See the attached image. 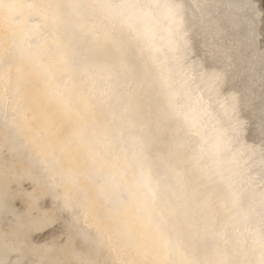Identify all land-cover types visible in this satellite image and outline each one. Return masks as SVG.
I'll return each mask as SVG.
<instances>
[{"label": "rangeland", "instance_id": "1", "mask_svg": "<svg viewBox=\"0 0 264 264\" xmlns=\"http://www.w3.org/2000/svg\"><path fill=\"white\" fill-rule=\"evenodd\" d=\"M37 1V4L38 5H41L42 7H44V9H45V11L47 12V17H48V20L50 21V22H52L51 24H55L57 27H58V29H59V32H60V34H61V37H62V39L64 38V40H66V41H68V42H71V43H69V45H70V47L71 48H73L72 50L74 51V53L76 54V52H77V54L75 55L76 57H74V59H75V61H76V59L77 58H79L80 60H78V61H76V64L79 66V74H78V76H80V77H78V79H79V81H80V92L81 93H83V95L85 96V99L87 100V102H89V103H87L88 105H90L89 107H90V110H91V115L93 114V118H95V120L98 118L99 120L100 119H103V117L105 118L106 117V119H107V116H111L112 115V117H108L109 118V120H110V122H112L113 121V123H111V124H114L113 126H111V124H110V122H109V120H107V122L105 121V119H104V121H105V125H106V129H105V131L107 132L106 134H108V135H110V133H111V131L112 132H114L115 133V131H114V126H116V128L118 127V128H120V130L117 128V130L119 131V132H117V130H116V132L117 133H120L119 135L117 134H114V133H111V134H114V141L115 142H117V143H115L114 141H113V145H114V147H117L116 149H117V151L118 152H121L122 151V149L124 148V149H126V153H125V150L123 149V151L121 152V154L123 153L124 154V156L126 157V158H128V157H130V161H129V159L127 160V159H124V162H125V164H129L128 166L129 167H131L132 168V170H134V169H136V171L138 170H142L143 169V171H141L139 174L136 172V171H132L131 169L129 170V167L128 166H126V167H128V169L126 168V170L127 171H132V172H129L131 175H135V180H136V178H138V177H136V175L138 174V175H140L141 173H142V175H140L139 176V178L137 179L138 180V182H136L137 184H136V186H139V185H141L142 184V182H146L147 181V184H144L145 185V187L143 186V184L140 186V187H143V188H145L146 189V186H147V188H150L151 190L150 191H152V192H154L156 189H157V191H158V193H157V191H155L156 193H157V195H155V197L156 196H158V194L160 193L161 195H163L162 197H161V195H160V197L158 196V197H156V199L155 200H152L151 198H150V196L148 195V193L146 192V190H145V194H146V198L148 197V199H149V202H148V200L146 201L145 199V202L144 203H147L146 204V206L150 209V211H154V209H151V208H153L154 207V205L156 204V207H155V210L158 208V211L159 212H161V210H164V209H166V212L167 213H169V215L166 213L165 215H162L161 217H165V216H170V217H167L166 218V220H165V223H163V219L160 217V215L159 214H164L165 213V210H164V212L162 211L161 213H159L158 211H156V212H153V214H152V212H151V215H153V216H156V220H155V223L156 222H160L161 224H163V225H161L160 223L159 224H157L158 226H163L162 228H163V230H165V235L167 236V238H166V236H164V235H162V236H164L166 239H171L172 238V241L169 239V240H167L168 242H172V246H175L174 247V249L175 250H177V252L176 253H178V254H180V251L183 253H181L179 256L180 257H182L183 256V259H184V257H186L185 256V254H187L188 255V253H189V251L190 250H192L191 251V253H189V255H188V257H187V259L190 261L191 260V258H192V260L190 261V262H188V260H187V262L189 263V264H191V263H194V264H204V262H205V264L206 263H209V261H210V264H216L218 261H219V259H221L222 260V263H224V264H232L233 262L235 263L236 261H237V259L239 260V261H237V264H242V263H244V261H245V264H246V262L248 261L249 262V260L251 261V262H249V264L251 263V264H253L255 261V263L254 264H264V158H262L263 156H264V150L262 151V150H259L258 149V147L259 148H261V149H263L264 148V132L262 131V130H264V117H263V115H264V111H262V110H264V105H263V103H264V99L262 98L263 96H264V78L262 79V77H264V74H263V72H264V59H263V57H264V47H263V45H264V35L263 36H261L263 33H261V37L258 35V33H260V32H254L255 34H253V33H251L250 34V32H252L253 31V25H252V16H254V15H256V13L258 12V10H262V11H264V9H263V7H262V5H264V0H252V2H251V0H249V1H247V0H234L235 2L234 3H231V1L233 2V0H226V2L225 1H223L222 2V0H211V2H210V0H209V4H208V0H205V2H207V3H205V2H203V0H199V1H201L200 3H198L199 1L198 0H191L192 1V5L190 4L191 3V1L190 0H187L188 1V3H187V1L186 0H180V1H182V2H180V1H177V0H146L147 2H148V4H146L145 3V0H143V1H141L140 2V0H133L134 2H131L130 0H127L128 2H131V3H134V4H136V5H133V4H131V3H129L130 5L129 6H127L128 5V2L125 0V1H123V0H116L117 1V5H122V6H117L116 7V1L115 0H79V1H77V0H48V1H44V0H36ZM72 1H74V3H72ZM77 1V2H76ZM83 1V2H82ZM86 1H88V3L86 2ZM97 1V2H96ZM109 1V2H108ZM120 1H122V3H120ZM139 1V3H137ZM161 1V2H160ZM168 1H170V2H168ZM175 1H176V3H175ZM185 1H186V3H185ZM221 1V2H220ZM237 1V2H236ZM238 1H240V3L238 2ZM244 1H246L247 3H244ZM259 1V2H258ZM61 2V3H60ZM90 2V3H89ZM93 2V3H92ZM97 4H96V3ZM106 2V3H105ZM108 2V3H107ZM123 2H124V4H123ZM142 2H144L146 5H144ZM150 2V3H149ZM177 2H179V3H181V4H179V3H177ZM184 2V3H183ZM205 3V5L207 6V8H205L206 6H204V5H202L203 3ZM215 2H217L216 4H215ZM220 2V4H218ZM229 4H228V3ZM242 2H243V5H244V7H246L247 8V10H246V8H244L243 7V5H242ZM254 2H255V4H254ZM261 2V3H260ZM49 3V4H48ZM57 3V4H56ZM87 3V4H86ZM114 3V4H113ZM152 3V4H151ZM162 3V4H161ZM169 3V4H168ZM213 3V4H212ZM61 4H64V5H61ZM79 4V5H78ZM81 4V5H80ZM85 4V6H83ZM90 4V5H89ZM108 4V5H107ZM109 4H111L112 6H113V8H111L110 6H109ZM127 4V5H126ZM141 4H143L144 5V11H140V10H142V7H143V5H142V7L140 8L139 7V5H141ZM150 4V5H149ZM158 4V5H157ZM163 4H164V6H163ZM172 4V5H171ZM182 4L185 6L186 4H188V5H191V6H188V5H186L185 7L184 6H182ZM199 4V5H198ZM202 6H201V5ZM211 4V7L209 6ZM214 4H215V8H216V6L217 7H219L220 9H217V11H216V9L214 8ZM218 4V5H217ZM224 4V6H222V5ZM227 4V5H226ZM235 4H238L239 6H237V5H235ZM250 4V5H249ZM253 4L255 5V6H257V5H259V6H257V7H255V6H253ZM261 4V5H260ZM59 5H61L62 7H63V9L61 8V6H59ZM69 5H71V6H69ZM73 5V6H72ZM78 5V6H77ZM90 6V8L88 7V6ZM96 5H97V8H96ZM99 5V6H98ZM103 5H105V6H103ZM115 5V6H114ZM138 6L137 8L135 7H132V8H130L131 6ZM162 6V8H161V6ZM174 5V6H173ZM195 5V6H194ZM212 5H213V7H212ZM229 5V6H228ZM65 6L67 7V8H65ZM68 6H69V8H68ZM75 6V7H74ZM77 6V7H76ZM83 6V7H82ZM92 6V7H91ZM95 6V7H94ZM103 6V7H102ZM153 6H157L158 8L160 7L161 9H163V10H158V8L157 7H155V8H157V10H155L154 8H153ZM167 6V7H166ZM228 6V7H227ZM230 6H233V7H230ZM241 6V7H240ZM249 6V7H248ZM260 6H261V8H260ZM56 7V8H55ZM73 9H71V8ZM119 7V8H118ZM122 7H124L125 9H127V8H130V10L129 9H127V10H129L128 12H127V10H125L124 9V11H126L125 12V15H123V13L122 12H120V10H123V8ZM127 7V8H126ZM145 7H147L146 9H145ZM152 7V8H151ZM179 7H182V8H179ZM200 9H203V10H200ZM210 7V8H209ZM222 7H223V9H222ZM238 7L241 9L242 8V10L239 12V10L240 9H238ZM259 7V8H258ZM77 8V9H76ZM98 8H100V9H98ZM114 8H118V9H120L119 11H118V9H114ZM149 8L150 9H153V10H149ZM178 8H179V12L182 14V11L184 12V13H186L185 14V17H184V13L182 14L183 15V33H187L186 35L184 34L183 35V41L185 42H183V45L181 46L180 44H178L177 42L175 43V41H177L178 40V36H177V31H176V26L174 25V24H172L170 21H171V14H172V12H175V11H178ZM193 8V9H192ZM214 10H213V9ZM228 8V9H227ZM233 8H234V10H235V12H237V13H239L238 15H237V13H235L234 11H233ZM236 8V9H235ZM244 8V9H243ZM250 8V9H249ZM253 8H254V11H253ZM71 9V10H70ZM113 9V10H112ZM136 10L135 12L136 13H134V11H131V10ZM172 10V12H171V10ZM177 9V10H176ZM183 9V10H182ZM188 9V10H187ZM190 9V10H189ZM195 9V11H192V10H194ZM196 9H199V10H196ZM207 9V10H206ZM209 9H212V10H209ZM227 10V13H226V10ZM230 9V12H228V10ZM232 9V10H231ZM252 9V10H251ZM257 9V10H256ZM56 12H55V11ZM76 10V11H75ZM90 10V11H89ZM104 10V11H103ZM114 10L116 11V13L114 12ZM149 10V16H147L148 14H145V11L147 12ZM185 10H186V12H185ZM205 10V11H204ZM225 10V12H223ZM244 10H245V12H244ZM255 10H256V12H255ZM62 11V12H61ZM69 11V12H68ZM71 11V12H70ZM80 11H83V12H80ZM84 11H86L88 14L90 13H92L93 11V15H86L87 13L85 12L84 13ZM98 11V12H97ZM109 11V12H108ZM111 11V12H110ZM123 11V12H124ZM131 11V12H130ZM155 13H154V12ZM158 11H160V12H158ZM189 11V12H188ZM212 13H211V12ZM232 11H233V13H232ZM248 11V12H247ZM251 11V12H250ZM53 12V13H52ZM76 14H75V13ZM79 14H78V13ZM102 13L101 15H100V13ZM133 12V13H132ZM138 12H140L139 13V15H138ZM151 12V13H150ZM167 12V13H166ZM196 12V13H195ZM203 15V16H201V14ZM204 12H206V13H204ZM215 12V13H214ZM253 12H254V14H253ZM52 13V14H51ZM83 13V14H82ZM107 13L109 14V15H107ZM113 13V14H112ZM115 13V14H114ZM117 13H118V15H117ZM122 13V15H119V14H121ZM126 13H129V18H128V15L126 14ZM143 13V14H142ZM156 14L157 16H159V18L156 16V15H154V14ZM163 13V14H162ZM192 13H195L194 15L192 14ZM199 13V14H198ZM208 13V14H207ZM214 13V14H213ZM217 13H219V14H217ZM230 13V14H229ZM235 13V14H234ZM245 13V15H243L242 16V14H244ZM249 13H252L253 15L251 16ZM72 15V17H71V15ZM84 14H85V16H84ZM132 14V15H131ZM150 14H153V15H150ZM159 14H161V15H159ZM192 14V15H191ZM197 14H198V16H200V17H198L197 16ZM213 14V15H212ZM217 14V15H216ZM220 14H221V17L220 18H222V19H218V17L217 16H220ZM228 14V15H227ZM232 14L234 15V16H242V18H244V19H242L241 17H238V19L236 18V22L238 21V23H236L237 24V29H246L245 30V34L247 35H245V37H243V35H244V33L243 34H241V35H239V38L241 39V37H242V39H241V41H242V43L243 44H245V45H242V43H241V41H240V39H238V35L237 34H235L236 32H234V30H231V27L230 28H228L229 26H231V23H232V20L231 19H229V18H233L234 16H232ZM51 15V16H50ZM69 17H68V16ZM83 17H82V16ZM116 17H119V18H121V19H117V17L115 18L114 16ZM127 15V16H126ZM141 15V16H140ZM144 15H146V16H144ZM188 15V16H187ZM206 15V16H205ZM208 15V16H207ZM209 15H211V16H209ZM216 15V16H215ZM226 15V16H225ZM250 15V16H249ZM58 16V17H57ZM61 16V17H60ZM87 16V17H86ZM104 16H105V18H104ZM112 16V17H111ZM133 16H135V18L134 19H131V18H133ZM137 16V17H136ZM143 16V17H142ZM150 16H153V17H150ZM197 18H196V17ZM206 18H205V17ZM212 16H213V18H214V16H215V18H214V21H213V18H212ZM223 16V17H222ZM247 16H249V17H247ZM52 17H53V19H52ZM71 17V18H70ZM109 17V18H108ZM123 17H125V18H123ZM139 17H140V19L141 18H143V19H145L144 21H143V19H139ZM151 18L152 20L154 19V23L156 24V23H159L160 24V22H162L163 23V21H164V25L162 24H160L161 26H159V24H154L153 25V22H151L150 21V19L147 21V19L148 18ZM170 17V18H169ZM187 17H194L192 20H191V18L189 19V18H187ZM207 17L209 18V19H207ZM216 17H217V19H216ZM225 17H226V19L228 20H226L225 19ZM229 17V18H228ZM248 19H247V18ZM59 18V19H58ZM89 19V22H88V19ZM128 19V21H127V19ZM137 18V19H136ZM158 18V20H156ZM165 18H166V22H165ZM196 18V19H195ZM201 18H202V20L203 21H201ZM211 18H212V21H211ZM223 18L225 19V22H224V20H223ZM240 18V19H239ZM74 19V20H73ZM78 19V20H77ZM81 19H83L82 21H81ZM86 21H85V20ZM91 19V20H90ZM163 19V20H162ZM170 20L169 22H168V20ZM187 19H189V21L187 22ZM198 19L200 20L199 22H198ZM206 19V20H205ZM242 19V20H241ZM251 19V20H250ZM58 20V21H57ZM76 20V21H75ZM80 20V21H79ZM93 20V21H92ZM103 20H105V21H103ZM106 20H107V22H109L108 24H107V22H106ZM110 20V21H109ZM120 20V21H119ZM131 20V21H130ZM137 20H138V22H137ZM156 20V21H155ZM161 20V21H160ZM184 20H186V21H184ZM194 20H196V21H194ZM219 20V21H218ZM223 20V21H222ZM240 20V21H239ZM246 20V21H245ZM249 20V21H248ZM55 21V22H54ZM84 21V22H83ZM118 21V22H117ZM123 21H125V22H123ZM140 21H143L144 23H145V21H147L145 24L143 23V22H141V24L140 25H138L137 23H139ZM158 21V22H157ZM195 22V24H194V22ZM208 21H210V23H208V25L206 24ZM218 23H217V22ZM243 21V22H242ZM79 22V23H78ZM86 22V23H85ZM92 22V23H91ZM95 22V23H94ZM114 22V23H113ZM117 22V23H116ZM123 22V23H122ZM127 22V23H126ZM131 22V23H130ZM134 22V23H133ZM136 22V23H135ZM149 22H150V24H149ZM185 22L186 23H188L187 25H185ZM189 22H190V25L192 24V25H194V27L195 28H193V26L191 25V27H189L190 25H189ZM198 22V23H197ZM205 24V26L202 24ZM206 22V23H205ZM212 22H215V23H212ZM220 22V23H219ZM245 22H246V24H245ZM67 23V24H66ZM85 23V24H84ZM105 23V24H104ZM119 23V24H118ZM130 25H129V24ZM149 25H148V24ZM166 23H167V25H166ZM220 24L219 25V28H220V30H219V28H218V26H217V24ZM243 23V24H242ZM63 24V25H62ZM74 24V25H73ZM79 24V25H78ZM87 24H89V25H87ZM98 24V25H97ZM107 24V25H106ZM111 24V25H110ZM122 24V25H121ZM145 26H144V25ZM168 24H170V26H172V27H174V28H171ZM210 24V25H209ZM216 25L215 27H217V29L215 28V27H213V25ZM224 24V25H223ZM238 24H241V25H239L238 26ZM62 25V26H61ZM113 25H114V27H113ZM118 25V26H117ZM128 25V26H127ZM132 25V26H131ZM136 25H138V26H136ZM153 25V26H152ZM212 26L213 27V29H216V31H215V33H216V36L219 34V33H221V34H219V36H215V33H214V35H213V32H214V30H212V27L211 28H208L207 26ZM223 25V26H222ZM244 25L246 26V27H244ZM249 25V26H248ZM76 26V27H75ZM78 26V27H77ZM89 26H92L91 28L89 27ZM98 28H97V27ZM101 26V27H100ZM110 26H111V28H110ZM115 26H116V29H115ZM125 28H124V27ZM127 26V27H126ZM132 27L131 29L133 30H131V29H129L128 27ZM135 26V27H134ZM141 26V27H140ZM147 26H151V28H149V27H147ZM157 26V27H156ZM166 26V27H165ZM188 26V27H187ZM199 26L201 27V30L199 31L198 29H199ZM220 26H222L223 27V30H221L222 28L220 27ZM228 26V27H227ZM68 27H69V29H68ZM74 27H75V29H74ZM96 27V28H95ZM106 27H108V28H106ZM143 27H144V30H143ZM153 27V28H152ZM155 27H156V29H155ZM185 27V28H184ZM205 27H207V28H205ZM224 27H226V29L224 28ZM243 27V28H242ZM247 27H248V29H247ZM249 27H251V28H249ZM71 28H72V30H71ZM78 28H80V30L78 29ZM84 28H88L87 30H88V32H87V30L85 29V30H83L82 31V29H84ZM90 28V29H89ZM96 30H95V29ZM102 28H104L103 30H102ZM121 28H123V31H122V29ZM139 28V29H138ZM145 28H149V29H147V30H145ZM168 28H170L166 33L163 31V30H165V29H168ZM191 28V29H190ZM193 28V29H192ZM196 28H198V29H196ZM227 28H228V30H227ZM92 29H94V30H92ZM110 29V30H109ZM114 30V32H115V34H116V36H115V34H113L112 35V33H113V31L112 30ZM129 29V30H128ZM142 30L143 31V34L145 35V33H146V37L148 38H146L145 36H143L144 37V40L143 39H141V38H143L142 37V31H140V33H141V37L139 36V38H138V35H140V33H138L139 31H136V30ZM203 29H205V30H203ZM224 29L225 30H227V32L226 31H224ZM76 30H77V32H76ZM90 30H92V31H96V32H92V31H90ZM101 30V31H100ZM124 30H126V31H128V34H127V32H125ZM161 30H162V32H161ZM191 32H198L197 34L199 35V36H197V34L195 33H191ZM192 30H194V31H192ZM196 30H198V31H196ZM229 30H230V32H229ZM71 32L70 34H69V32ZM78 31H80V32H78ZM124 35H121V33ZM134 32V35L132 34V32ZM136 31V32H135ZM160 31V34L158 33ZM171 31H173V32H171ZM204 31V32H203ZM223 31L225 32V33H223ZM231 31H233V32H231ZM65 32H66V34H65ZM76 34H75V33ZM89 32H91L90 34H88ZM104 33L103 35H105V37L102 35V33ZM109 32V33H108ZM131 32V33H130ZM145 32V33H144ZM189 32V33H188ZM200 32H203V34L202 33H200ZM205 32L206 33H208V32H210V33H208V34H205ZM217 32H219L218 34H217ZM72 33H73V36H72ZM80 33V34H79ZM82 33H83V35H82ZM85 33L86 34H88V36L90 37H88L87 35H85ZM98 33V35H96V34ZM120 34V35H118V34ZM131 35H130V34ZM138 33V34H137ZM148 33H150V35H148ZM158 33V34H157ZM223 33V34H222ZM232 33V34H231ZM234 33V34H233ZM247 33H249V34H247ZM92 34H94V35H92ZM108 36H107V35ZM127 34V35H126ZM153 34V35H152ZM158 35V36H155V35ZM167 34V35H166ZM168 34H171V35H168ZM175 35V39H174V36L173 35ZM190 34V35H189ZM193 34V35H192ZM201 34L202 35H204V36H201ZM224 34H225V36H224ZM112 35V37L114 38V36L117 38H112V37H110ZM119 36V38H118V36ZM133 35V36H132ZM160 35V36H159ZM163 36V38H162V36ZM191 35L193 36V37H195V35H196V37L195 38H193L192 39V37H191ZM206 35L209 37V38H207L206 37ZM210 35V36H209ZM250 35V36H249ZM257 35H258V38H261V40H263V41H261L260 39L258 40V38H257ZM67 36V37H66ZM84 39V41H83V39L81 38V37ZM93 36V37H92ZM106 36H107V39H106ZM126 36H128L127 38H126ZM130 36H131V38H130ZM136 36V37H135ZM149 36V37H148ZM155 36V37H154ZM166 36H168V38H166V39H164ZM191 38H190V37ZM214 36H215V41L213 40L214 39ZM228 36V38H226ZM230 36H232V37H230ZM235 36V37H234ZM249 36V37H248ZM256 36V37H255ZM71 37H72V39H71ZM73 37H75V38H73ZM76 37H77V39H76ZM101 37H102V39H101ZM121 37V38H120ZM124 37V38H123ZM134 37V39H132ZM150 37H152V39L150 38ZM154 37V38H153ZM156 37H158V38H156ZM171 37V38H170ZM198 37H199V39H198ZM202 37H204V39L202 38ZM206 37V38H205ZM211 37H212V39H211ZM253 37V38H252ZM255 37V38H254ZM88 38V39H87ZM92 38V39H91ZM94 38V39H93ZM97 38V39H96ZM105 38V39H104ZM113 39V41H112V39ZM138 38V39H137ZM157 39V41H156V39ZM159 38H161V39H159ZM176 38H177V40H176ZM217 38H219L220 40H222L221 38H223V41H218V39ZM230 38H233L234 39V41L232 42V39H230ZM244 38V39H243ZM248 38V40H246ZM68 39V40H67ZM70 39V40H69ZM96 39V40H95ZM101 39V40H100ZM118 39H119V41H118ZM121 39V40H120ZM132 40V43L130 42L131 40ZM145 39L147 40V41H145ZM152 40V41H149V40ZM162 39H164L165 40V42H163L164 40H162ZM168 39V40H167ZM190 39H192L191 41H190ZM194 39H196V41L194 40ZM200 39H201V41H200ZM206 39H208V40H206ZM211 39V40H210ZM216 39H217V41H216ZM235 39L238 41V42H240V44L237 42V41H235ZM250 39H252V40H250ZM76 40V41H75ZM93 40H95V41H93ZM98 40V41H97ZM105 40V41H104ZM128 40V41H127ZM134 40V41H133ZM140 40H142V42L140 43V42H138V41H140ZM160 40H162V41H160ZM170 40H171V42H170ZM173 40V41H172ZM190 42H189V41ZM202 40H204L205 41V43L204 42H202ZM211 42H210V41ZM212 40H213V42H212ZM229 40H231V42H228ZM246 41V42H244V41ZM255 41V43H254V41ZM65 41V42H66ZM85 41H87L86 42V44H85ZM100 41V42H99ZM122 41V42H121ZM145 41V42H144ZM169 42V43H166V42ZM188 43H187V42ZM198 41H200L199 43H198ZM251 41V42H250ZM252 41H253V43H252ZM260 41V43H258L257 44V42H259ZM67 42V43H68ZM89 42H92V43H90V44H87V43H89ZM94 42H96V44L97 45H95V43ZM102 42V44H99V43H101ZM106 42H108V43H106ZM109 42H110V44H109ZM129 42L132 44V46H130L129 45ZM152 42H157L158 44H155V43H152ZM163 42V43H162ZM195 44H199L198 46L197 45H195ZM197 42V43H196ZM210 42V43H209ZM222 43L223 44V47H225V46H227L228 47V45H227V43L229 44L230 43V45H231V43H232V45L230 46L231 48H233V49H235L236 50V48L237 47H239V50H240V52H242V50L244 51V50H249L250 51V49L252 48L251 47V45L252 44H257V45H255V47H257L258 48V51H257V49L254 47V45H252L254 48H252L253 50L255 49L257 52H259L260 50H262V51H260L259 53H257L255 50L253 51L252 49H251V51H253V53H255L256 55V57H255V60H254V63L255 64H257V65H255L254 64V69H255V79L257 80H255L254 79V86L252 87L253 89H254V92L257 94V95H263V96H257L256 95V97L257 98H255L254 99V97H255V95H254V93H252L253 92V90L252 91H249L248 92V94H250L251 95V97H249L250 95H247V91H245V92H242L243 90H241V89H239L238 91L240 92L239 93V95L241 96V97H239V98H241V99H239V101L240 102H238L239 104L240 103H242V104H234L233 103V101H232V97H230L231 95L230 94H228V96H227V93L224 91V92H222V89L219 87V86H216L214 83H212L211 81L212 80H209L210 79V72H204V71H201V72H199L198 73V76H194L195 74H193V72H192V70H191V67H190V65L192 64L191 62L193 61V62H197L196 64L197 65H201V64H203V63H207V61H208V64L209 63H211V64H209V65H213V66H218V65H221L222 64V61H221V58H220V56H214V55H217L218 53H217V50L216 49H218V47H220L221 48V44H218L217 45V43ZM237 42V44H234V43H236ZM250 42V44H248V43ZM263 42V43H262ZM78 43V44H77ZM114 43V45H112ZM126 43H128V44H126ZM136 43H138V44H136ZM145 43H147V45L149 44V46H147L146 44L144 45ZM150 43H152L151 45H150ZM171 43V44H170ZM173 43H174V45H173ZM190 43L192 44L191 46H189L190 45ZM202 43H204V45H202ZM207 43H209L210 45H212V46H210L209 44H207ZM214 43H216V44H214ZM83 45V44H85V45H83L84 46V48H83V46H80V45ZM93 44V45H92ZM98 44H99V46H98ZM106 44H108V46H106ZM116 44H120V45H116ZM124 44V45H123ZM136 44V45H135ZM156 46V45H158V46H156V47H158V48H156L155 49V47H154V45ZM166 44V45H165ZM167 44H169L168 46H167ZM224 44H226V45H224ZM239 44V45H238ZM260 44V45H259ZM89 45H91V46H89ZM122 45L124 46V47H122ZM142 45H144V46H142ZM176 45H178V46H176ZM179 45H180V47H181V49H179ZM238 45V46H237ZM241 45V46H240ZM262 45V46H261ZM86 46V47H85ZM88 46V47H87ZM95 46V47H94ZM102 46V47H101ZM103 46H105V47H103ZM111 46H114V47H111ZM116 46L118 47V49L116 48ZM122 48H121V47ZM127 46V47H126ZM138 46L139 47H145L144 49H148V50H146L145 52L144 51H141V50H143V48H139L138 49ZM150 46H151V48H150ZM159 46H161V47H163V48H160ZM166 46H167V48H166ZM175 46V47H174ZM185 48H184V47ZM196 47V48H199V52L200 53H202V51L204 50V52L205 51H207V50H209V51H207V53L206 54H204L203 53V55H201V54H199V52L196 50V48L195 49H193V48H191V47ZM200 46V47H199ZM209 46H210V48L212 49H214V50H211L213 53H211V51H210V49H208L209 48ZM248 46V47H247ZM76 47V48H75ZM80 47H82L81 49H80ZM90 47V48H89ZM130 47V48H129ZM133 47V48H132ZM166 48V50L164 51L163 49H165ZM169 47V48H168ZM171 47V48H170ZM178 47V48H177ZM183 47V48H182ZM216 47V48H215ZM242 47H244V48H242ZM251 47V48H250ZM261 47V48H260ZM90 50H89V49ZM105 48V49H104ZM107 48V49H106ZM111 48H115L114 50H110ZM135 48V49H134ZM141 52H139L137 49ZM153 48V49H152ZM160 48V49H159ZM189 50H188V49ZM263 48V49H262ZM86 51H84V50ZM93 49V50H92ZM97 49V50H96ZM104 49V50H103ZM123 50V52L124 53H127L126 54V56H125V54L123 55V52L122 51H120L119 52V50ZM127 50L128 49V51H124V50ZM152 49V50H151ZM157 49H158V52H156L157 51ZM171 49H174V50H171ZM184 49V50H183ZM193 49V50H192ZM203 49V50H202ZM75 50H78V51H75ZM102 50V51H101ZM106 50H108V52L106 51ZM131 50H133V52H135V53H133L132 51H131V53H130V51ZM160 50H163V51H160ZM168 50V51H167ZM172 51V52H170V51ZM179 50V51H178ZM191 50V51H190ZM237 50H238V48H237ZM236 50V51H237ZM239 50H238V52H239ZM89 51V52H88ZM93 51V52H92ZM99 51V52H98ZM105 53H104V52ZM152 55L153 54V56L152 57H150L149 56V53ZM154 51V52H153ZM168 53H167V52ZM185 52V51H188V53H182V52ZM192 51H193V53H192ZM194 51H196L195 53H194ZM216 53H215V52ZM97 52V53H96ZM108 53V55L107 56H105V54H107ZM118 52V53H117ZM129 52V53H128ZM139 52V53H138ZM143 52V53H142ZM165 52H166V54H165ZM177 52V53H176ZM183 54V57H181L182 55H181V53ZM82 53H83V55H82ZM89 53H92V54H89ZM103 53V54H102ZM110 53H111V55H112V57H111V55H110ZM116 53V54H115ZM120 53H121V55H123L124 56V58H126V59H123V56H121L120 55ZM133 53V56H131V54ZM136 53H138V54H136ZM161 53V54H160ZM169 53H170V55H169ZM180 53V54H179ZM190 53V54H189ZM192 53V54H191ZM198 53V54H197ZM209 53H210V56H208V59H207V56L206 55H209ZM261 53V55L260 56H258L259 54ZM94 54V55H93ZM102 54V55H101ZM114 54V55H113ZM119 54V55H118ZM141 54V55H140ZM142 54H143V56H142ZM145 54H147V56L145 55ZM163 54V55H162ZM173 54L175 55L174 57H173ZM187 54V55H186ZM189 54V55H188ZM197 54V56H195V55ZM263 54V55H262ZM88 55V56H87ZM96 55V56H95ZM100 55V56H99ZM104 55V56H103ZM110 55V56H109ZM115 55H116V57H115ZM134 55H136L137 57H135ZM164 55H166V58H165V56ZM168 55L170 56V58L168 57ZM211 55L213 56L212 57V61H211ZM84 56V57H83ZM99 56V57H98ZM111 58H109V57ZM118 56V57H117ZM127 56L129 57V58H127ZM142 58H141V57ZM149 56V57H148ZM190 56L192 57H200V59H201V61H200V59H199V61H198V59L197 58H190ZM263 56V57H262ZM97 57V58H96ZM121 57V58H120ZM131 57H133L131 60H130V58ZM153 58L154 57V59L155 60H153V59H151V60H153L152 62H150V61H147V60H150V59H148V58ZM157 59H156V58ZM171 57H173L172 59H171ZM177 57V58H176ZM179 57H181L182 59H180ZM187 57V58H186ZM210 57V58H209ZM214 57H215V59H214ZM217 57V58H216ZM82 58V59H81ZM84 58H86V59H88L87 61L84 59ZM91 58H92V60H91ZM99 58V59H98ZM102 58V59H101ZM106 58V59H105ZM112 58H114L113 60H112ZM135 58V60H133ZM165 60H163V59ZM167 58H168V60H167ZM177 60H176V59ZM183 58H184V61H182L183 60ZM206 58V59H205ZM138 59L140 60V61H138ZM147 59V60H146ZM163 61H162V60ZM185 59H188V61H186ZM196 59H197V61H196ZM203 59V60H202ZM217 62V61H221L220 63L218 62V64H216V62L214 61V60ZM217 59V60H216ZM218 59H220V60H218ZM82 60V61H81ZM98 62H97V61ZM106 62H105V61ZM108 60V61H107ZM112 60V61H111ZM125 60H127V61H125ZM136 60L138 61V63L139 64H137V62H136ZM145 60V61H144ZM159 62H158V61ZM178 61L179 63H180V61L179 60H181V63L180 64H183L184 66H182V65H180V66H178V62H174V61ZM191 60V61H190ZM195 60V61H194ZM96 62V64H95V62ZM104 61V62H103ZM132 62V64H135V65H132V64H130L131 62ZM144 61V62H143ZM146 61H147V63H146ZM157 63V64H155V62ZM165 64H163V65H159V64H161L162 62ZM189 61H190V63H189ZM210 61V62H209ZM77 62H81L82 63V65L81 64H79V63H77ZM88 62H90V63H88ZM101 62V64L99 65V63ZM112 62H116V64H114V65H117V63H118V66H114L113 65V63ZM123 62V63H122ZM171 64V66H172V64H173V66L171 67L170 65H166V64ZM189 63L188 65H186L187 63ZM84 63V64H83ZM92 63H94V64H92ZM105 63H107V64H109L108 66H111V68H108V66H107V64H105ZM130 65H129V64ZM149 63V65L150 66H152V67H150V66H148L147 64ZM152 63V64H151ZM186 63V64H185ZM88 64V65H87ZM105 64V65H104ZM123 66H122V65ZM127 64V65H126ZM143 64H144V66H143ZM156 65L155 67H154V69L156 70V69H160V68H162V69H165V70H162L161 69V71L159 70V71H155L154 69H153V66L154 65ZM101 65H102V67H101ZM139 65H141L140 67H139ZM160 67H159V66ZM187 66V68H188V71L189 72H187V68L185 69V67ZM93 66V67H92ZM96 66H97V68H96ZM103 66H105L104 67V69H103ZM106 66H107V68H106ZM112 66L114 67V68H112ZM119 66L122 68L121 69V73H120V70H118V69H120L119 68ZM131 66H132V68H131ZM138 66V67H137ZM143 66V67H142ZM147 66H148V68H147ZM158 66V67H157ZM175 66V68L177 69L178 68V71H182L183 69L184 70H186V71H182V73H181V71H180V73L175 69V68H173ZM177 66V67H176ZM182 66V67H181ZM82 67V68H81ZM85 67V68H84ZM88 67V68H87ZM102 69H101V68ZM118 67V68H117ZM133 67H135V68H133ZM145 67L147 68V69H145ZM151 69H153L155 72H153L152 70H150L151 72H148L149 71V69L150 68ZM168 67V68H167ZM81 68V69H80ZM96 68V69H95ZM124 68H125V71H126V75L124 74L125 73V71H123L124 70ZM130 68H131V70H130ZM138 68H140L139 70H137ZM172 68V69H171ZM183 68V69H182ZM83 69V70H82ZM87 69V70H86ZM90 71H89V70ZM96 70V71H94V70ZM100 69V70H99ZM110 69V70H109ZM115 70V71H113V70ZM116 69H117V72H116ZM136 69V70H135ZM145 69V70H144ZM173 69H175V70H173ZM190 69V70H189ZM263 69V70H262ZM82 70V71H81ZM100 71V73H99V71ZM105 70V71H104ZM133 70H135L134 71V73H132V71ZM142 70H144V72L142 71ZM171 70V71H170ZM172 70L174 71V73L172 72ZM258 70H262V71H257ZM87 71H89V73L90 72H92L93 73V75H92V73L91 74H89ZM107 71V72H106ZM119 71V72H118ZM123 71V72H122ZM137 71V72H136ZM141 71L143 72L142 74H141ZM148 72L149 74H147L146 72ZM168 71V72H167ZM171 73H170V72ZM191 71V72H190ZM86 72V73H85ZM102 72H104V73H102ZM129 72V73H128ZM184 72V73H183ZM187 72V73H186ZM260 72V73H259ZM101 73L102 74H106L105 76L104 75H101ZM108 73H111V74H108ZM117 73L120 75V77L118 78V76L119 75H117ZM153 73V75H152V78H150L151 77V74ZM155 73V74H154ZM176 73H179V74H177V76L175 75ZM189 73H190V75H189ZM208 74V76L206 75L205 76V74ZM96 74H98V75H96ZM100 74V75H99ZM115 75L116 77H114V76H112L111 78L109 77V78H107V76H111V75ZM182 74V75H181ZM185 74V75H184ZM193 76H192V75ZM260 74H261V78L259 77L260 76ZM89 75V76H88ZM123 77H125V78H123ZM125 75V76H124ZM134 75V76H133ZM136 75V76H135ZM138 75V76H137ZM145 75V76H144ZM149 75H150V77H149ZM179 75H180V78L179 79H177V77H179ZM188 75H189V77L190 78H195L194 80H193V78L191 79V82H190V79H188ZM197 75V74H196ZM201 75V76H200ZM94 77V79H92L93 77ZM100 76L102 77V78H100ZM128 76V77H127ZM129 76H130V78H129ZM139 76H140V78H139ZM150 78H148V77ZM156 76V77H155ZM172 76H173V81L171 82V80H172ZM185 78H184V77ZM187 76V77H186ZM89 77V78H88ZM122 77V78H121ZM137 77H138V79H137ZM143 77H144V79H143ZM182 77V78H181ZM207 77V78H206ZM260 79H259V78ZM134 78V79H133ZM146 78V79H145ZM155 78H157V79H155ZM160 78V79H159ZM177 80H176V79ZM197 78H199L198 80L199 81H197ZM99 79H101L100 81H99ZM106 80V81H104V80ZM111 80L110 82H108V80ZM115 79V81H113ZM118 79H120V83H119V85L121 86V87H118L119 85H117L118 84V82H119V80ZM122 79H124V80H122ZM128 79V81L126 82L125 80H127ZM129 79H130V81H131V83L129 82ZM132 79L133 80H135V81H132ZM154 82H156V83H154L153 84V81ZM203 79V80H202ZM208 79V81L206 82V81H204V80H207ZM259 79V80H258ZM88 80V81H87ZM92 82H91V81ZM122 80V81H121ZM140 80V81H139ZM156 80H158V82L160 81V80H162L161 81V84H162V86H160V82H159V84H157L158 82L156 81ZM186 80V81H185ZM188 80H189V82H188ZM196 80V81H195ZM262 82H261V81ZM81 81H82V83H83V85L81 84ZM118 81V82H117ZM138 81H139V83H138ZM145 83V85H144V83ZM147 83H146V82ZM149 81V82H148ZM151 81H152V83H151ZM169 82V83H167V82ZM194 82V84H193V82ZM201 81V82H200ZM203 81L205 82V84H203ZM255 81H256V84H255ZM85 82V83H84ZM93 82H95V83H93ZM97 82V83H96ZM102 82V83H101ZM104 82V83H103ZM114 84H113V83ZM134 82H136V83H134ZM173 82H175V83H173ZM178 83V85H177V83ZM184 82H187V83H184ZM199 82V83H198ZM209 82V83H208ZM210 82H211V85H212V87L210 86ZM262 84H261V83ZM90 83H92V84H90ZM127 83H130V84H132V85H129V84H127ZM134 83V84H133ZM151 83V84H150ZM166 83V84H165ZM180 83H184V85L182 84H180ZM192 83V84H191ZM196 83V84H195ZM257 83H259V84H257ZM97 84H99V85H97ZM107 84V85H106ZM109 84H111V85H109ZM140 84V85H139ZM143 84V85H142ZM153 84V85H152ZM156 84H157V86H156ZM174 84H176V85H174ZM200 85L199 87H198V85ZM202 84V85H201ZM261 84V85H260ZM95 85V86H94ZM114 85V86H113ZM116 85H117V88H115L116 87ZM165 85H168V86H165ZM171 85H174V87L173 86H171ZM179 85H180V87H179ZM186 85V86H185ZM187 85H189V86H187ZM204 85H205V87H204ZM92 86V87H91ZM99 86V87H98ZM104 86V87H103ZM106 86V87H105ZM129 86H131L130 88H128L129 90H127V88L126 87H129ZM132 86H134V87H132ZM138 86V87H137ZM150 86H155V87H157V89H155V87H154V89H153V87H151V89L153 90V92H152V90L149 88ZM160 86V87H159ZM163 86H165L167 89H168V87L169 86H171V87H173V91H172V93H171V91L170 90H172V88H170L169 87V90H167V91H169V92H167L166 91V88H164ZM184 86V87H183ZM191 86H194V88H191ZM196 86L198 87V88H196ZM210 86V87H209ZM214 86V87H213ZM88 87H91L90 89H87ZM102 87H103V89H102ZM136 87V88H135ZM158 87L160 88V89H158ZM187 87V88H186ZM188 87L190 88L189 90H186V89H188ZM201 87V88H200ZM203 87H204V89H203ZM93 88V89H92ZM100 88V89H99ZM106 88V89H105ZM135 88V89H134ZM177 88V89H176ZM179 88V89H178ZM199 88H200V90L201 89H203V90H205L207 93H208V96H207V93L205 92V91H201L200 92V90H199ZM213 88H214V91H213ZM256 88V89H255ZM86 89V90H85ZM95 89V90H94ZM119 91H117V90ZM120 89V90H119ZM122 89V90H121ZM125 89H126V92H125ZM134 89V90H133ZM138 89V90H137ZM149 89V90H148ZM195 90L194 92L195 93H193V90ZM218 89V90H217ZM94 90V91H93ZM102 90H104V92L102 91ZM114 90V92H112ZM131 90H132V92H131ZM135 90H137L138 92H141L142 91V95L140 94V93H136L135 92ZM157 90L159 91V92H161V93H159V92H157ZM176 90V91H175ZM181 90V91H180ZM183 90V91H182ZM191 90H192V92H191ZM260 91V92H258L257 93V91ZM83 91V92H82ZM121 91H123V92H121ZM128 91V92H127ZM130 91V92H129ZM180 91V92H179ZM187 93L188 92V94H186L185 95V92ZM212 91L213 92H216V91H218V92H221V97H219L220 95H219V93L218 92H216V93H212ZM89 94H88V93ZM96 93V95H95V93ZM97 92H99V94L97 95ZM117 92V93H116ZM124 92L126 93V96H125V94H124ZM149 92V95H151V96H149L147 93ZM182 93L183 92V94H181L182 95V97H181V95L180 94H177V93ZM203 92H205V93H203ZM262 92V93H261ZM108 95H107V94ZM111 93H113V94H111ZM121 93H123V94H121ZM130 95H132V94H134L135 93V95H132V96H130ZM132 93V94H131ZM143 93L144 94H146V95H144V96H146V97H144L143 96ZM171 95H169V94ZM173 93H174V95H173ZM191 93H193V94H191ZM197 93V94H196ZM244 93H246V94H244ZM252 93V94H251ZM116 96H115V95ZM120 96H119V95ZM158 94H160V96L158 95ZM179 95V100H178V98H177V100H175V98H176V95ZM201 94H204V96L202 95V97H203V99H202V101H201V103H199V101H197L199 98H202L201 97ZM206 94V95H205ZM212 94V95H211ZM216 94V95H215ZM243 94L244 95H246V97L247 98H245V96H243ZM104 95V96H103ZM118 95V96H117ZM137 95V96H136ZM174 97H173V96ZM190 95H193V96H198L199 95V98L198 97H196L195 96V98L194 97H192V96H190ZM213 95H214V97H213ZM217 95H219L218 97H216ZM225 97H224V96ZM254 97H253V96ZM87 96H88V98H87ZM107 96V98L104 100V98ZM110 97V99H109V97ZM122 96H123V98L124 97H126V98H122ZM129 96V97H128ZM135 96L137 97V98H135ZM143 98H142V97ZM163 96V97H162ZM184 96L187 98H184ZM189 96H190V98H189ZM242 96L244 97V98H242ZM94 97V98H93ZM117 99H116V98ZM130 98V100H129V102H131V104L129 103V102H127L128 101V98ZM134 97V98H133ZM141 97V98H140ZM150 98L149 100H148V98ZM161 97V98H160ZM166 98V101H165V98ZM174 98V102L175 103H173V105H170V104H172V102H173V99H171V98ZM178 97V96H177ZM193 99H192V98ZM207 97H208V99H207ZM216 97V98H215ZM228 97V99L229 100H227L226 98ZM231 99H230V98ZM250 98V100H249V98ZM258 97H259V100H258ZM96 98V99H95ZM112 98V99H111ZM120 98V99H119ZM133 98V99H132ZM138 98H140V99H138ZM152 98H153V101H151L152 100ZM155 98V99H154ZM160 98V99H159ZM170 99V100H172V101H170V100H167V99ZM184 98V99H183ZM198 98V99H197ZM207 99V101H210V100H212V104L210 103V102H207V101H203L204 99ZM218 98H222L220 101H218ZM224 98V99H223ZM94 99V100H93ZM104 101H103V100ZM113 99H115L116 101L114 102V100ZM132 99V100H131ZM143 99V100H142ZM189 99V100H188ZM194 99H196V100H194ZM216 99V100H215ZM243 99V100H242ZM263 99V100H262ZM102 100V101H101ZM106 100H107V103H106ZM121 101V102H118V101ZM135 100H136V103H133V102H135ZM140 100V101H139ZM146 100H148V101H146ZM183 100V101H182ZM185 100V101H184ZM192 100H194V101H192ZM200 100V99H199ZM246 100L248 101L247 103H246ZM252 100H256L255 102L258 104V106L256 105V103L253 101L252 103H250ZM263 101V103H262V101ZM93 101V102H92ZM95 101V102H94ZM99 102L101 105H99V103H97V102ZM111 103H110V102ZM137 101H139L140 102V104H145L146 102H148V103H146L145 105H143L144 107H142V105L141 106H139L138 105V103L139 102H137ZM143 101V103H141ZM159 102L158 104L157 103H155V102ZM177 101H178V104H177ZM182 101V104L185 106H187V107H184V106H182V107H184V108H187L186 110H189V109H191L192 110V107H193V110L194 109H196V110H194L195 111V113L194 112H191V110H189V112H191V114L192 115H196V113H197V115L196 116H193V117H195L196 118V120L193 118L192 119V122H191V119H189V117H190V113H188V111H187V113H186V110L184 109V108H182V107H180V102ZM188 101V102H187ZM226 101V102H225ZM245 101V102H244ZM90 102H92V103H90ZM103 102H105V103H103ZM126 102V103H125ZM151 102V103H150ZM184 102V103H183ZM203 102V103H202ZM204 102H206L207 104H205ZM222 102V103H221ZM228 102V103H227ZM233 104V106L234 107H232V106H230V104L231 103ZM102 103H103V105H102ZM118 105H117V104ZM122 103H123V105L125 106H123L122 105ZM129 103V104H128ZM150 103V104H149ZM153 103H155V104H153ZM162 103V104H161ZM163 103H165V104H167V105H164ZM186 103V104H185ZM208 103L210 104V105H208ZM225 105H224V104ZM253 103H254V105H253ZM261 103V104H260ZM113 104H116V105H113ZM126 104L128 105L127 107H126ZM136 104V105H135ZM147 104H149V105H147ZM175 104H176V106H178V107H176L175 106ZM188 104V105H187ZM190 104V105H189ZM196 104V105H195ZM201 104V105H200ZM221 104V105H220ZM228 104V105H227ZM231 104V105H232ZM246 104H248V106L246 105ZM260 104V105H259ZM93 105V106H92ZM105 105H108V106H105ZM109 105L110 106H112V109L113 110H110V108L111 107H109ZM130 105H132V107L134 108H132V107H130ZM137 105H138V107H137ZM152 105H153V107H152ZM164 106L165 108H163L162 106ZM197 105H199V106H197ZM202 105H204V108H209V107H212V108H209L210 110L211 109H213V111L211 110V111H209L208 109V111L210 112H208L207 110H205L203 107H202ZM212 105V106H211ZM215 105H217L218 107H215ZM238 105V106H237ZM246 105V106H245ZM250 105H251V107H250ZM256 105V106H255ZM263 107H262V106ZM92 106V107H91ZM99 106V107H98ZM101 106V107H100ZM105 106V107H104ZM117 106V107H116ZM120 106V107H119ZM135 106V107H134ZM157 106H158V108H157ZM189 106V107H188ZM199 107V108H201L200 110H198V108L197 107ZM201 106V107H200ZM206 106V107H205ZM223 107V106H225V107H231V108H229L230 109V111L229 112H226L227 111V109H228V107L227 108H225V107H223V108H225V109H222V108H220V107ZM240 106V107H239ZM245 106V107H244ZM254 106H255V108H254ZM107 107V108H106ZM141 107V108H140ZM151 107V108H150ZM169 107V108H168ZM235 107H239V108H236V109H234ZM241 107H244V108H248V107H250V109L248 108V112L250 111V113L251 114H255V113H257V114H255V115H251L250 113H248L247 112V110L246 109H244V108H241ZM260 109V111H259V109ZM261 107V108H260ZM106 109V111L104 110V109ZM124 110H123V109ZM135 108H140V109H136L137 111H135ZM142 108H143V110H142ZM154 108V109H153ZM155 108H157V111H158V113H157V111L155 110ZM163 108V109H162ZM172 108H174V109H172ZM179 108H181L180 110L182 111V113H181V111L179 110ZM217 109V112L215 111V109ZM253 108V109H252ZM116 109H118V111L119 110H121L122 109V111H119V112H117V113H115V115H114V112L115 111H117ZM146 109V110H145ZM159 109V110H158ZM162 109V111H160ZM165 109V110H164ZM184 109V110H183ZM202 109H204V110H202ZM220 111H219V110ZM232 109H234V110H236L235 112H234V110L231 112V110ZM237 109H239L238 111H237ZM240 109H242L243 111H241ZM262 109V110H261ZM101 110H102V113H101ZM129 110H131V116H129L130 115V112H129V114L127 113V111ZM139 110H141L140 112H139ZM148 110V111H147ZM149 110H151V111H153V113L154 114H152V112H150V113H148L149 112ZM155 110V111H154ZM174 110V112H175V114L173 115V113L174 112H172ZM192 110V111H193ZM198 110V111H197ZM246 110V111H245ZM255 110H258L259 111V113H258V111H255ZM100 111V112H99ZM111 113H110V112ZM145 111H146V113H145ZM168 111V112H167ZM169 111H171V112H169ZM180 111V112H179ZM204 111V114H202V112ZM207 111V112H206ZM223 111V112H222ZM225 111V112H224ZM248 113L247 115H245L246 113ZM252 111V112H251ZM255 111V112H254ZM99 112V113H98ZM106 112H107V114H109V115H105L106 114ZM109 112V113H108ZM125 112V113H124ZM141 112H143V113H141ZM163 112H166V113H164V114H162ZM201 114H200V113ZM220 112H222V113H220V115H219V113ZM238 112V113H237ZM242 112V113H244L243 115V117L241 116L242 114H240V113ZM254 112V113H253ZM95 113H96V115H95ZM105 113V114H104ZM113 113V114H112ZM138 114V115H136V117L134 116L135 114ZM141 113V114H140ZM156 113V114H155ZM172 113V114H171ZM184 113H186V114H184ZM205 113H206V116H205ZM209 113V114H208ZM212 113H213V115H214V113H215V115H216V118H211V119H209V117H208V115L210 116V117H212ZM228 113V114H227ZM230 113V114H229ZM232 113H234V115L237 113L238 114V117H237V114L234 116ZM263 113V115L261 116V114ZM100 114H103V115H100ZM120 114H123V115H120ZM128 115L129 117H130V119H129V117L128 116H125V115ZM134 114V115H133ZM158 114V115H157ZM161 114L163 115V116H161ZM180 114V115H179ZM183 114V115H182ZM188 114H190V115H188ZM200 116H199V115ZM208 114V115H207ZM221 116V119H220V117L218 116ZM222 114H224V117H226V115H227V117L226 118H224L223 117V115ZM239 114H240V116L242 117V118H240V116H239ZM260 114V115H259ZM99 115V116H98ZM113 115H114V117H113ZM141 117H140V116ZM146 115H147V117H146ZM150 116V118H148L149 116ZM154 115H155V117H154ZM156 115H157V117H156ZM160 115V116H159ZM165 115H167V116H169V118H172L171 119V121H170V125L167 123V120H168V117L166 116L165 117ZM171 115V116H170ZM228 115H229V121L230 120H232V118L234 117L235 118V124H232V123H234L233 122V120H232V122H229L228 121ZM233 116V117H231V116ZM249 115V117L248 118H254L253 120H251L252 122H251V124H250V128H249V130H247L246 128L244 129L245 131H243L242 129L244 128V126L243 125H245V127H249V120H247L248 118L247 117H245V116H248ZM250 115H251V117H250ZM101 116V117H100ZM138 116V117H137ZM144 116L149 120L148 122H147V120L144 118ZM153 118H152V117ZM173 116V117H172ZM176 116V117H175ZM178 116H181L180 118L178 117ZM182 116H183V119H181L182 118ZM189 116V117H188ZM202 116H203V118H202ZM252 116H254V117H252ZM256 116V117H255ZM258 116V117H257ZM261 116V117H260ZM123 117V118H122ZM133 117H135V120H134V118ZM161 117V118H160ZM186 117V118H185ZM188 117V118H187ZM207 117V118H206ZM215 117V116H214ZM219 117V118H218ZM231 117V118H230ZM260 117V118H259ZM140 120H139V119ZM156 118V119H155ZM163 118V119H162ZM167 120H166V119ZM175 118H179L180 120H178V119H175ZM191 118H192V116H191ZM198 118V119H197ZM233 118V119H234ZM243 118L244 119H246L247 121H249V122H247L246 120V122H245V124H244V121H242L243 120ZM256 118H257V120H256ZM96 120L97 122L99 121V120ZM116 121H115V120ZM122 119V120H121ZM127 119H128V121H127ZM132 119L134 120V124H132ZM143 119V120H142ZM150 119H152V120H150ZM159 121H158V120ZM175 119V120H174ZM184 119H185V121H184ZM205 119V120H204ZM258 119H259V121H258ZM262 119H263V121H262ZM120 122H119V121ZM124 120H126V121H124ZM142 120V121H141ZM145 120V121H144ZM154 120V121H153ZM156 120H157V123L158 124H156ZM172 120H174V122L172 121ZM176 120H178V121H176ZM185 122V125H186V123H188V125H186L187 127H183L184 128V130H182L183 128L181 127V125H183V121ZM186 120H188V122L186 121ZM195 120V121H194ZM211 120V121H210ZM227 120V123L225 122ZM237 120H241L240 122H238L237 123ZM101 121V120H100ZM99 121V122H100ZM137 121V122H136ZM151 121H152V124H151ZM160 121H163V122H160ZM198 122V124H194L195 122ZM201 121H203L202 123H201ZM209 121V122H208ZM114 122H116V123H114ZM123 122V123H122ZM126 122V123H125ZM137 124H136V123ZM144 122V123H143ZM168 122H169V120H168ZM171 122H172V124H171ZM176 122V123H175ZM179 122V125H180V127H179V125L177 124ZM180 122H181V124H180ZM194 122V123H193ZM196 122V123H197ZM200 122V123H199ZM213 122H215L214 124H213ZM259 124H258V123ZM119 123V124H118ZM149 123H150V125H149ZM165 123H166V127L164 128V125H165ZM173 123H175L176 125H178V126H175V124H174V126H173ZM190 123H193L192 125L194 126V128L196 129V128H198V129H196V130H199V131H201L202 130V132H197L196 130H194V128H192L193 126H191V124ZM211 123V124H210ZM217 123V124H216ZM257 123V124H256ZM110 124V128L108 127V125ZM116 124V125H115ZM120 124H122V126L120 125ZM146 124V125H145ZM154 124H156V125H154ZM162 124V127H160V125ZM202 126H201V125ZM215 126V125H219L220 126V124H223V126L221 125V127L223 128L224 127V125H225V127H226V129L225 128H221V127H219V126H217V127H214L213 125ZM238 124V125H237ZM241 124V125H240ZM260 124H262V125H260ZM119 125V126H118ZM127 126V130H126V126ZM130 125V126H129ZM172 125V126H171ZM195 125H197V127H195ZM228 125V126H227ZM253 125H258L257 127L256 126H254V128L252 129L251 127L253 126ZM121 126V127H120ZM135 126V127H134ZM136 126H139L138 128L136 127ZM143 126V127H142ZM146 126H148V127H146ZM152 126L153 127H155V128H152ZM190 126H191V128H192V130H194L193 131V133H192V130H191V128H190ZM200 126V127H199ZM231 126V127H230ZM234 126V127H233ZM152 128V130H150V129H148L147 130V128ZM158 127V128H157ZM189 127V128H188ZM212 127V128H211ZM227 127H228V131H227ZM240 127L242 128V129H240ZM111 128H114V129H111ZM126 131V132H124L123 131V129ZM132 128V129H131ZM135 128V129H134ZM141 128H143V129H141ZM144 128H146V129H144ZM162 128V129H161ZM166 128H168V131H167V129ZM188 128V129H187ZM203 128V129H202ZM233 129V131H232V129ZM236 128H238V129H236ZM258 130H257V129ZM260 128V129H259ZM109 129V131H107ZM111 129V130H110ZM121 129H122V132H121ZM137 129H140L138 132H136L137 131ZM155 129H156V131H157V133H158V135H157V133L155 132ZM159 129V130H158ZM165 129V130H164ZM169 129H170V131H171V133H170V131H169ZM189 130L190 132H184L185 130ZM209 129V130H208ZM216 129H217V132H215L216 131ZM221 129V132L219 131ZM231 129V130H230ZM262 129V130H261ZM134 130V131H133ZM136 130V131H135ZM143 130H144V133H143ZM166 132V134H165V132ZM180 130H182V131H180ZM224 130V131H223ZM241 130V131H240ZM246 130H247V132L248 131H252V132H254L253 130H255V132L254 133H256V130H257V132L259 133V134H257L256 133V135L257 136H260V137H257V136H255L254 138L255 139H253V136H250V135H253V133H251V131L248 133V134H246ZM260 130V131H259ZM130 131V132H129ZM145 131H150L149 133H147V132H145ZM180 131V132H179ZM197 133H196V132ZM211 131H213V132H211ZM223 131V132H222ZM239 131V132H238ZM262 131V132H261ZM110 132V133H109ZM124 132V133H123ZM131 132H133V133H131ZM153 132H155L156 134H155V136L157 137H155L154 135H151V134H154ZM161 132V133H160ZM163 132H164V134H163ZM167 132H169V133H167ZM182 132V133H181ZM219 132V133H218ZM232 132H235L234 134V136H233V133ZM236 132H238V135L240 136V138H239V136L237 135V137H236ZM242 132V133H241ZM126 133H128V135L126 134ZM183 133H185L184 135H183ZM205 133V134H204ZM218 133V134H217ZM222 133V134H221ZM224 133L225 134H227V138L229 137V135H230V137H231V139H233L234 137H236V138H234L232 141H230L231 139H230V137L228 138V139H226V137H225V135H224ZM126 134V135H125ZM137 134H138V137H136V138H138V139H136V138H134L135 136H137ZM145 134H147V135H145ZM169 134V135H168ZM171 134H177L176 135V138H174L175 137V135L173 136V135H171ZM213 134V135H212ZM215 134V135H214ZM219 134H221V135H219ZM232 134V135H231ZM263 134V135H262ZM131 135V136H130ZM134 137H133V136ZM149 135H151V136H149ZM159 135H160V137H159ZM166 135H168L169 137H172L173 136V138H171V139H169V137L168 136H166ZM187 135L188 136H190V139H191V136H192V139L194 140H192L194 143H195V145H191V144H193L192 143V141L190 142V139H189V137L188 138H185V137H187ZM193 135H194V138H193ZM197 135H198V138H196L195 139V137H197ZM200 135H201V137L203 138V139H200L201 137H200ZM209 135V136H208ZM222 136V135H224V136H222L221 138H223V139H217L215 136H217V137H219V136ZM243 135H245V136H243ZM249 135V138H250V142H252V143H250L249 141H248V139L249 138H247V136ZM145 136H147V137H145ZM164 136V137H163ZM185 136V137H184ZM210 136H211V138H210ZM262 136V137H261ZM117 137V138H116ZM131 137V138H130ZM132 137H133V139L135 140V141H133V139H132ZM140 137V138H139ZM153 137V138H152ZM159 137V138H158ZM168 137V138H167ZM120 138V139H119ZM148 140H146V139ZM149 138V139H148ZM177 138H181V140H183V142L181 143L180 142V139H178L179 140V142H177V146H176V143H172L171 141H176L177 140ZM242 138V139H241ZM252 138V139H251ZM123 139V140H122ZM140 139L142 140L140 143H141V145L143 144H145L144 146H145V148H144V146H142L141 147V145H140V143H139V141H140ZM146 140L148 143V145L146 144V143H143V141L144 140ZM151 139H154L155 141H156V143L155 144H153V146H152V143H154V140H153V142L151 141ZM158 139H159V141H160V139L164 142H162V141H158ZM169 141H168V140ZM185 139H188L187 141H184ZM198 139V140H197ZM225 139V140H224ZM230 139V140H229ZM257 139V140H256ZM261 139V140H260ZM263 139V140H262ZM118 140V141H117ZM120 140L122 141V142H120ZM139 140V141H138ZM149 140H150V143H149ZM165 140V141H164ZM177 140V141H178ZM199 140H203V141H199ZM217 140H218V142H217ZM225 141V142H223V141ZM229 140V141H228ZM234 140H237L236 142H238V144L236 143V142H234ZM239 140H241L240 141V144H239ZM216 141V142H215ZM258 141V142H257ZM124 142H126L125 144H124ZM145 142V141H144ZM152 142V143H151ZM168 142V143H167ZM190 142V143H189ZM199 142H203V143H200L199 144ZM205 142H207L206 143V145H205ZM234 144H232V143ZM244 142V143H243ZM258 144H262V145H257L256 143ZM262 142V143H261ZM121 143H122V149H121ZM129 145H128V144ZM158 143L159 144H161V147H158V146H160V145H158ZM162 143H163V145H162ZM168 144V145H170V147H171V149H173V150H171L170 152H169V148L170 147H168V149H166V144ZM178 143H180L181 144V146H183L182 148H180V151L182 150V152L181 153H179L180 151H177V150H179L178 149V147H181L180 146V144H178ZM213 143V144H212ZM218 143V144H217ZM237 145H236V144ZM244 145H243V144ZM118 144V146H116V145ZM124 144V145H123ZM126 144H127V146H126ZM197 144V145H196ZM202 144H204L205 145V147H204V145H202ZM209 144V145H208ZM231 144H232V146H231ZM252 145V147H250L251 145ZM258 146L257 147V149L255 148L256 147V145ZM136 145V146H135ZM146 145L148 146L147 148H146ZM152 146L151 147V149L152 150H150L149 148H150V146ZM158 145V146H157ZM165 145V146H164ZM171 145H175V147L173 148V146H171ZM203 146V147H201V146ZM211 145V146H210ZM214 145H216V147L214 146ZM219 145V146H218ZM221 145V146H220ZM225 145V146H224ZM238 145H240V146H238ZM125 146V147H124ZM156 146V147H155ZM195 146H196V148H197V150H196V148H195ZM210 146V147H209ZM213 146V147H212ZM235 146V148H233ZM238 146V147H237ZM134 147H136V148H134ZM154 147H155V149H156V151L155 152H157L156 154L154 153V155L155 156H153L152 154H153V152H154ZM177 147V148H176ZM200 147H201V149H200ZM206 147H208L209 148V150H208V148H206ZM222 149H221V148ZM230 147V148H229ZM238 148V151L237 152H235L236 151V149ZM244 149V150H242V148ZM250 147V148H249ZM118 148H119V150H118ZM133 148V149H132ZM140 149V153H142V150H143V148H144V150H148V153H146V151L145 152H143L142 154L144 155V157H146L145 159L147 160V158H149V160H147V162L148 163H146V161L143 159V155L141 154V158H140V153H137L136 154V152H138V151H135V150H139ZM142 148V149H141ZM157 148L158 149H160L161 148V150H157ZM175 148L177 149V150H175ZM187 148V150L191 153L192 152V154H194V153H198L197 155L196 154H194V155H196L197 157H194L192 154L190 155V153L188 152V151H186L185 149ZM214 148V149H213ZM218 148V149H217ZM220 148V149H219ZM224 148H226V150L224 149ZM229 148V149H228ZM255 148V149H254ZM163 149V150H162ZM206 149H207V151H206ZM213 150V152H211V150ZM223 149L228 153V157H227V153L225 152V151H223ZM231 149V150H230ZM247 149H248V151H247ZM129 150V151H128ZM134 150V151H133ZM168 150V151H167ZM183 150L185 151V152H188L189 154L187 155V156H189L188 158L190 159V160H188V158H187V156H186V154L183 152ZM193 150H195V151H193ZM198 150H199V152H198ZM242 150V151H241ZM130 153V152H133V155H135V156H139L138 158H139V160H140V164H139V166L141 165V168L140 169H137V168H139L137 165H138V161L139 160H137L138 158L136 157H132L133 155H132V153H130L131 154V156H130V154L128 153V152ZM162 151H164L163 153H164V155H163V153H162ZM202 151V155H201V152ZM208 151H210L211 152V154H209L210 152H208ZM223 151V152H222ZM252 151V152H251ZM261 153L262 152V154H260L259 152ZM134 152H135V154H134ZM151 152H152V154H151ZM165 152H167V153H165ZM173 152V153H172ZM206 152V153H205ZM232 152H234V153H232ZM242 152V153H241ZM247 152V153H246ZM254 152V153H253ZM150 153V154H149ZM160 153V154H159ZM174 153H177V154H174ZM217 153H219V154H217ZM224 153V154H223ZM240 153V154H239ZM243 153H245V154H243ZM256 153H258L259 155H262V157L261 156H259V155H257ZM127 156H126V155ZM161 156V155H163L162 157H160L159 155ZM167 154V155H166ZM170 154H173V155H171L172 156V158H173V161H175L176 162V160H178L179 159V163H178V161H177V163H178V165H180V163H181V166L182 167H180L179 166V168H178V166H176V163L174 162V167H177V168H174L173 167V169H170V168H172V166L171 165H173V162H172V158H169V157H171L170 156ZM178 154L181 156H183V154H184V156L182 157H178V159L176 158L177 156H178ZM205 154H208V155H205ZM213 154H215V159H216V162H215V159H214V155ZM231 154V155H230ZM236 154V155H235ZM249 154V155H248ZM253 154H255V155H253ZM149 155V156H148ZM165 155H166V158H165ZM176 155V156H175ZM201 155V156H200ZM203 155H204V157H203ZM209 155H213L212 157L211 156H209ZM224 155H226V157L224 156ZM234 155V156H233ZM238 155V156H237ZM242 155V156H241ZM247 155V156H246ZM250 155H252V156H250ZM123 156V155H122ZM123 156V157H124ZM169 156V157H168ZM219 156V157H218ZM220 156H221V158H220ZM239 156L241 157V158H239ZM153 157H155V158H153ZM158 157V158H157ZM165 159H164V158ZM175 157V158H174ZM193 157V158H192ZM198 157H200L201 159H198ZM218 157V158H217ZM226 158V159H223V158ZM231 157H232V161H231ZM233 157H235V158H233ZM249 157H251L250 158V160L251 161H249L248 159H249ZM254 157V158H253ZM257 157H260V158H257ZM132 158H134V159H132ZM150 158H152V159H150ZM158 160H157V159ZM169 158V159H168ZM181 158V159H180ZM183 158H184V160H183ZM187 158V159H186ZM194 158H196V159H194ZM237 158H239L238 160H237ZM242 158H244V160L242 159ZM132 159V160H131ZM144 160V163H143V161L142 160ZM156 160V162H155V160ZM160 159V160H159ZM168 159V160H167ZM175 159V160H174ZM192 159H194L195 160V162H196V164H197V167H196V164H195V162L192 160ZM197 159H198V163H201L202 164V166H201V164L199 165L198 163H197ZM208 159V160H207ZM218 159V160H217ZM222 159V160H221ZM228 159H229V162H228V165H229V167H228V165H227V161H228ZM234 159V160H233ZM246 159L249 161V164H248V161H246ZM127 160V161H126ZM135 161V164H134V166L132 167V165H133V162ZM152 160H153V162H152ZM165 160H166V162H165ZM171 160V163L170 162H167V161H170ZM207 160V161H206ZM219 160H220V162H219ZM225 160H226V162H225ZM239 161V163L237 162V161ZM243 160V161H242ZM132 161V164L131 163H129V162H131ZM191 161H193V163H194V167H196V169L198 168V170H195L194 168V172L196 173V176H197V171H199L200 172V174H202L201 176L199 175V172H198V175L199 176H197L199 179H194L196 176H195V174H194V172L192 171H190L189 172V170L187 171L186 170V168L188 167V163L190 164V162ZM201 161V162H200ZM203 161V162H202ZM218 161V162H217ZM221 161H223L224 162V164L225 165H223V162H221ZM231 161V162H230ZM263 161V162H262ZM153 163V165L156 163V164H160V162H161V165H159V167L161 166L162 167V169L164 168L165 169V167H163V166H165V164L167 163V165L169 164L171 167H168V166H166V169L164 170H162L163 172H167L168 171V169L169 170H171V172H167L168 174H169V177L170 178H168V174L166 175L165 173H163L162 171H161V173H160V171H158V169H161V167L159 168L158 167V165H154L155 166V170L153 169V168H151V167H154L152 164L150 165V163ZM155 162V163H154ZM163 162V163H162ZM184 162V163H183ZM188 162V163H187ZM210 163L211 162V165H213L214 164V167L216 166V168H213L212 166H210V164H209V166L207 167V165L208 164H204L203 165V163ZM245 162V163H244ZM258 162V163H257ZM260 162V163H259ZM262 162V163H261ZM192 162H191V164H193ZM217 163V164H216ZM219 163V164H218ZM241 163L243 164V166L241 165ZM185 164H187V166L185 165ZM235 164V165H234ZM261 164V165H260ZM184 165L186 166V168L184 167ZM219 167H225L226 166V169L224 168V170H223V168L221 169V168H219ZM220 165H223V166H220ZM233 165V166H232ZM236 165L239 167H236ZM258 165V166H257ZM136 166H137V168H136ZM151 166V167H150ZM252 166V167H251ZM260 166V167H259ZM158 167V168H157ZM183 167L185 168V170L184 171H186V172H184L183 171ZM192 165H191V168H190V165H189V169L190 170H192ZM228 167V168H227ZM187 168V169H188ZM207 168H211V169H209V170H206ZM229 168H231V169H229ZM241 168V169H240ZM250 168H251V170H250ZM145 169L146 170H151L152 171V169H153V171L155 172H153V173H151V171H148V175L146 174L147 172L145 171ZM175 169H176V171H175ZM181 169H182V171H181ZM229 169V170H228ZM240 169V171H238ZM259 169V170H258ZM261 169V170H260ZM167 170V171H166ZM173 170L176 172H173ZM202 170H205V171H211L212 173H209V172H205V171H202ZM221 170V171H220ZM236 170V171H235ZM247 170H248V172H247ZM157 171H158V173L159 174H161L160 176H158V173H157ZM202 171V172H201ZM213 171H214V173H213ZM228 174V175H226L225 174V172ZM228 171H229V173H228ZM143 172H145L144 174H143ZM206 173V174H204V173ZM222 172V173H221ZM244 172H246V175H245V173ZM135 173H137V174H135ZM174 173V174H173ZM189 173H190V175H189ZM192 173H193V176H191L192 175ZM221 173V174H220ZM223 173L225 174L224 176H225V180L223 181L222 180V178L221 177H219V176H223ZM232 173V174H231ZM238 173V174H237ZM241 173V174H240ZM242 173H244V174H242ZM130 174H128L129 176H130ZM155 174H156V176H155ZM165 174V176H163ZM173 174V179L172 180H174V179H176V181L174 182V184H172V185H174V186H171L170 184H171V182H172V180H171V176L170 175H172ZM179 174V175H178ZM213 174H215V176L213 175ZM137 175V176H138ZM178 175V176H177ZM186 175V176H185ZM187 175H189V176H187ZM204 175V176H203ZM210 175H211V177H210ZM230 175H231V179L233 180V179H236V180H234V182H233V185H231L232 183V180L231 179H228V178H230ZM233 175V176H232ZM246 176V178H245V176L244 177H241V176ZM249 175V176H248ZM128 176V177H129ZM155 176V177H154ZM161 176H163V178L161 177ZM176 176H177V178H176ZM224 176H223V178H224ZM228 178H227V177ZM127 177V178H128ZM131 178L130 177V179L132 180H134V178ZM157 177V178H156ZM159 177H161V179L163 180V181H161L160 179H159ZM164 177H166V181L168 180H170L171 182H169V184L167 185L168 187H170V189L167 187V186H165L164 185V183L166 182L165 181V178ZM186 177V178H185ZM187 177H188V179L189 178H192V179H194L193 181H191L192 179H190V181L187 179ZM194 177V178H193ZM215 177V178H214ZM220 179V180H218V178ZM236 177V178H235ZM239 177V178H238ZM249 177H250V179H249ZM146 178V179H145ZM155 178V179H154ZM180 178H182V180H183V182H181L182 180L180 179ZM187 179V181H189L190 183H188L186 180H185V182L186 183H184V179ZM209 179V180H203V181H205V182H203V183H201V184H203L204 186H205V184H208V182H209V184L211 185V183L212 182H210V181H213V183L215 184V182H216V186L215 185H206V186H208L209 187V189H210V192H211V190H213L214 188H216V189H214L213 190V193L215 194V191H216V194L218 195H216L215 194V197L217 198H215L214 200L212 199V197L214 198V194L212 193V197L211 196H209V195H211L210 193H209V191H207L206 189L208 188V187H206V188H204V187H200L199 186V182H201V180L202 179ZM248 178V179H247ZM253 178V179H252ZM143 181H142V180ZM145 179V180H144ZM148 179V180H147ZM159 179V180H158ZM211 179V180H210ZM216 179V180H215ZM241 179V180H240ZM129 182H130V180L129 179H127ZM133 180L131 181V184L133 183ZM135 180H134V184L133 185H135ZM151 180V181H150ZM181 180V181H180ZM195 180H197V182L195 181ZM200 180V181H199ZM228 180V181H227ZM230 180H231V182H230ZM238 180H240V183L238 182ZM256 180V181H255ZM139 181H140V183L141 184H139ZM150 181V182H149ZM156 181V182H155ZM157 181H158V183H157ZM159 181H161V183L159 182ZM167 181V182H168ZM199 181V182H198ZM217 181H220V182H217ZM148 182H149V186L150 187H148ZM151 182H153L154 183V185H155V183H156V185L155 186H158V187H156L155 188V186L151 183ZM167 182H166V184H167ZM179 184H177V183ZM183 183L182 184V186H181V183ZM193 182V183H192ZM196 182V183H195ZM207 182V183H206ZM224 182L227 184V186H226V184H224ZM227 182H230V185L227 183ZM235 182H237V183H235ZM246 184H245V183ZM251 182V183H250ZM261 182V183H260ZM195 183V184H194ZM212 183V184H213ZM236 185H235V184ZM250 183V184H249ZM158 184V185H157ZM221 185V187L222 188H219L218 189V187H220V185ZM240 184V185H239ZM153 185V186H152ZM159 185L161 186V185H164V187L166 188L165 190H164V192L165 193H167V194H165V193H163V192H161V191H163L161 188L163 187V186H161V187H159ZM176 185V186H175ZM187 187H186V186ZM191 185V186H190ZM192 185H194V186H192ZM196 185H198V186H196ZM202 185V186H203ZM219 185V186H218ZM228 185H229V188H227L228 187ZM259 185V186H258ZM181 187V189H183L182 190V192L183 193H181V189L179 188V187ZM215 186V187H214ZM218 186V187H217ZM223 186H224V188H223ZM235 186H238V187H240L241 186V190H239L240 188H237V187H235ZM243 186H245L244 188H243ZM122 187V186H121ZM155 188V190H154V188ZM174 187V188H173ZM175 187H177V188H175ZM190 187H191V189H190ZM192 187H195V188H192ZM199 187L202 189V190H204V193H206V191L208 192V193H206V195L205 194H201V192H202V190H200L199 189ZM255 187V188H254ZM171 188H173V189H175V190H177V192L174 190V192H172L173 191V189H172V191H171ZM190 189V190H187V189ZM204 188V189H203ZM213 188V189H212ZM227 188V189H226ZM154 191H153V190ZM159 189H161L160 190V192H159ZM164 189V188H163ZM167 189H168V192H167ZM196 189V190H195ZM197 189H199V190H197ZM208 189V190H209ZM220 189H222L221 190V193H218V192H220ZM120 190H122V194H125V193H123L124 191V189L122 188V189H120ZM171 192H170V191ZM184 190H187V192L186 191H184ZM192 190H195V192L194 191H192ZM206 190V191H205ZM228 190H231V191H228ZM248 190V191H247ZM180 191V192H179ZM190 191H192V192H190ZM196 191H198L200 194H201V197H200V194L197 192L196 193ZM223 191V192H222ZM224 191H225V193H224ZM232 191H233V194H232ZM236 191V192H235ZM243 193H242V192ZM154 192V193H155ZM175 192H176V194H175ZM186 192V194H184ZM188 192H190V194L188 193ZM194 192V193H193ZM228 192H230V193H228ZM194 194L195 195V193L197 194V195H193V197L192 196H189V195H191V194ZM222 193H224V194H222ZM241 193L243 194V196L241 195ZM183 194V195H182ZM187 194H189V195H187ZM228 194V196H224V195H227ZM231 194H232V196L233 195H239L240 197L242 196V197H245V198H241L240 199V197H236V196H231ZM244 194H246L245 196H244ZM174 197H176V199L179 197V199H177L178 201L180 200V199H182V200H184L185 201V197L187 196L188 198H186V199H189V198H192V199H194V197H195V199L194 200H192V199H189L188 200V202H189V204H187V203H185L184 201H182V203H181V205L178 203V201H177V203L175 202V200H173L172 198H173V196ZM177 195V196H176ZM224 196L225 198H221V196ZM170 196H172L171 197V200H169L170 199ZM196 196H198V197H200L199 199H198V197L196 198ZM202 196H204V197H206V198H202ZM207 196H208V199H207ZM163 197H165V198H163ZM168 197V198H167ZM210 197H211V202H210ZM230 197V198H229ZM232 197V198H231ZM239 198V199H236V198ZM159 198H161V199H159ZM163 198V199H162ZM167 198V199H166ZM201 198L203 199V200H201ZM221 198V199H220ZM250 200H249V199ZM164 199H166V200H164ZM204 199H207V201L206 200H204ZM222 199H224V200H222ZM228 199V200H227ZM231 199H235L236 200V203H237V205H236V203L233 201V203H235V206H234V204H232V201H229V200H231ZM246 199V200H245ZM253 199V200H252ZM157 200H159L158 202H157ZM160 200H162L161 201V203L163 202H165V203H167V201H169L168 203H171L170 204V206H169V204H158V203H160ZM173 200V202H171ZM204 201L205 203H209V207H207L206 208V204L203 202V204H202V202L201 203H199V202H197V201ZM218 200H219V202H218ZM221 200V201H220ZM225 200H227V202H224ZM238 200H239V202L241 203H239L238 202ZM240 200H242V202L244 203V206H243V203L240 201ZM245 202H244V201ZM259 200V201H258ZM181 201V200H180ZM190 201H192L191 203H190ZM217 205V206H214L215 204H213V202ZM215 201H217V202H215ZM252 201V202H251ZM255 201H256V203H255ZM224 202V203H223ZM248 202V204H245V203H247ZM148 203H149V205H148ZM150 203H152V204H150ZM175 203V204H174ZM183 203L184 204H187V206H191V207H189V209L191 210H194L195 211V209H196V211L194 212V211H192V212H194V214H195V218H196V220L198 221V219H199V223H200V229L198 230V229H195V230H190V229H187V232L185 231L186 230V227H184L185 229H182V228H179V229H177V228H174L172 225H173V222H171L170 220L172 219V221L174 220V215H172L173 213H171V212H173V210L174 209H176V210H178L177 208H179V209H181L184 205H183ZM193 203V205H191ZM198 203H199V205H198ZM207 203V204H208ZM218 203H220V204H218ZM221 203H223L224 205L222 206V204ZM239 203V204H238ZM173 204V205H172ZM177 204V206H180V207H176L175 205ZM194 204H196V208L194 207L195 205ZM200 204H202L203 206H204V204L206 205V206H204V208L206 209V211L205 210H203V206L202 205H200ZM212 204V205H211ZM225 204H226V206H225ZM232 204V205H231ZM253 206H252V205ZM151 205H153V206H151ZM166 205H167V207H166ZM183 205V206H182ZM249 206V207H247V209H246V207L245 206ZM261 205V206H260ZM162 206H164V207H166V208H164V207H162ZM172 206V207H171ZM182 206V207H181ZM186 206V207H187ZM198 206H201V207H198ZM221 206V207H225V209H223V208H220V209H223V213L221 212V210L219 211L218 210V208ZM229 206H231V208H233V206H234V208L233 209H230V211L228 212V210L229 209H226V208H230ZM236 206H238L239 207V209H238V207H236ZM240 206L241 207H243V208H240ZM258 206H260V207H258ZM162 208V209H160V208ZM169 207V208H168ZM174 207V208H173ZM194 207V208H193ZM198 207V208H197ZM217 209H216V208ZM245 207V208H244ZM253 209H252V208ZM256 207H258V208H256ZM164 208V209H163ZM173 208V209H172ZM188 208V207H187ZM199 208L201 209V210H199ZM211 208H213L212 210H211ZM215 208V209H214ZM249 208V209H248ZM160 209V210H159ZM170 209H172V211L170 210ZM243 209V210H242ZM255 209L257 210V214L255 213ZM207 210H208V212H207ZM225 210L227 211L226 213H225ZM242 210V211H241ZM245 210V211H244ZM247 210V211H246ZM171 211V212H170ZM200 211H202L201 213H200ZM210 211V212H209ZM260 211H261V214H260ZM209 214V213H211L210 215L212 216L213 215V213L212 212H214V214H215V216L217 215V217L216 218H214L215 216H212V219L213 220H211L210 221V219L211 218H209V215L207 214V213ZM215 212H221L220 214L222 215V216H220V215H218L217 213H215ZM233 212V213H232ZM237 214V216L235 215V213ZM158 213V214H157ZM202 213H204V214H202ZM230 213V214H229ZM248 213V214H247ZM155 214V215H154ZM199 214V216H197ZM201 214V215H200ZM206 214H207V216L208 217H206V218H204L205 216H206ZM231 214H233V215H231ZM243 214V215H242ZM249 214L251 215V216H249ZM159 215V216H158ZM226 215V216H225ZM228 215V216H227ZM241 216V217H240ZM245 216H247V217H245ZM160 217V221L158 220V218ZM173 217V218H172ZM199 217V218H198ZM224 217V219H226V220H222L223 222H221L220 221V219H222ZM226 217V218H225ZM228 217H230V218H232V220H230ZM234 217V218H233ZM238 217V218H237ZM258 217H259V219H258ZM155 218V217H154ZM201 218L203 219V221L201 220ZM208 218V219H207ZM219 218V220H217ZM261 218V219H260ZM263 218V219H262ZM165 219V218H164ZM204 219H206V220H204ZM237 219V228H234V227H236V222L234 221V220H236ZM245 219V220H244ZM246 219H248V220H250V221H248V224H247V220ZM257 219V221H255ZM158 220V221H157ZM163 220V221H162ZM169 220V221H168ZM215 220H216V222L218 223V224H220V225H218L216 222H215ZM242 220H244V221H242ZM170 222L169 224H168V222ZM213 221L215 222V223H213ZM227 221V222H226ZM231 221V222H230ZM233 221L235 222V223H233ZM239 221H241V222H239ZM167 222V223H166ZM221 222V223H220ZM231 224H230V223ZM239 222V223H238ZM252 222V223H251ZM256 222H257V224H256ZM224 223V224H223ZM228 223V226H230V225H232V226H234L233 228H231L232 230L233 229H237V231H235V230H231L230 228L228 229V230H225V228H227L228 226H226V224ZM241 223H243L242 224V226H241ZM165 224H166V227H165ZM168 224V225H167ZM170 224H171V226H170ZM204 224H205V226H204ZM209 224H210V226H209ZM213 224V226H211ZM247 224V225H246ZM251 226H250V225ZM252 224H253V226H252ZM156 225V226H157ZM203 225V226H202ZM226 226V227H224V226ZM245 225V226H244ZM217 226V227H216ZM238 226H239V230H238ZM242 227V229L243 230H241V227ZM246 226L248 227V228H246ZM169 227H170V229H169ZM221 227H223V229L221 228ZM231 227V226H230ZM257 227V228H256ZM162 228H160L161 230H162ZM167 228H168V230H167ZM171 228H172V230H173V228H174V230L172 231L171 230ZM202 228V229H201ZM205 228H206V230H205ZM245 228V229H244ZM255 228V229H254ZM159 229V228H158ZM160 229L158 230V232H157V234H159V233H162L163 234V230H162V232L160 231ZM212 229V230H211ZM222 229V230H221ZM262 229V230H261ZM170 230V231H169ZM180 230H182V231H180ZM188 230H189V232H188ZM196 230H198L199 231V235L197 234V231ZM204 232H203V231ZM207 230H208V232H209V234H211V235H208L207 234V236H204V235H206V233H208L207 232ZM252 230V231H251ZM255 230V231H254ZM156 231H157V228H156ZM160 231V232H159ZM166 231H168V232H166ZM178 231V232H177ZM181 232V234H185L184 236L183 235H181L180 234V232ZM183 231H185V232H183ZM201 231L204 233H201ZM221 231H222V233L223 234H225V231H226V235H224V237H223V234L221 233ZM227 231L229 232V231H231V232H229L230 234H228L227 233ZM241 231H243V232H241ZM245 231H246V233H245ZM252 233H251V232ZM258 231V233H256ZM175 232V233H174ZM177 232V233H176ZM195 232V234L196 235H194L193 233ZM210 232H213V234L212 233H210ZM233 232V233H232ZM235 232H237V233H235ZM255 232V233H254ZM170 233H172L175 237V239L173 238V236H172V234H170ZM241 233L244 235H247L245 238L243 237V235H241ZM169 234H170V236H169ZM177 234H178V236H177ZM189 234H193V235H191V238L192 239H190V235ZM228 234V235H227ZM232 234V235H231ZM251 234H253L252 236H251ZM254 234H256V236L257 237H255L254 236ZM160 235V234H159ZM179 235H181V236H179ZM188 235V236H187ZM200 236L201 235V237L200 238H198V236ZM203 235V236H202ZM231 235V236H230ZM239 236V238H235V237H238ZM161 236V235H160ZM186 236H187V238H186ZM194 236H196L195 238L197 239V240H193V239H195V238H193ZM208 236H211V238H212V236L213 237H216L215 239H216V241H215V239L214 240H212V239H210V238H206V237H208ZM225 236H229V237H225ZM188 237H189V239L190 240H193V241H190L189 239H188ZM220 237V238H219ZM235 239H234V238ZM258 237H259V239H258ZM181 240H180V239ZM204 238H206V241L207 242H209L210 241V243L209 244H206V241L204 240ZM217 238H218V240H217ZM226 239V240H224V239ZM230 238V245L233 243V245H228L227 244V242H228V239ZM234 239V240H232L231 241V239ZM247 238V239H246ZM173 239H174V241L176 242H173ZM184 239V240H183ZM204 241H203V240ZM210 239V240H209ZM219 239H220V241H219ZM221 239H223V241L221 240ZM238 241H237V240ZM242 239V240H241ZM245 239H246V241H245ZM185 240H188L187 241V243H185L186 241ZM204 242H202V241ZM213 242H212V241ZM244 243H242L241 241ZM178 241V242H177ZM182 241H184V244L186 245H188L187 247L185 246V248L183 249V246H184V244H183V246L182 245H180L179 243H181ZM195 241V242H194ZM218 241V242H217ZM222 241V242H221ZM236 241V242H235ZM245 241V242H244ZM248 241H249V243H251V244H249L248 243ZM251 241V242H250ZM256 241V242H255ZM189 242H191V243H189ZM197 242V243H196ZM200 242H201V244H200ZM212 242V243H211ZM217 242V243H216ZM219 242H221L220 244H219ZM237 242H238V244L240 245V247H239V245L237 244ZM241 242V243H240ZM173 243H174V245H173ZM179 244V246H180V248L181 249H183V251L182 250H180V248H179V246H178V244ZM196 243V244H195ZM199 243V247H197V248H195V245L196 246H198L197 244ZM226 245H228V246H226ZM248 243V244H247ZM175 244H177V246L175 245ZM192 244H194V246H192ZM210 244H212V245H210ZM214 244L216 245L217 244V246H214ZM225 245V247H226V249H225V247H222V246H224ZM238 245V247H237V245ZM246 244V245H245ZM253 244V245H252ZM189 245H191L192 247H194V249H196V250H198V248L200 249V250H198L197 251V253H198V255L196 254V252H195V250L194 249H190V248H192L191 246H189ZM236 246V248H237V251H236V248H235V246ZM182 246V247H181ZM205 246V247H204ZM210 246H212V248H210ZM244 247V248H242V247ZM246 246V247H245ZM254 246H255V248H257V249H255L254 248ZM179 248V250H178V248ZM201 247H203V248H201ZM218 247V248H217ZM229 248V250H231V248H232V250H231V252L233 253V255H234V258H233V256H232V253H230V251L228 250V248ZM234 247V248H233ZM248 247V248H247ZM251 247L252 248H254V250L253 249H251ZM177 248V249H176ZM204 248H206L204 251H203V249ZM239 248H241V249H239ZM187 249V250H186ZM188 249H189V251H188ZM225 249V250H224ZM243 249H244V251H243ZM246 249V250H245ZM249 249V250H248ZM186 250V251H185ZM194 250V251H193ZM210 252H209V251ZM226 250H228L229 252H227ZM238 250H240V253H238L239 251ZM252 250H253V252H252ZM255 250H257V251H255ZM188 251V252H187ZM199 251H203V252H205L206 251V253H205V255H202V254H204V253H201V256H203V258H202V260H201V258H200V255H199ZM216 253V254H214L213 255V253ZM184 252H185V254H184ZM194 252V253H193ZM207 252H209V254L211 255V260L210 259H208V258H210V255L207 253ZM222 252L225 254V256H227L228 254H229V256H231L234 260H236V261H234L232 258H229V256H228V259H226V257H224V254H222ZM228 253V254H226V253ZM237 252V254H234V253H236ZM257 252L258 253H260L259 254V256H258V254H257ZM193 253V254H192ZM246 253H248V254H250V255H248V254H246ZM253 253V254H252ZM194 255V254H196V255H194L193 257L191 256V255ZM206 254H207V257H206ZM238 254H241V255H238ZM242 254H244V255H247V256H245L246 258H247V261H246V258L244 259H241V257H243L242 256ZM238 255V256H237ZM253 255V256H252ZM255 255V256H254ZM190 256V257H189ZM199 256V257H198ZM209 256V257H208ZM216 256H217V258L219 257V259H218V261H217V259H216ZM240 256V258H238ZM248 256H250V259H249V257ZM252 256V257H251ZM261 256V257H260ZM199 259H198V258ZM204 257H205V259H204ZM190 258V259H189ZM213 258H214V260H213ZM224 258V259H223ZM186 259V258H185ZM230 259L231 260H233V262L231 263V262H229L230 261ZM251 259H253V261L251 260ZM255 259V260H254ZM260 259V260H259ZM199 260V261H198ZM201 260V261H200ZM203 260H205V261H203ZM220 260V261H221ZM224 260V261H223ZM227 260V261H226ZM229 260V261H228ZM241 260V261H240ZM242 260H244L243 262H242ZM193 261V262H192ZM212 261H216L215 263L214 262H212ZM218 262L219 264L221 263V262ZM240 262V263H239ZM248 262H247V264H248ZM233 263V264H234ZM236 264V263H235Z\"/></svg>", "mask_w": 264, "mask_h": 264}, {"label": "bare ground", "instance_id": "2", "mask_svg": "<svg viewBox=\"0 0 264 264\" xmlns=\"http://www.w3.org/2000/svg\"><path fill=\"white\" fill-rule=\"evenodd\" d=\"M42 1V0H41ZM45 1V0H44ZM46 1H48V0H46ZM62 1V0H61ZM66 1V0H65ZM77 1H79V0H77ZM76 1V2H77ZM98 1V0H97ZM96 1V2H97ZM112 1V0H111ZM116 1V0H115ZM118 1V0H117ZM117 1H116V7L117 6H122V5H117ZM123 1H125V0H123ZM127 1V0H126ZM131 2H134L133 0H130ZM137 1V0H136ZM141 1H143V0H140V2ZM148 1V0H147ZM146 0H145V3L147 2ZM162 1V0H161ZM160 1V2H161ZM177 1H180V0H177ZM184 1V0H183ZM187 1V0H186ZM186 1H185V3H186ZM191 1V0H190ZM193 1V0H192ZM192 1H191V5H192ZM196 1V0H195ZM199 1V0H198ZM213 1V0H212ZM223 1H225L226 2V0H222V2ZM228 1V0H227ZM230 1V0H229ZM242 1V0H241ZM247 1H249V0H247ZM255 1V0H254ZM262 1V0H261ZM63 2V1H62ZM83 2V1H82ZM87 3H88V1H86ZM95 2V3H96ZM109 2V1H108ZM107 2V3H108ZM113 2V1H112ZM128 2V1H127ZM131 2H128V5L127 6H129L130 4L129 3H131ZM168 2H170V1H168ZM180 2H182V1H180ZM194 2V1H193ZM201 1H199L198 3H200ZM203 2H205V0H203ZM202 2V3H203ZM208 2V4H209V0L207 1ZM207 2H205V3H207ZM210 2H211V0H210ZM221 2V1H220ZM220 2L218 3V4H220ZM235 1L233 0V2L231 1V3H234ZM237 2V1H236ZM239 3H240V1H238ZM251 2H252V0H251ZM259 2V1H258ZM61 3V2H60ZM72 3H74V1H72ZM86 3V4H87ZM90 3V2H89ZM93 3V2H92ZM106 3V2H105ZM120 3H122V1H120ZM135 3V2H134ZM134 3H131V4H133V5H136V4H134ZM137 3H139V1L137 2ZM144 5H146V4H148V2L145 4L144 2H142ZM150 3V2H149ZM175 3H176V1H175ZM177 3H179V2H177ZM184 3V2H183ZM187 3H188V1H187ZM205 3H203L202 5H204V6H206L205 5ZM217 2H215V4H216ZM228 3V2H227ZM244 3H247L246 1H244ZM261 3V2H260ZM264 3V2H263ZM49 4V3H48ZM57 4V3H56ZM97 4V3H96ZM114 4V3H113ZM123 4H124V2H123ZM143 4H141V5H139V7L141 6L142 7V5ZM152 4V3H151ZM162 4V3H161ZM169 4V3H168ZM179 4H181V3H179ZM213 4V3H212ZM215 4H214V8H215ZM217 4V5H218ZM229 4V3H228ZM248 4V3H247ZM254 4H255V2H254ZM253 4V6H255ZM61 5H64V4H61ZM61 5H59V6H61ZM79 5V4H78ZM77 5V6H78ZM81 5V4H80ZM90 5V4H89ZM108 5V4H107ZM111 4H109V6H110ZM131 6L130 8H132V7H134V6ZM144 5H143V7H142V10H140L141 12L142 11H144ZM150 5V4H149ZM158 5V4H157ZM172 5V4H171ZM186 5H188V4H186ZM185 5V6H186ZM191 5H188V6H191ZM199 5V4H198ZM201 5V4H200ZM201 5V6H202ZM222 5V4H221ZM227 5V4H226ZM235 5H237V6H239L238 4H235ZM242 5H243V2H242ZM250 5V4H249ZM261 5V4H260ZM69 6H71V5H69ZM69 6H68V8H69ZM73 6V5H72ZM76 6V7H77ZM83 6H85V4L83 5ZM82 6V7H83ZM88 6V5H87ZM99 6V5H98ZM103 6H105V5H103ZM102 6V7H103ZM112 6V5H111ZM110 6V7H111ZM115 6V5H114ZM161 6V5H160ZM163 6H164V4H163ZM174 6V5H173ZM182 6H184L183 4H182ZM184 6V7H185ZM195 6V5H194ZM210 7H211V4L209 5ZM222 6H224V4L222 5ZM229 6V5H228ZM227 6V7H228ZM257 6H259V5H257ZM257 6H255V7H257ZM64 7V6H63ZM63 7L61 6V8L63 9ZM75 7V6H74ZM89 8H90V6H88ZM92 7V6H91ZM95 7V6H94ZM136 7V6H135ZM134 7V8H135ZM138 7V6H137ZM136 7V8H137ZM140 7V8H141ZM155 7H157V6H153V8L155 9V10H157V8H155ZM165 7V6H164ZM167 7V6H166ZM192 7V6H191ZM209 7V8H210ZM212 7H213V5H212ZM230 7H233V6H230ZM241 7V6H240ZM243 7H244V5H243ZM247 7V6H246ZM246 7H244V8H246ZM249 7V6H248ZM262 7H263V9H264V5H262ZM56 8V7H55ZM65 8H67L66 6H65ZM71 8V7H70ZM96 8H97V5H96ZM111 8H113V6L111 7ZM119 8V7H118ZM118 8H114V9H118ZM123 8V10H120V9H118V11L120 10V12H122L123 13V15H125V12L126 11H124V7H122ZM127 8V7H126ZM130 8H127V9H129L130 10ZM147 7H145V9H146ZM152 8V7H151ZM161 8H162V6H161ZM160 7L158 8V10H160L161 9ZM179 8H182V7H179ZM179 8H178V11H179ZM199 8V7H198ZM205 8H207V6L205 7ZM216 8L217 9H220L219 7H217L216 6ZM215 8V9H216ZM243 8V9H244ZM259 8V7H258ZM260 8H261V6H260ZM72 9V8H71ZM70 9V10H71ZM77 9V8H76ZM98 9H100V8H98ZM127 9H125V10H127ZM148 9V8H147ZM193 9V8H192ZM200 9V8H199ZM199 9H196V10H199ZM213 9V8H212ZM212 9H209V10H212ZM217 9H216V11H217ZM222 9H223V7H222ZM228 9V8H227ZM236 9V8H235ZM238 9H240L239 7H238ZM250 9V8H249ZM73 10V9H72ZM113 10V9H112ZM129 10H127V12L129 11ZM137 10V9H136ZM135 10V11H136ZM139 10V9H138ZM137 10V11H138ZM149 10L151 11V10H153V9H150L149 8ZM149 10L146 12L145 11V14H148L147 16H149ZM161 10H163V9H161ZM171 10V9H170ZM177 10V9H176ZM183 10V9H182ZM188 10V9H187ZM190 10V9H189ZM200 10H203V9H200ZM207 10V9H206ZM214 10V9H213ZM221 10V9H220ZM226 10V9H225ZM225 10L223 11V12H225ZM232 10V9H231ZM242 10V8L239 10V12ZM246 10H247V8H246ZM252 10V9H251ZM257 10V9H256ZM256 10H255V12H256ZM55 11V10H54ZM76 11V10H75ZM90 11V10H89ZM104 11V10H103ZM124 11V12H123ZM131 11H134L133 9L131 10ZM130 11V12H131ZM134 11V13H136ZM192 11H195V9L194 10H192ZM205 11V10H204ZM222 11V10H221ZM233 11L235 12V10H234V8H233ZM233 11H232V13H233ZM253 11H254V8H253ZM56 12V11H55ZM62 12V11H61ZM69 12V11H68ZM71 12V11H70ZM80 12H83V11H80ZM86 11H84V13H85ZM94 12V11H93ZM93 12L90 14V15H93ZM98 12V11H97ZM109 12V11H108ZM111 12V11H110ZM114 12L116 13V11L114 10ZM152 12V11H151ZM150 12V13H151ZM154 12V11H153ZM158 12H160V11H158ZM171 12H172V10H171ZM185 12H186V10H185ZM189 12V11H188ZM211 12V11H210ZM218 12V11H217ZM228 12H230V9L228 10ZM244 12H245V10H244ZM248 12V11H247ZM251 12V11H250ZM53 13V12H52ZM51 13V14H52ZM75 13V12H74ZM78 13V12H77ZM87 13V12H86ZM100 13V12H99ZM114 13V14H115ZM122 13L121 14H119V15H122ZM133 13V12H132ZM139 13L140 12H138V15H139ZM155 13V12H154ZM153 13V14H154ZM167 13V12H166ZM173 13V12H172ZM184 12L182 11V14H183ZM196 13V12H195ZM195 13H192L193 15L195 14ZM200 13V12H199ZM198 13V14H199ZM204 13H206V12H204ZM212 13V12H211ZM215 13V12H214ZM213 13V14H214ZM226 13H227V10H226ZM235 13H237V12H235ZM234 13V14H235ZM246 13V12H245ZM245 13L244 14H242V16L243 15H245ZM76 14V13H75ZM79 14V13H78ZM83 14V13H82ZM88 13L86 14L87 16L89 15ZM102 13H100V15H101ZM113 14V13H112ZM127 15H128V18H129V13H126ZM143 14V13H142ZM153 14H150V15H153ZM157 14V13H156ZM156 14H154V15H156ZM163 14V13H162ZM185 14L186 13H184L183 15H184V17H185ZM191 14V15H192ZM198 14H197V16H198ZM201 14V13H200ZM208 14V13H207ZM212 14V15H213ZM217 14H219V13H217ZM216 14V15H217ZM230 14V13H229ZM239 13H237V15H238ZM251 16L254 14V12H253V14L252 13H249ZM71 15V14H70ZM107 15H109L108 13H107ZM117 15H118V13H117ZM126 15V16H127ZM132 15V14H131ZM153 15V16H154ZM159 15H161V14H159ZM172 15V14H171ZM204 15V14H203ZM202 14H201V16H203ZM215 15V16H216ZM228 15V14H227ZM249 15V16H250ZM51 16V15H50ZM68 16V15H67ZM82 16V15H81ZM84 16H85V14H84ZM86 16V17H87ZM114 16V15H113ZM141 16V15H140ZM144 16H146V15H144ZM153 16H150V17H153ZM157 16V15H156ZM188 16V15H187ZM206 16V15H205ZM204 16V17H205ZM208 16V15H207ZM209 16H211V15H209ZM215 16H214V18H215ZM226 16V15H225ZM232 16H234L233 14H232ZM242 16H234L233 18H229V19H231L232 20V23H231V26H227L228 28H230L231 27V30H234V32H236L235 34H237L238 35V39H240L239 38V35H241V34H243L244 33V35H243V37H245V30L244 29H237L238 27H237V24L236 23H238V21L236 22V18L238 19V17H241L242 18ZM249 16H247V17H249ZM58 17V16H57ZM61 17V16H60ZM69 17V16H68ZM71 17H72V15H71ZM70 17V18H71ZM83 17V16H82ZM112 17V16H111ZM115 17V16H114ZM117 17V16H116ZM115 17V18H116ZM137 17V16H136ZM143 17V16H142ZM148 18L147 19V21L150 19V21L152 20L151 18ZM158 18H159V16H157ZM196 17V16H195ZM198 17H200V16H198ZM218 17V19L221 17V14H220V16H217ZM217 17H216V19H217ZM223 17V16H222ZM246 17V18H247ZM104 18H105V16H104ZM109 18V17H108ZM119 17H117V19H118ZM123 18H125V17H123ZM135 18V16H133V18H131V19H134ZM158 18L156 19V20H158ZM170 18V17H169ZM187 18H191V20L194 18V17H187ZM197 18V17H196ZM195 18V19H196ZM206 18V17H205ZM212 18H213V16H212ZM212 18H211V21H212ZM214 18H213V21H214ZM245 18V17H244ZM244 18H242V19H244ZM52 19H53V17H52ZM59 19V18H58ZM88 19V18H87ZM119 19H121V18H119ZM127 19V18H126ZM137 19V18H136ZM139 19H140V17H139ZM141 19H143V18H141ZM140 19V20H141ZM160 19V18H159ZM171 19V18H170ZM189 19H187V22L189 21ZM207 19H209L208 17H207ZM220 19H222V18H220ZM219 19V20H220ZM225 19H226V17H225ZM225 19L223 18V20H224V22H225ZM228 19V20H229ZM240 19V18H239ZM241 19V20H242ZM248 19V18H247ZM74 20V19H73ZM78 20V19H77ZM83 19H81V21H82ZM85 20V19H84ZM91 20V19H90ZM145 19H143V21H144ZM155 20V21H156ZM163 20V19H162ZM168 20V19H167ZM206 20V19H205ZM218 20V21H219ZM222 20V21H223ZM227 20V19H226ZM227 20V21H228ZM251 20V19H250ZM58 21V20H57ZM76 21V20H75ZM80 21V20H79ZM86 21V20H85ZM93 21V20H92ZM103 21H105V20H103ZM110 21V20H109ZM120 21V20H119ZM127 21H128V19H127ZM131 21V20H130ZM143 21H140L139 23H137L138 25H140L141 24V22H143ZM147 21H145V23L147 22ZM161 21V20H160ZM170 20H168V22H169ZM184 21H186V20H184ZM194 21H196V20H194ZM193 21V22H194ZM200 20L198 19V22H199ZM201 21H203L202 20V18H201ZM240 21V20H239ZM246 21V20H245ZM249 21V20H248ZM55 22V21H54ZM84 22V21H83ZM88 22H89V19H88ZM106 22H107V20H106ZM118 22V21H117ZM116 22V23H117ZM123 22H125V21H123ZM122 22V23H123ZM129 22V21H128ZM137 22H138V20H137ZM151 22H153V25L155 24L154 23V19L151 21ZM158 22V21H157ZM165 22H166V18H165ZM171 22V21H170ZM197 22V23H198ZM207 22V21H206ZM205 22V23H206ZM217 22V21H216ZM243 22V21H242ZM52 22H50L49 20H48V17H47V12L45 11V9H44V7H42L41 5H38L37 4V1L36 0H0V232H6V233H8V236L6 237V239L8 240V241H11V243L9 244V246H7L5 249H4V254H5V256L9 259V260H11V261H14V262H19V264H31V262H32V256L29 254V252H30V250H32V249H41V248H45V247H49V246H52L54 249H58V248H75V250L77 251V252H81V253H83L84 251H85V248L81 245V243L79 242V241H77L76 240V237H75V234L74 233H72V232H65L64 233V237H63V239L61 240V239H57V240H51L50 238H44V239H41L39 236H37L35 239H33L32 238V234H31V229H29V230H27V231H25V232H23V234H22V239H21V241H16L15 239H14V237H15V234H16V232H17V222L19 221V220H21V219H24V222L25 223H28L29 221L26 219V213H25V205H28L30 202H32V203H34L35 202V200L38 198V196H40L41 195V183H42V179H43V177H42V175H41V173H40V171L34 166V164H33V162L31 161V159H30V156H29V154H30V152H31V150H32V147H33V145L35 144V143H37V142H39L42 138H41V135H40V128H39V124L38 123H33L31 126H29L28 125V121H36V122H39V121H41V120H43L44 118H51V119H54L55 121H57V122H63V130L64 131H70L71 132V134H72V136H73V142H74V146H78L79 145V143H80V140H81V138L82 137H90V138H93V139H95V140H97V141H99L100 142V146H101V148L103 149V151H104V153L106 154V155H108V156H111L116 162H118L119 164H121L123 167H122V178H124V179H129L130 180V183H131V181L133 180H131L130 179V177L132 178L133 176L135 177V175L133 174V175H131L129 172H132V171H136V169H134V170H132V168L131 167H129L128 165L129 164H125V162H124V159H129V161H130V157H128V158H126L125 156H124V152L121 154V152L123 151V149H122V143H121V149H122V151L121 152H118L117 151V147H114V143H113V139H114V134H116L117 132H119L118 130H117V128H116V126H114V128H111V129H114V131H115V133L114 132H112L111 131V133H114V134H111L110 132V135H108V134H106L107 132L105 131V129L107 128L106 127V125H105V121L107 122V120H109V118L110 117H112V115L111 116H107V119H106V117L104 118L103 117V119H98L99 121L97 122L96 120H95V118H93L94 116H93V114L90 116V118L89 119H87L86 121H85V123H83L82 125H80V126H77V127H73V126H71L68 122H67V118H66V109L67 108H73V109H79V108H81L82 106H87L89 109H90V105H88L87 103H89V102H87V100L85 99V96L83 95V93H81L80 92V81H79V79H78V77H80V76H78V74H79V66L76 64V61H78V60H80L79 58H77L76 59V61H75V59H74V57H76L75 55L77 54V52H76V54L74 53V51L72 50L73 48H71L70 47V45H69V43H71V42H68V41H66V40H64V38L62 39V37H61V34H60V32H59V29H58V27L55 25V24H51ZM79 23V22H78ZM86 23V22H85ZM84 23V24H85ZM92 23V22H91ZM95 23V22H94ZM109 22H107V24H108ZM114 23V22H113ZM127 23V22H126ZM131 23V22H130ZM134 23V22H133ZM136 23V22H135ZM144 23V22H143ZM144 23V24H145ZM162 22H160V24H161ZM200 23V22H199ZM202 23V22H201ZM208 23H210V21H208L206 24L208 25ZM212 23H215V22H212ZM218 23V22H217ZM216 23V24H217ZM220 23V22H219ZM67 24V23H66ZM105 24V23H104ZM106 24V25H107ZM119 24V23H118ZM129 24V23H128ZM143 24V25H144ZM148 24V23H147ZM149 24H150V22H149ZM148 24V25H149ZM156 24H159V23H156ZM155 24V25H156ZM159 24V26H161L162 24L164 25V21H163V23L160 25ZM188 23H186L185 22V25H187ZM194 24H195V22H194ZM203 24V23H202ZM243 24V23H242ZM245 24H246V22H245ZM63 25V24H62ZM61 25V26H62ZM74 25V24H73ZM79 25V24H78ZM87 25H89V24H87ZM98 25V24H97ZM111 25V24H110ZM122 25V24H121ZM130 25V24H129ZM138 25H136V26H138ZM151 25V24H150ZM152 25V26H153ZM154 25V26H155ZM166 25H167V23H166ZM169 26H170V24H168ZM189 25H190V22H189ZM192 25V24H191ZM191 25L189 26V27H191ZM204 26H205V24H203ZM206 25V26H207ZM210 25V24H209ZM219 25L220 24H217V26H218V28H219ZM224 25V24H223ZM222 25V26H223ZM239 25H241V24H238V26ZM252 25H253V31L252 32H250V34L251 33H253V34H255L254 32H260V33H258V35L260 34L261 35V33H263L261 36H263L264 35V11H262L261 9L260 10H258V12L256 13V15H254V16H252ZM118 26V25H117ZM128 26V25H127ZM126 26V27H127ZM132 26V25H131ZM128 27L129 29H131L132 27ZM145 26V25H144ZM176 26V25H175ZM174 26V27H175ZM193 26V28H195L194 27V25H192ZM216 25L214 24L213 25V27H215ZM222 26H220L222 29L221 30H223V27ZM247 26V25H246ZM245 25H244V27H246ZM249 26V25H248ZM76 27V26H75ZM75 27H74V29H75ZM78 27V26H77ZM90 28L92 27V26H89ZM97 27V26H96ZM95 27V28H96ZM101 27V26H100ZM113 27H114V25H113ZM124 27V26H123ZM135 27V26H134ZM141 27V26H140ZM147 27H149V28H151V26H147ZM157 27V26H156ZM156 27H155V29H156ZM166 27V26H165ZM171 28H174V27H172V26H170ZM188 27V26H187ZM208 28H211L210 26H207ZM207 27H205V28H207ZM213 27H212V30H214V32H213V35H214V33H215V31H216V29H217V27H215L216 29H213ZM89 28V29H90ZM94 28V29H95ZM98 28V27H97ZM106 28H108V27H106ZM110 28H111V26H110ZM125 28V27H124ZM149 28H145V30H147V29H149ZM153 28V27H152ZM185 28V27H184ZM192 28V29H193ZM225 29H226V27H224ZM228 28H227V30H228ZM243 28V27H242ZM249 28H251V27H249ZM68 29H69V27H68ZM79 30H80V28H78ZM87 30L88 28H84V29H82V31L83 30ZM94 29H92V30H94ZM104 28H102V30H103ZM115 29H116V26H115ZM122 29V31H123V28H121ZM128 29V30H129ZM139 29V28H138ZM136 30V31H139L138 33H140V31H142V30ZM170 28H168V29H165V30H163L165 33L169 30ZM191 29V28H190ZM196 29H198V28H196ZM224 29V31H226L227 32V30H225ZM247 29H248V27H247ZM252 29V28H251ZM70 30V29H69ZM71 30H72V28H71ZM92 30H90V31H92ZM96 30V29H95ZM110 30V29H109ZM112 30V29H111ZM132 30V29H131ZM134 30V29H133ZM132 30V31H133ZM143 30H144V27H143ZM171 30V29H170ZM199 31L201 30V27L199 26V29H198ZM198 30H196V31H198ZM203 30H205V29H203ZM219 30H220V28H219ZM101 31V30H100ZM113 31V33H112V35L113 34H115V32H114V30H112ZM125 32H127V34H128V31H126V30H124ZM131 31V32H132ZM135 31V32H136ZM190 31V30H189ZM192 31H194V30H192ZM206 31V30H205ZM223 31V33H225ZM247 31V30H246ZM69 32V31H68ZM76 32H77V30H76ZM78 32H80V31H78ZM87 32H88V30H87ZM93 33L94 32H96V31H92ZM120 32V31H119ZM130 32V33H131ZM161 32H162V30H161ZM171 32H173V31H171ZM191 32V31H190ZM195 32V31H194ZM194 32H191V33H194ZM204 32V31H203ZM203 32H200V33H202L203 34ZM229 32H230V30H229ZM231 32H233V31H231ZM248 32V31H247ZM71 32H69V34H70ZM75 33V32H74ZM91 32H89L88 34H90ZM102 33V32H101ZM109 33V32H108ZM121 33V32H120ZM123 33V32H122ZM121 33V35H123ZM129 33V34H130ZM137 33V34H138ZM142 33V37L143 36H145L146 35V33H145V35L143 34V31L141 32ZM141 33H140V35H138V38H139V36L141 37ZM159 34H160V31L158 32ZM157 33V34H158ZM174 33V32H173ZM189 33V32H188ZM196 34L198 33V32H195ZM194 33V34H195ZM208 33H210V32H208ZM208 33H206L205 32V34H208ZM219 32H217V34H218ZM222 33V34H223ZM65 34H66V32H65ZM76 34V33H75ZM80 34V33H79ZM88 34H86L85 33V35H87L88 36ZM96 34V33H95ZM104 33H102V35H103ZM118 34V33H117ZM126 34V35H127ZM132 34L134 35V32H132ZM185 34V33H184ZM187 34V33H186ZM185 34V35H186ZM199 34V33H198ZM197 34V36H199ZM201 34V36H204V35H202ZM211 34V33H210ZM219 34H221V33H219ZM219 34L217 35V36H219ZM232 34V33H231ZM234 34V33H233ZM247 34H249V33H247ZM71 35V34H70ZM82 35H83V33H82ZM92 35H94V34H92ZM96 35H98V33L96 34ZM107 35V34H106ZM112 35L110 36V37H112ZM118 35H120V34H118ZM117 35V36H118ZM120 35V36H121ZM131 35V34H130ZM132 35V36H133ZM148 35H150V33H148ZM153 35V34H152ZM155 35V34H154ZM167 35V34H166ZM168 35H171V34H168ZM173 35V34H172ZM190 35V34H189ZM193 35V34H192ZM191 35V37H192V39L193 38H195L196 37V35H195V37H193ZM212 35V34H211ZM256 35V34H255ZM258 35H257V38H258ZM259 35V36H260ZM72 36H73V33H72ZM90 36V35H89ZM88 36V37H89ZM104 37H105V35H103ZM108 36V35H107ZM107 36H106V39H107ZM115 36H116V34H115ZM114 36V38H116ZM124 36V35H123ZM147 36V35H146ZM145 36V37H146ZM151 36V35H150ZM155 36H158V35H155ZM154 36V37H155ZM160 36V35H159ZM162 36V35H161ZM174 36V39H175V35H173ZM177 36H178V34H177ZM210 36V35H209ZM215 36H216V33H215ZM215 36H214V41H215ZM216 36V37H217ZM224 36H225V34H224ZM247 36V35H246ZM250 36V35H249ZM248 36V37H249ZM260 36V37H261ZM67 37V36H66ZM81 37V36H80ZM93 37V36H92ZM128 36H126V38H127ZM136 37V36H135ZM149 37V36H148ZM153 37V38H154ZM190 37V36H189ZM190 37V38H191ZM206 37L207 38H209L207 35H206ZM205 37V38H206ZM230 37H232V36H230ZM235 37V36H234ZM256 37V36H255ZM254 37V38H255ZM73 38H75V37H73ZM82 38V37H81ZM90 38V37H89ZM113 38V37H112ZM111 38V39H112ZM113 38V39H114ZM118 38H119V36H118ZM121 38V37H120ZM124 38V37H123ZM130 38H131V36H130ZM137 38V39H138ZM147 38V37H146ZM151 39H152V37H150ZM156 38H158V37H156ZM155 38V39H156ZM162 38H163V36H162ZM166 38H168V36H166L164 39H166ZM171 38V37H170ZM203 39H204V37H202ZM226 38H228V36L226 37ZM253 38V37H252ZM262 38V37H261ZM261 38H258V40L260 39L261 40ZM264 38V37H263ZM71 39H72V37H71ZM76 39H77V37H76ZM83 39V38H82ZM88 39V38H87ZM92 39V38H91ZM94 39V38H93ZM97 39V38H96ZM95 39V40H96ZM101 39H102V37H101ZM100 39V40H101ZM105 39V38H104ZM113 39H112V41H113ZM117 39V38H116ZM132 39H134V37L132 38ZM141 39H143L144 40V37L143 38H141ZM148 39V38H147ZM149 40V41H152V40ZM159 39H161V38H159ZM164 39H162V40H164ZM192 39H190V41L192 40ZM198 39H199V37H198ZM211 39H212V37H211ZM210 39V40H211ZM218 39V41L220 40L219 38H217ZM217 39H216V41H217ZM222 40H220V41H223V38H221ZM230 39H232V42L234 41V39L233 38H230ZM241 39H242V37H241ZM241 39H240V41H241ZM244 39V38H243ZM68 40V39H67ZM70 40V39H69ZM95 40H93V41H95ZM115 40V39H114ZM121 40V39H120ZM131 40V39H130ZM135 40V39H134ZM133 40V41H134ZM162 40H160V41H162ZM168 40V39H167ZM176 40H177V38H176ZM195 41H196V39H194ZM205 40V39H204ZM204 40H202V42H204L205 43V41ZM206 40H208V39H206ZM209 40V41H210ZM213 40H212V42H213ZM246 40H248V38L246 39ZM250 40H252V39H250ZM264 40V39H263ZM263 40H261V41H263ZM66 41V42H65ZM76 41V40H75ZM83 41H84V39H83ZM98 41V40H97ZM105 41V40H104ZM118 41H119V39H118ZM128 41V40H127ZM145 41H147L146 39H145ZM144 41V42H145ZM156 41H157V39H156ZM159 41V40H158ZM157 41V42H158ZM173 41V40H172ZM189 41V40H188ZM189 41V42H190ZM200 41H201V39H200ZM200 41H198V43L200 42ZM235 41H237L236 39H235ZM244 41V40H243ZM254 41V40H253ZM253 41H252V43H253ZM68 42V43H67ZM86 42L87 41H85V44H86ZM100 42V41H99ZM120 42V41H119ZM122 42V41H121ZM131 43H132V40L130 41ZM129 42V45L130 46H132V44ZM138 42H142V40H140V41H138ZM155 43V42H152V43H155V44H158V43ZM163 42H165V40L163 41ZM162 42V43H163ZM170 42H171V40H170ZM177 41H175V43H176ZM184 42V41H183ZM187 42V41H186ZM192 42V41H191ZM211 42V41H210ZM209 42V43H210ZM228 42H231V40H229ZM238 42V41H237ZM237 42L236 43H234V44H237ZM244 42H246V41H244ZM251 42V41H250ZM250 42L248 43V44H250ZM90 43H92V42H89V43H87V44H90ZM95 43V45H97L96 44V42H94ZM106 43H108V42H106ZM152 43H150V45L152 44ZM166 43H169L168 41L166 42ZM185 43V42H184ZM188 43V42H187ZM194 43V42H193ZM197 43V42H196ZM204 43H202V45H204ZM209 43H207V44H209ZM239 44H240V42H238ZM241 43H242V41H241ZM254 43H255V41H254ZM258 43H260V41L259 42H257V44ZM263 43V42H262ZM78 44V43H77ZM85 44H83V45H85ZM99 44H102V42L101 43H99ZM99 44H98V46H99ZM109 44H110V42H109ZM126 44H128V43H126ZM136 44H138V43H136ZM135 44V45H136ZM144 44V43H143ZM146 45H147V43H145ZM144 44V45H145ZM171 44V43H170ZM195 44V43H194ZM214 44H216V43H214ZM218 44H221V47H223V44L220 42V43H217V45ZM238 44V45H239ZM257 44H252V45H254V47H255V45H257ZM82 44L80 45V46H83ZM93 45V44H92ZM103 45V44H102ZM112 45H114V43L112 44ZM116 45H120V44H116ZM124 45V44H123ZM122 45V47H124ZM144 45H142V46H144ZM154 45V44H153ZM166 45V44H165ZM169 44H167V46H168ZM173 45H174V43H173ZM192 44L190 43V45L189 46H191ZM195 45H197V44H195ZM199 45V44H198ZM197 45V46H198ZM210 45V44H209ZM224 45H226V44H224ZM227 45H228V47H230L231 45H232V43H231V45H230V43L228 44L227 43ZM237 45V46H238ZM242 45H245V44H243L242 43ZM251 45V47L252 48H254L253 46ZM260 45V44H259ZM89 46H91V45H89ZM106 46H108V44H106ZM139 47L138 46V49L140 48H143V47ZM147 46H149V44L147 45ZM156 46H158V45H156ZM155 45H154V47H155V49L156 48H158V47H156ZM167 46H166V48H167ZM176 46H178V45H176ZM182 46V45H181ZM210 46H212V45H210ZM210 46H209V48L208 49H210V51L211 50H214L213 48L211 49L210 48ZM219 46V45H218ZM241 46V45H240ZM262 46V45H261ZM86 47V46H85ZM88 47V46H87ZM95 47V46H94ZM102 47V46H101ZM103 47H105V46H103ZM111 47H114V46H111ZM121 47V46H120ZM121 47V48H122ZM127 47V46H126ZM160 48H163V47H161V46H159ZM175 47V46H174ZM184 47V46H183ZM182 47V48H183ZM200 47V46H199ZM213 47V46H212ZM248 47V46H247ZM250 47V48H251ZM258 47V46H257ZM257 47H255L256 49H257V51H258V48ZM263 47H264V45H263ZM76 48V47H75ZM82 47H80V49H81ZM83 48H84V46H83ZM90 48V47H89ZM88 48V49H89ZM116 48L118 49V47L116 46ZM130 48V47H129ZM133 48V47H132ZM145 48V47H144ZM143 48V50H141V51H146V50H148V49H144ZM150 48H151V46H150ZM159 48V49H160ZM165 48V47H164ZM166 48L165 49H163L164 51L166 50ZM169 48V47H168ZM171 48V47H170ZM178 48V47H177ZM185 48V47H184ZM191 48H193V49H195L196 47H191ZM216 48V47H215ZM218 48H220V47H218ZM238 48V50H239V47H237ZM237 48H236V50H237ZM242 48H244V47H242ZM251 48V49H252ZM261 48V47H260ZM85 49V48H84ZM83 49V50H84ZM105 49V48H104ZM103 49V50H104ZM107 49V48H106ZM115 49V48H114ZM113 48H111L110 50H114ZM135 49V48H134ZM137 49V48H136ZM137 49V50H138ZM153 49V48H152ZM151 49V50H152ZM179 49H181V47H180V45H179ZM188 49V48H187ZM190 49V48H189ZM188 49V50H189ZM192 49V50H193ZM199 50V48H196V50ZM245 49V48H244ZM251 49H250V51H251ZM263 49V48H262ZM90 50V49H89ZM93 50V49H92ZM97 50V49H96ZM163 50H160V51H163ZM171 50H174V49H171ZM184 50V49H183ZM197 50V51H198ZM203 50V49H202ZM205 50V49H204ZM204 50L202 51V53H200L199 51V54H201V55H203V53L204 54H206L207 53V51H209V50H207V51H205L204 52ZM217 50V49H216ZM235 50V49H234ZM235 50V51H236ZM238 50H237V52H238ZM247 50V49H246ZM253 50V49H252ZM255 50V49H254ZM253 50V51H254ZM264 50V49H263ZM75 51H78V50H75ZM85 51V50H84ZM102 51V50H101ZM107 52H108V50H106ZM120 51H122L123 52V50L121 49V50H119V52ZM124 51H128V49L126 50H124ZM130 51V50H129ZM132 52H133V50H131ZM131 51H130V53H131ZM139 51V50H138ZM168 51V50H167ZM166 51V52H167ZM170 51V50H169ZM175 51V50H174ZM179 51V50H178ZM191 51V50H190ZM243 51V50H242ZM253 51H251V52H253ZM256 51V50H255ZM256 51V52H257ZM260 51H262V50H260ZM259 51V52H260ZM86 52V51H85ZM89 52V51H88ZM93 52V51H92ZM99 52V51H98ZM104 52V51H103ZM106 52V53H107ZM110 52V51H109ZM108 52V53H109ZM140 52V51H139ZM138 52V53H139ZM148 52V51H147ZM154 52V51H153ZM156 52H158V49H157V51ZM166 52H165V54H166ZM170 52H172V51H170ZM182 52V51H181ZM180 52V53H181ZM196 51H194V53H195ZM215 52V51H214ZM239 52H240V50H239ZM259 52H257V53H259ZM97 53V52H96ZM105 53V52H104ZM108 53L107 54H105V56H107L108 55ZM118 53V52H117ZM129 53V52H128ZM133 53H135V52H133ZM133 53L131 54V56H133ZM138 53H136V54H138ZM141 53V52H140ZM143 53V52H142ZM149 53V52H148ZM168 53V52H167ZM177 53V52H176ZM179 53V54H180ZM182 53H188V51H185V52H182ZM181 53V57H183V54ZM192 53H193V51H192ZM191 53V54H192ZM211 53H213L212 51H211ZM216 53V52H215ZM89 54H92V53H89ZM103 54V53H102ZM101 54V55H102ZM116 54V53H115ZM125 54V56H126V54L127 53H124L123 52V55ZM161 54V53H160ZM190 54V53H189ZM188 54V55H189ZM198 54V53H197ZM197 54L195 55V56H197ZM264 54V53H263ZM262 54V55H263ZM82 55H83V53H82ZM94 55V54H93ZM110 55H111V53H110ZM109 55V56H110ZM114 55V54H113ZM119 55V54H118ZM120 55H121V53H120ZM123 55H121V56H123ZM139 55V54H138ZM141 55V54H140ZM146 56H147V54H145ZM151 54L149 53V56H150ZM163 55V54H162ZM167 55V54H166ZM166 55H164L165 56V58H166ZM169 55H170V53H169ZM168 55V57L170 58V56ZM187 55V54H186ZM256 55V54H255ZM261 55V53L258 55V56H260ZM88 56V55H87ZM96 56V55H95ZM100 56V55H99ZM98 56V57H99ZM104 56V55H103ZM108 56V57H109ZM135 57H137L136 55H134ZM142 56H143V54H142ZM148 56V57H149ZM153 56V54L150 56V57H152ZM175 55L173 54V57H174ZM207 56V59H208V56H210V53H209V55H206ZM214 56H219L218 54L217 55H214ZM84 57V56H83ZM111 57H112V55H111ZM115 57H116V55H115ZM118 57V56H117ZM141 57V56H140ZM147 57V58H148ZM173 57H171V59L173 58ZM181 57H179L180 59H182ZM193 57V56H192ZM191 56H190V58H192ZM212 55H211V61H212ZM256 57V56H255ZM263 57V56H262ZM97 58V57H96ZM110 58V57H109ZM121 58V57H120ZM127 58H129L128 56H127ZM133 57H131L130 58V60L132 59ZM138 58V57H137ZM142 58V57H141ZM156 58V57H155ZM177 58V57H176ZM175 58V59H176ZM187 58V57H186ZM194 58V57H193ZM195 58H197L198 59V61H199V59H200V57L198 58V57H195ZM194 58V59H195ZM210 58V57H209ZM217 58V57H216ZM221 58V57H220ZM82 59V58H81ZM86 61L88 60V59H86V58H84ZM99 59V58H98ZM102 59V58H101ZM106 59V58H105ZM111 59V58H110ZM114 58H112V60H113ZM123 59H126V58H124V56H123ZM148 59H150V58H148ZM151 59H153V60H155L154 59V57L153 58H151ZM147 60V61H150V62H152L153 60ZM157 59V58H156ZM163 59V58H162ZM161 59V60H162ZM197 59H196V61H197ZM206 59V58H205ZM214 59H215V57H214ZM213 59V60H214ZM263 59H264V57H263ZM91 60H92V58H91ZM111 60V61H112ZM115 60V59H114ZM133 60H135V58L133 59ZM141 60V59H140ZM139 59H138V61H140ZM164 60V59H163ZM162 60V61H163ZM166 60V59H165ZM164 60V61H165ZM167 60H168V58H167ZM173 60V59H172ZM177 60V59H176ZM174 61V62H178V61ZM186 61H188V59H185ZM203 60V59H202ZM217 60V59H216ZM218 60H220V59H218ZM82 61V60H81ZM89 61V60H88ZM97 61V60H96ZM105 61V60H104ZM103 61V62H104ZM108 61V60H107ZM125 61H127V60H125ZM138 61L136 60V62H137V64H139L138 63ZM145 61V60H144ZM143 61V62H144ZM147 61H146V63H147ZM158 61V60H157ZM161 61V62H162ZM180 61V63H181V60H179ZM182 61H184V58H183V60ZM191 61V60H190ZM190 61H189V63H190ZM195 61V60H194ZM200 61H201V59H200ZM215 61V60H214ZM221 61H222V59H221ZM221 61H215L216 62V64H218V62L220 63ZM95 62V61H94ZM98 62V61H97ZM106 62V61H105ZM131 62V61H130ZM155 62V61H154ZM159 62V61H158ZM185 62V61H184ZM210 62V61H209ZM77 63H79V62H77ZM88 63H90V62H88ZM113 63V65L114 64H116V62H112ZM123 63V62H122ZM165 63V62H164ZM163 62L161 63V64H159V65H163L164 64ZM168 63V62H167ZM179 62L177 63L178 64V66H180V65H182V66H184L183 64H180ZM187 63V62H186ZM185 63V64H186ZM189 63H187L186 65H188ZM191 63H193V61L191 62ZM190 63V64H191ZM195 63H197V62H195ZM206 63V62H205ZM207 63H208V61H207ZM79 64H81L82 65V63L80 62ZM84 64V63H83ZM91 64V63H90ZM92 64H94V63H92ZM95 64H96V62H95ZM94 64V65H95ZM101 64V62L99 63V65ZM105 64H107V63H105ZM104 64V65H105ZM129 64V63H128ZM130 64H132V62L130 63ZM129 64V65H130ZM152 64V63H151ZM155 64H157L156 62H155ZM180 64V65H179ZM209 64H211V63H209ZM221 64V63H220ZM255 64V63H254ZM88 65V64H87ZM97 65V64H96ZM109 64H107V66H108ZM122 65V64H121ZM127 65V64H126ZM132 65H135V64H132ZM148 66H150L149 65V63L147 64ZM154 65V64H153ZM158 65V66H159ZM165 65V64H164ZM166 65H170L171 66V64H166ZM185 65V66H186ZM192 65V64H191ZM191 65H190V67H191ZM255 65H257V64H255ZM107 66H106V68H107ZM114 66H118V63H117V65H114ZM123 66V65H122ZM141 65H139V67H140ZM143 66H144V64H143ZM142 66V67H143ZM148 66H147V68H148ZM156 65H154L153 66V69H154V67H155ZM157 66V67H158ZM172 66H173V64H172ZM171 66V67H172ZM181 66V67H182ZM189 66V65H188ZM93 67V66H92ZM101 67H102V65H101ZM100 67V68H101ZM104 67L105 66H103V69H104ZM138 67V66H137ZM150 67H152V66H150ZM149 67V68H150ZM160 67V66H159ZM177 67V66H176ZM82 68V67H81ZM80 68V69H81ZM85 68V67H84ZM88 68V67H87ZM96 68H97V66H96ZM95 68V69H96ZM108 68H111V66H108ZM112 68H114L113 66H112ZM118 68V67H117ZM119 68L120 69H118V70H120V73H121V67L119 66ZM131 68H132V66H131ZM131 68H130V70H131ZM133 68H135V67H133ZM146 67H145V69H147ZM168 68V67H167ZM173 68H175V66L173 67ZM187 68V66L185 67V69ZM189 68V67H188ZM188 68L186 69L187 70V72H189L188 71ZM255 68V67H254ZM102 69V68H101ZM140 68H138L137 70H139ZM144 69V70H145ZM149 69V71L148 72H151L150 70H152L153 72H155V71H161V69L162 68H160L159 70L158 69ZM166 69V68H165ZM165 69H162V70H165ZM172 69V68H171ZM176 69V68H175ZM175 69H173V70H175ZM183 69V68H182ZM83 70V69H82ZM81 70V71H82ZM87 70V69H86ZM89 70V69H88ZM94 70V69H93ZM100 70V69H99ZM98 70V71H99ZM110 70V69H109ZM113 70V69H112ZM136 70V69H135ZM135 70H133L132 71V73H134V71ZM144 70H142L143 72H144ZM167 70V69H166ZM172 70V72L174 73V71ZM177 71H178V68L176 69ZM186 70H182V71H186ZM190 70V69H189ZM263 70V69H262ZM262 70H258V71H262ZM90 71V70H89ZM89 71H87L88 73H89ZM94 71H96V70H94ZM105 71V70H104ZM113 71H115V70H113ZM123 71H125V68H124V70ZM122 71V72H123ZM141 71V74L143 73ZM171 71V70H170ZM169 71V72H170ZM181 71V70H180ZM180 71H178L179 73H180ZM182 71H181V73H182ZM257 71V70H256ZM257 71V72H258ZM93 72V71H92ZM92 72H90L89 74H91ZM97 72V71H96ZM107 72V71H106ZM116 72H117V69H116ZM119 72V71H118ZM137 72V71H136ZM146 72V71H145ZM148 72H146L147 74H149ZM168 72V71H167ZM186 72V73H187ZM191 72V71H190ZM201 72V71H200ZM86 73V72H85ZM99 73H100V71H99ZM102 73H104V72H102ZM101 73V75H104V74H102ZM129 73V72H128ZM156 73V72H155ZM154 73V74H155ZM171 73V72H170ZM179 73H176L175 75L177 76V74H179ZM184 73V72H183ZM202 73V72H201ZM260 73V72H259ZM108 74H111V73H108ZM125 75H126V71H125V73H124ZM205 74V73H204ZM256 74V73H255ZM263 74H264V72H263ZM92 75H93V73H92ZM96 75H98V74H96ZM100 75V74H99ZM106 75V74H105ZM104 75V76H105ZM117 75H119L118 73H117ZM124 75V76H125ZM143 75V74H142ZM152 75H153V73L151 74V77H150V75H149V77L150 78H152ZM182 75V74H181ZM185 75V74H184ZM189 75H190V73H189ZM189 75H188V79H190V82H191V79L193 78H190L189 77ZM192 75V74H191ZM208 76V74H205V76ZM89 76V75H88ZM112 76H114V77H116L114 74L113 75H111V76H107V78H111ZM122 76V75H121ZM134 76V75H133ZM136 76V75H135ZM138 76V75H137ZM145 76V75H144ZM193 76V75H192ZM194 76H198V74L196 75H194ZM201 76V75H200ZM210 76V75H209ZM93 77V76H92ZM120 77V75L118 76V78ZM123 77V76H122ZM121 77V78H122ZM126 77V76H125ZM125 77H123V78H125ZM128 77V76H127ZM148 77V76H147ZM148 77V78H149ZM156 77V76H155ZM184 77V76H183ZM187 77V76H186ZM260 78H261V74H260V76H259ZM258 77V78H259ZM89 78V77H88ZM100 78H102L101 76H100ZM129 78H130V76H129ZM139 78H140V76H139ZM149 78V79H150ZM180 78V75H179V77H177V79H179ZM182 78V77H181ZM185 78V77H184ZM207 78V77H206ZM259 78V79H260ZM264 77H262V79H263ZM92 79H94V77L92 78ZM112 79V78H111ZM134 79V78H133ZM132 79V81H135V80H133ZM137 79H138V77H137ZM141 79V78H140ZM143 79H144V77H143ZM146 79V78H145ZM155 79H157V78H155ZM160 79V78H159ZM176 79V78H175ZM176 79V80H177ZM195 78H193V80H194ZM199 78H197V81H199L198 80ZM258 79V80H259ZM101 79H99V81H100ZM104 80V79H103ZM107 80V79H106ZM106 80H104V81H106ZM119 80V82H118V84L117 85H119V83H120V79H118ZM122 80H124V79H122ZM121 80V81H122ZM152 80V79H151ZM154 80V79H153ZM152 80V81H153ZM174 79H173V76H172V80H171V82L173 81ZM203 80V79H202ZM209 80H211V79H209ZM256 80V79H255ZM88 81V80H87ZM91 81V80H90ZM111 80L109 79L108 80V82H110ZM113 81H115V79L113 80ZM126 82L128 81V79L127 80H125ZM140 81V80H139ZM139 81H138V83H139ZM152 81H151V83H152ZM157 82H158V80H156ZM161 81L162 80H160L159 82H160V86H162V84H161ZM186 81V80H185ZM196 81V80H195ZM194 81V82H195ZM204 81H208V79L207 80H204ZM203 81V84H205V82ZM257 81V80H256ZM256 81H255V84H256ZM261 81V80H260ZM92 82V81H91ZM129 82L131 83V81H130V79H129ZM143 82V81H142ZM146 82V81H145ZM149 82V81H148ZM159 82L157 83V84H159ZM167 82V81H166ZM188 82H189V80H188ZM189 82V83H190ZM193 82V81H192ZM194 82H193V84H194ZM201 82V81H200ZM212 82V81H211ZM211 82H210V86L212 87V85H211ZM262 82V81H261ZM260 82V83H261ZM85 83V82H84ZM93 83H95V82H93ZM97 83V82H96ZM102 83V82H101ZM104 83V82H103ZM113 83V82H112ZM130 83H127V84H129V85H132V84H130ZM134 83H136V82H134ZM133 83V84H134ZM144 83V82H143ZM147 83V82H146ZM150 83V84H151ZM154 83H156V82H154L153 81V84ZM167 83H169V82H167ZM173 83H175V82H173ZM177 83V82H176ZM184 83H187V82H184ZM184 83H180L181 85L183 84L184 85ZM199 83V82H198ZM209 83V82H208ZM213 83V82H212ZM81 84L83 85V83H82V81H81ZM90 84H92V83H90ZM114 84V83H113ZM152 84V85H153ZM157 84H156V86H157ZM166 84V83H165ZM192 84V83H191ZM196 84V83H195ZM257 84H259V83H257ZM262 84V83H261ZM260 84V85H261ZM97 85H99V84H97ZM107 85V84H106ZM109 85H111V84H109ZM117 85H116V87L115 88H117ZM140 85V84H139ZM143 85V84H142ZM144 85H145V83H144ZM155 85V84H154ZM174 85H176V84H174ZM174 85H171V86H173L174 87ZM177 85H178V83H177ZM198 85V84H197ZM202 85V84H201ZM206 85V84H205ZM205 85H204V87H205ZM95 86V85H94ZM112 86V85H111ZM114 86V85H113ZM159 86V87H160ZM165 86H168V85H165ZM165 86H163L164 88H166ZM171 86H169L170 88H172V90H170L171 91V93H172V91H173V87H171ZM186 86V85H185ZM187 86H189V85H187ZM200 85H198V87H199ZM209 86V87H210ZM264 86V85H263ZM92 87V86H91ZM91 87H88L87 89H90ZM99 87V86H98ZM104 87V86H103ZM103 87H102V89H103ZM106 87V86H105ZM118 87H121L120 85L118 86ZM131 86H129V87H126L127 88V90H129L128 88H130ZM132 87H134V86H132ZM138 87V86H137ZM151 87H153V86H150L149 88L151 89ZM155 87V86H154ZM154 87H153V89H154ZM158 87V89H160ZM169 87H168V89L166 88V91L167 90H169ZM179 87H180V85H179ZM184 87V86H183ZM197 86H196V88H198ZM204 87H203V89H204ZM214 87V86H213ZM67 89L68 90V92H67V94H66V96H65V98H63V99H61V98H58L56 95H54L53 94V92L54 91H56V90H63V89ZM136 88V87H135ZM134 88V89H135ZM187 88V87H186ZM191 88H194V86H191ZM201 88V87H200ZM200 88H199V90H200ZM93 89V88H92ZM100 89V88H99ZM106 89V88H105ZM133 89V90H134ZM155 89H157V87H155ZM177 89V88H176ZM179 89V88H178ZM190 88L188 87V89H186V90H189ZM203 89H201L200 90V92L203 90ZM252 90H253V92L252 93H254V95H255V97H254V99L255 98H257L256 97V93L254 92V89L253 88H251ZM256 89V88H255ZM86 90V89H85ZM95 90V89H94ZM93 90V91H94ZM117 90V89H116ZM120 90V89H119ZM122 90V89H121ZM138 90V89H137ZM137 90H135V92L137 93L138 91ZM149 90V89H148ZM152 90V89H151ZM193 90V89H192ZM192 90H191V92H192ZM218 90V89H217ZM241 90H243V89H241ZM252 90H250V91H252ZM103 92H104V90H102ZM118 91V90H117ZM176 91V90H175ZM181 91V90H180ZM179 91V92H180ZM183 91V90H182ZM195 90H193V93H195L194 92ZM203 91H205V90H203ZM213 91H214V88H213ZM212 91V93L214 94V93H216V92H218V91H216V92H213ZM246 91V90H245ZM244 90L242 91V92H245ZM257 91V90H256ZM83 92V91H82ZM112 92H114V90L112 91ZM119 92V91H118ZM121 92H123V91H121ZM125 92H126V89H125ZM124 92V94H125V96H126V93ZM128 92V91H127ZM130 92V91H129ZM131 92H132V90H131ZM152 92H153V90H152ZM157 92H159L158 90H157ZM162 92V91H161ZM161 92H159V93H161ZM167 92H169V91H167ZM174 92V91H173ZM185 92V91H184ZM206 92V91H205ZM205 92H203V93H205ZM222 92H224L223 90H222ZM241 92V91H240ZM239 92V93H240ZM248 92L249 91H247V95H250V94H248ZM258 92H260V91H257V93ZM88 93V92H87ZM95 93V92H94ZM117 93V92H116ZM133 93V92H132ZM131 93V94H132ZM138 93H142V91L141 92H138ZM137 93V94H138ZM170 93V94H171ZM177 93V92H176ZM193 93H191V94H193ZM202 93V92H201ZM207 93V92H206ZM219 93V95L221 94V92H218ZM251 93V94H252ZM262 93V92H261ZM89 94V93H88ZM99 94V92H97V95ZM107 94V93H106ZM109 94V93H108ZM107 94V95H108ZM111 94H113V93H111ZM121 94H123V93H121ZM120 94V95H121ZM123 94V95H124ZM129 94V93H128ZM148 95H149V92L147 93ZM162 94V93H161ZM169 94V93H168ZM169 94V95H170ZM177 94H180V93H177ZM181 94H183V92L181 93ZM180 94V95H181ZM186 94H188V92L186 93L185 92V95ZM197 94V93H196ZM228 94L229 93H227V96H228ZM242 94V93H241ZM240 94V95H241ZM244 94H246V93H244ZM243 94V96H245V98H247L246 97V95H244ZM259 94V93H258ZM95 95H96V93H95ZM115 95V94H114ZM119 95V94H118ZM117 95V96H118ZM119 95V96H120ZM130 95V94H129ZM132 95H135V93L134 94H132ZM132 95H130V96H132ZM139 95V94H138ZM142 95V94H141ZM144 95H146V94H144L143 93V96ZM159 96H160V94H158ZM173 95H174V93H173ZM172 95V96H173ZM176 95V94H175ZM184 95V94H183ZM189 95V94H188ZM202 95L204 96V94H201V97H202ZM206 95V94H205ZM212 95V94H211ZM216 95V94H215ZM219 95H217L216 97H218ZM231 95V94H230ZM239 95V97H241ZM104 96V95H103ZM116 96V95H115ZM137 96V95H136ZM135 96V98H137ZM147 96V95H146ZM146 96H144V97H146ZM149 96H151V95H149ZM171 96V95H170ZM178 96V97H177ZM190 96H192V97H194L195 98V96H193V95H190ZM190 96H189V98H190ZM207 96H208V93H207ZM224 96V95H223ZM242 96V98H244ZM257 96H263V95H257ZM2 97H3V99L4 100H2ZM109 97V96H108ZM129 97V96H128ZM127 97V98H128ZM142 97V96H141ZM140 97V98H141ZM163 97V96H162ZM174 97V96H173ZM181 97H182V95H181ZM191 97V98H192ZM196 97H198L199 98V95L198 96H196ZM213 97H214V95H213ZM215 97V98H216ZM219 97H221V95L219 96ZM225 97V96H224ZM230 97H232V96H230ZM229 97V98H230ZM249 97H251V95L249 96ZM248 97V98H249ZM87 98H88V96H87ZM94 98V97H93ZM107 98V96L104 98V100ZM116 98V97H115ZM118 98V97H117ZM116 98V99H117ZM122 98H123V96H122ZM124 98H126V97H124ZM123 98V99H124ZM134 98V97H133ZM132 98V99H133ZM140 98H138V99H140ZM143 98V97H142ZM148 98V97H147ZM161 98V97H160ZM159 98V99H160ZM165 98V97H164ZM171 98V97H170ZM177 98H178V100H179V95H176V98H175V100H177ZM184 98H186L185 96H184ZM183 98V99H184ZM188 98V97H187ZM186 98V99H187ZM197 98V99H198ZM263 99H264V96L262 97ZM14 99V100H13ZM96 99V98H95ZM109 99H110V97H109ZM112 99V98H111ZM120 99V98H119ZM131 99V100H132ZM150 98H148V100H149ZM155 99V98H154ZM171 99H173V102H172V104H170V105H173V103H175L174 101V98H171ZM193 99V98H192ZM200 99V100H199ZM197 101H199V103H201V101H202V99H203V97L202 98H199ZM207 99H208V97H207ZM207 99L205 98L203 101H207ZM220 98H218V101H220L219 100ZM224 99V98H223ZM227 100H229L228 99V97L226 98ZM231 99V98H230ZM239 99H241V98H239ZM262 99V100H263ZM94 100V99H93ZM103 100V99H102ZM101 100V101H102ZM103 100V101H104ZM114 100V102L116 101L115 99H113ZM129 100H130V98H128V101L127 102H129ZM143 100V99H142ZM148 100H146V101H148ZM167 100H170L169 98L167 99ZM181 100V99H180ZM179 100V101H180ZM189 100V99H188ZM194 100H196V99H194ZM194 100H192V101H194ZM216 100V99H215ZM243 100V99H242ZM249 100H250V98H249ZM258 100H259V97H258ZM261 100V101H262ZM140 101V100H139ZM139 101H137V102H139ZM150 101V100H149ZM148 101V102H149ZM151 101H153V98H152V100ZM165 101H166V98H165ZM170 101H172V100H170ZM183 101V100H182ZM182 101L180 102V107H182V106H184L183 104H182ZM185 101V100H184ZM211 102H212V100H210ZM210 101H207V102H210ZM254 100H252L250 103H252ZM256 101V100H255ZM254 101V102H255ZM93 102V101H92ZM92 102H90V103H92ZM95 102V101H94ZM97 102V101H96ZM110 102V101H109ZM112 102V101H111ZM110 102V103H111ZM117 102V101H116ZM118 102H121L120 100L118 101ZM148 102H146V103H148ZM160 102V101H159ZM158 101L157 102H155V103H159ZM188 102V101H187ZM195 102V101H194ZM210 102V103H211ZM226 102V101H225ZM240 102V101H239ZM245 102V101H244ZM248 101L246 100V103H247ZM257 102V101H256ZM255 102V103H256ZM97 103H99V102H97ZM103 103H105V102H103ZM103 103H102V105H103ZM106 103H107V100H106ZM105 103V104H106ZM126 103V102H125ZM130 104H131V102H129ZM128 103V104H129ZM133 103H136V100H135V102H133ZM141 103H143V101L141 102ZM145 103V104H146ZM151 103V102H150ZM149 103V104H150ZM155 103H153V104H155ZM184 103V102H183ZM196 103V102H195ZM198 103V102H197ZM196 103V104H197ZM203 103V102H202ZM205 104H207L206 102H204ZM222 103V102H221ZM228 103V102H227ZM231 103V102H230ZM262 103H263V101H262ZM117 104V103H116ZM116 104H113V105H116ZM145 104H140V102L138 103V105L139 106H141L142 105V107H144L143 105H145ZM149 104H147V105H149ZM162 104V103H161ZM164 105H167V104H165V103H163ZM177 104H178V101H177ZM186 104V103H185ZM195 104V105H196ZM212 104V103H211ZM224 104V103H223ZM232 104V103H231ZM230 104V106H232V107H234L233 106V104L231 105ZM239 104V103H238ZM240 104H242V103H240ZM239 104V105H240ZM261 104V103H260ZM259 104V105H260ZM99 105H101L100 103H99ZM112 105V106H113ZM118 105V104H117ZM122 105H123V103H122ZM136 105V104H135ZM138 105H137V107H138ZM178 105V106H179ZM182 105V106H181ZM188 105V104H187ZM190 105V104H189ZM201 105V104H200ZM208 105H210L209 103H208ZM221 105V104H220ZM225 105V104H224ZM228 105V104H227ZM247 106H248V104H246ZM245 105V106H246ZM253 105H254V103H253ZM256 105L258 106V104L256 103ZM255 105V106H256ZM263 105H264V103H263ZM93 106V105H92ZM91 106V107H92ZM105 106H108V105H105ZM104 106V107H105ZM112 106H110L109 105V107H111L110 108V110H113L112 109ZM124 106V105H123ZM128 105L126 104V107H127ZM146 106V105H145ZM162 106V105H161ZM168 106V105H167ZM174 106V105H173ZM175 106H176V104H175ZM178 106H176V107H178ZM197 106H199V105H197ZM196 106V107H197ZM212 106V105H211ZM238 106V105H237ZM244 106V107H245ZM255 106H254V108H255ZM262 106V105H261ZM99 107V106H98ZM101 107V106H100ZM117 107V106H116ZM120 107V106H119ZM125 107V106H124ZM130 107H132V105H130ZM135 107V106H134ZM152 107H153V105H152ZM163 108H165L164 106H162ZM184 107H187L186 105L184 106ZM184 107H182V108H184ZM189 107V106H188ZM201 107V106H200ZM202 107L204 108V105H202ZM206 107V106H205ZM213 107V106H212ZM212 107H209V108H212ZM215 107H218L217 105H215ZM223 107H225V106H223ZM222 106L220 107V108H222V109H225V108H227V107H225V108H223ZM240 107V106H239ZM239 107H235L234 109H236V108H239ZM244 107H241V108H244ZM250 107H251V105H250ZM250 107H248L249 109H250ZM263 107V106H262ZM107 108V107H106ZM133 108V107H132ZM141 108V107H140ZM140 108H135V111H137L138 109H140ZM151 108V107H150ZM157 108H158V106H157ZM157 108H155V110L157 111ZM162 108V109H163ZM169 108V107H168ZM198 108V110H200L201 108H199V107H197ZM209 108H204L205 110H209V111H213V109H209ZM229 108H231V107H228V109H227V111L226 112H229L230 111V109ZM248 108L246 109V108H244V109H246L247 110V112H248ZM258 108V107H257ZM261 108V107H260ZM264 108V107H263ZM104 109V108H103ZM123 109V108H122ZM122 109L121 110H119V111H122ZM134 109V108H133ZM137 109V110H136ZM154 109V108H153ZM162 109L160 110V111H162ZM172 109H174V108H172ZM181 108H179V110H180ZM185 110L187 109V108H184ZM183 109V110H184ZM204 109H202V110H204ZM215 109V108H214ZM234 109H232L231 110V112L234 110ZM253 109V108H252ZM259 109V108H258ZM105 111H106V109H104ZM117 111H115L114 112V115H115V113H117V112H119L118 111V109H116ZM124 110V109H123ZM142 110H143V108H142ZM146 110V109H145ZM154 110V111H155ZM159 110V109H158ZM165 110V109H164ZM182 110V109H181ZM180 110V111H181ZM189 110H191V109H189ZM189 110H186V113H187V111H188V113H190L191 114V112H194L195 113V111L194 110H196V109H194L193 110V107H192V110H191V112H189ZM197 110V111H198ZM207 110V111H208ZM219 110V109H218ZM221 110V109H220ZM219 110V111H220ZM239 109H237V111H238ZM241 111H243L242 109H240ZM245 110V111H246ZM262 110V109H261ZM127 111V110H126ZM141 110H139V112H140ZM144 111V110H143ZM148 111V110H147ZM179 111V112H180ZM201 111V110H200ZM206 111V112H207ZM208 111V112H209ZM215 111L217 112V109H215ZM236 110H234V112H235ZM244 111V112H245ZM255 111H258V110H255ZM254 111V112H255ZM259 111H260V109H259ZM259 111H258V113H259ZM262 111H264V110H262ZM100 112V111H99ZM98 112V113H99ZM110 112V111H109ZM108 112V113H109ZM129 112H130V115L129 116H131L132 114H131V110L129 111H127V113L129 114ZM150 112H152V114H154L153 113V111H151V110H149V112L148 113H150ZM168 112V111H167ZM169 112H171V111H169ZM172 112H174V110L172 111ZM176 112V111H175ZM175 112L173 113V115L175 114ZM223 112V111H222ZM222 112H220V113H222ZM225 112V111H224ZM252 112V111H251ZM253 112V113H254ZM101 113H102V110H101ZM111 113V112H110ZM125 113V112H124ZM141 113H143V112H141ZM140 113V114H141ZM145 113H146V111H145ZM157 113H158V111H157ZM164 113H166V112H163L162 114H164ZM177 113V112H176ZM181 113H182V111H181ZM186 113H184V114H186ZM200 113V112H199ZM210 113V112H209ZM208 113V114H209ZM219 113V112H218ZM220 113H219V115H220ZM238 113V112H237ZM236 113V114H237ZM240 113V112H239ZM246 113V112H245ZM248 113H250V111L248 112ZM248 113H246L245 115H247ZM105 114V113H104ZM113 114V113H112ZM151 114V113H150ZM151 114V115H152ZM156 114V113H155ZM161 114V116H163ZM167 114V113H166ZM172 114V113H171ZM190 114H188V115H190ZM201 114V113H200ZM202 114H204V111L202 112ZM207 114V115H208ZM228 114V113H227ZM230 114V113H229ZM233 115H234V113H232ZM235 114V115H236ZM240 114H242L241 116L243 117L244 115V113H240ZM240 114H239V116H240ZM251 114V113H250ZM255 114H257V113H255ZM255 114H251V115H255ZM95 115H96V113H95ZM100 115H103V114H100ZM105 115H109V114H107V112H106V114ZM114 115H113V117H114ZM120 115H123V114H120ZM134 115V114H133ZM136 115H138L137 113L134 115L135 117H136ZM158 115V114H157ZM157 115H156V117H157ZM176 115V114H175ZM180 115V114H179ZM183 115V114H182ZM196 115H197V113H196ZM196 115H190V117H189V119H191V122H192V119L194 118L195 120H196V118L195 117H193V116H196ZM199 115V114H198ZM218 115V114H217ZM218 115V116H219ZM223 115V117H224V114H222ZM234 115V116H235ZM251 115H250V117H251ZM258 115V114H257ZM260 115V114H259ZM263 115V113L261 114V116ZM99 116V115H98ZM124 116V115H123ZM125 116H128L127 114L125 115ZM128 116V117H129ZM140 116V115H139ZM142 116V115H141ZM140 116V117H141ZM149 116V115H148ZM160 116V115H159ZM167 115H165V117H166ZM171 116V115H170ZM191 116H192V118H191ZM200 116V115H199ZM205 116H206V113H205ZM215 116V117H214ZM231 116V115H230ZM240 116V118H242ZM260 116V117H261ZM101 117V116H100ZM109 117V118H108ZM135 117H133L134 118V120H135ZM138 117V116H137ZM146 117H147V115H146ZM145 116H144V118L147 120V122L149 121L147 118H146ZM152 117V116H151ZM154 117H155V115H154ZM168 117V120H169V122H168V120H167V123L169 124L170 123V121H171V119L172 118H169V116H167ZM173 117V116H172ZM176 117V116H175ZM179 118L181 117V116H178ZM187 117V118H188ZM208 117H209V119H211V118H216V115H215V113H214V115H213V113H212V117H210L209 115H208ZM220 117V119H221V116H219ZM218 117V118H219ZM226 117H227V115H226ZM226 117H224V118H226ZM231 117H233V116H231ZM230 117V118H231ZM237 117H238V114H237ZM245 117H249V115L248 116H245ZM252 117H254V116H252ZM256 117V116H255ZM258 117V116H257ZM259 117V118H260ZM263 117H264V115H263ZM123 118V117H122ZM148 118H150V116L148 117ZM153 118V117H152ZM161 118V117H160ZM179 118H175V119H178V120H180ZM186 118V117H185ZM202 118H203V116H202ZM207 118V117H206ZM234 118V117H233ZM232 118V120H233V122L234 123H232V124H235V118L233 119ZM246 118V119H247ZM104 119H105V121H104ZM129 119H130V117H129ZM139 119V118H138ZM156 119V118H155ZM163 119V118H162ZM174 119V120H175ZM181 119H183V116H182V118ZM198 119V118H197ZM246 119H244L243 118V120L242 121H244V124H245V122L247 121V120H249L250 118H248L247 120ZM254 118H251L249 121H247V122H249V127H245V125H243L244 126V128L242 129L241 127H240V129H242L243 131H245L244 129L246 128L247 130H249V128H250V124H251V120H253ZM115 120V119H114ZM122 120V119H121ZM134 120L132 119V124H134ZM140 120V119H139ZM143 120V119H142ZM141 120V121H142ZM150 120H152V119H150ZM158 120V119H157ZM157 120H156V124H158L157 123ZM160 120V119H159ZM158 120V121H159ZM174 120H172L173 122H174ZM178 120H176V121H178ZM194 120V121H195ZM205 120V119H204ZM232 120H230L229 121V115H228V121L229 122H232ZM246 120V121H245ZM256 120H257V118H256ZM116 121V120H115ZM119 121V120H118ZM124 121H126V120H124ZM127 121H128V119H127ZM145 121V120H144ZM154 121V120H153ZM183 121V120H182ZM184 121H185V119H184ZM183 121V122H184ZM187 122H188V120H186ZM211 121V120H210ZM241 121V120H240ZM239 120H237V123L238 122H240ZM258 121H259V119H258ZM261 121V120H260ZM259 121V122H260ZM262 121H263V119H262ZM109 122H110V120H109ZM120 122V121H119ZM137 122V121H136ZM135 122V123H136ZM160 122H163V121H160ZM197 122V121H196ZM194 123V124H198V122L197 123ZM203 121H201V123H202ZM209 122V121H208ZM226 123H227V120L225 121ZM246 122V123H247ZM111 123H113V121L112 122H110V124ZM114 123H116V122H114ZM123 123V122H122ZM126 123V122H125ZM144 123V122H143ZM176 123V122H175ZM175 123H173V126H174V124ZM189 123V122H188ZM188 123H186V125H188ZM193 123H190L191 124V126H193L192 124ZM200 123V122H199ZM215 122H213V124H214ZM253 123V122H252ZM258 123V122H257ZM256 123V124H257ZM110 124L108 125V127L110 128ZM119 124V123H118ZM137 124V123H136ZM151 124H152V121H151ZM156 124H154V125H156ZM171 124H172V122H171ZM178 125H179V122L177 123ZM180 124H181V122H180ZM211 124V123H210ZM212 124V125H213ZM217 124V123H216ZM259 124V123H258ZM114 124H111V126H113ZM116 125V124H115ZM121 126H122V124H120ZM146 125V124H145ZM149 125H150V123H149ZM170 125V124H169ZM178 125H176L175 124V126H178ZM185 125V122L183 123V125H181V127L183 128L184 126L185 127H187ZM201 125V124H200ZM221 125L223 126V124H220V126L219 125H213L214 127H217V126H219V127H221ZM238 125V124H237ZM241 125V124H240ZM260 125H262V124H260ZM119 126V125H118ZM120 126V127H121ZM126 126V125H125ZM128 126V125H127ZM127 126H126V130H127ZM130 126V125H129ZM172 126V125H171ZM191 126H190V128H191ZM202 126V125H201ZM228 126V125H227ZM254 126H256V125H253L251 128L253 129L254 128ZM258 126V125H257ZM256 126V127H257ZM135 127V126H134ZM137 128L139 127V126H136ZM143 127V126H142ZM146 127H148V126H146ZM156 127V126H155ZM155 127H153L152 126V128H155ZM160 127H162V124L160 125ZM166 127V123H165V125H164V128ZM179 127H180V125H179ZM195 127H197V125H195ZM200 127V126H199ZM231 127V126H230ZM234 127V126H233ZM152 128L150 127V128H147V130L148 129H150V130H152ZM158 128V127H157ZM189 128V127H188ZM187 128V129H188ZM192 128H194V126L192 127ZM192 128H191V130H192ZM212 128V127H211ZM222 128V127H221ZM223 128H225L226 129V127H225V125H224V127ZM222 128V129H223ZM110 129V130H111ZM119 130H120V128H118ZM123 129V128H122ZM122 129H121V132H122ZM132 129V128H131ZM135 129V128H134ZM141 129H143V128H141ZM144 129H146V128H144ZM162 129V128H161ZM167 129V131H168V128H166ZM185 130L184 132H190L189 130ZM196 129H198V128H196ZM195 128H194V130H196ZM203 129V128H202ZM232 129V128H231ZM230 129V130H231ZM236 129H238V128H236ZM257 129V128H256ZM260 129V128H259ZM116 130H117V132H116ZM140 129H137V131L136 132H138ZM159 130V129H158ZM165 130V129H164ZM163 130V131H164ZM182 130H184V128L182 129ZM182 130H180V131H182ZM194 130H192V133H193V131ZM209 130V129H208ZM229 129H228V127H227V131H228ZM246 130V131H247ZM258 130V129H257ZM257 130H256V133L257 134H259L258 132H257ZM262 130V129H261ZM107 131H109V129L107 130ZM123 131L124 132H126L124 129H123ZM134 131V130H133ZM169 131H170V129H169ZM179 131V132H180ZM197 132L199 131V130H196ZM195 131V132H196ZM220 132H221V129L219 130ZM224 131V130H223ZM222 131V132H223ZM232 131H233V129H232ZM241 131V130H240ZM251 131V130H250ZM250 131H248L247 132V134L250 132ZM254 132H255V130H253ZM260 131V130H259ZM263 132H264V130H262ZM261 131V132H262ZM123 132V133H124ZM130 132V131H129ZM145 132H147V133H149L148 131H145ZM155 132L157 133V131H156V129H155ZM155 132H153L154 134H151V135H154L155 136ZM165 132V131H164ZM164 132H163V134H164ZM186 132V133H187ZM196 132V133H197ZM199 132H202V130L201 131H199ZM211 132H213V131H211ZM215 132H217V129H216V131ZM239 132V131H238ZM238 132H236L237 134H236V137H237V135H238ZM254 132H252L251 131V133H253V135H250V136H253V139H255L254 137L255 136H257L256 135V133H254ZM131 133H133V132H131ZM143 133H144V130H143ZM161 133V132H160ZM167 133H169V132H167ZM170 133H171V131H170ZM182 133V132H181ZM219 133V132H218ZM217 133V134H218ZM233 133V136L235 135L234 133L235 132H232ZM242 133V132H241ZM118 135L120 134V133H117ZM116 134V135H117ZM127 135H128V133H126ZM125 134V135H126ZM165 134H166V132H165ZM185 133H183V135H184ZM194 134V133H193ZM205 134V133H204ZM222 134V133H221ZM221 134H219V135H221ZM145 135H147V134H145ZM151 135H149V136H151ZM157 135H158V133H157ZM169 135V134H168ZM168 135H166V136H168ZM171 135H175V137L174 138H176V135L177 134H171ZM213 135V134H212ZM215 135V134H214ZM218 135V136H219ZM224 135H225V137L227 136V134H225L224 133ZM224 135H222V136H224ZM232 135V134H231ZM240 135V134H239ZM238 135V136H239ZM255 135V136H254ZM263 135V134H262ZM131 136V135H130ZM133 136V135H132ZM148 136V135H147ZM147 136H145V137H147ZM173 136L172 137H169V139H171V138H173ZM209 136V135H208ZM222 136H219V137H217V136H215L217 139L219 138V139H223V138H221ZM243 136H245V135H243ZM134 137V136H133ZM133 137H132V139H133ZM136 137H138V134H137V136H135L134 138H136ZM156 137V136H155ZM159 137H160V135H159ZM158 137V138H159ZM164 137V136H163ZM167 137V138H168ZM185 137V136H184ZM189 137V139H190V136H188L187 135V137H185V138H188ZM200 137H201V135H200ZM229 137H230V135H229ZM228 137V138H229ZM236 137H234V138H236ZM257 137H260V136H257ZM262 137V136H261ZM117 138V137H116ZM131 138V137H130ZM140 138V137H139ZM153 138V137H152ZM157 138V137H156ZM173 138V139H174ZM193 138H194V135H193ZM196 138H198V135H197V137H195V139ZM204 138V137H203ZM202 137L200 138V139H203ZM210 138H211V136H210ZM227 137H226V139H228ZM233 138V139H234ZM239 138H240V136H239ZM247 138H249V135L247 136ZM120 139V138H119ZM136 139H138V138H136ZM146 139V138H145ZM149 139V138H148ZM178 139H180V142L182 141L183 142V140H181V138H177V140ZM191 139H192V136H191ZM190 139V142L193 140H191ZM230 139H231V137H230ZM229 139V140H230ZM233 139H231L230 141H232ZM242 139V138H241ZM252 139V138H251ZM123 140V139H122ZM144 140V139H143ZM147 140V139H146ZM146 140H144L143 141V143H148ZM153 140L154 139H151V141L153 142ZM168 140V139H167ZM171 141L172 143H176V146H177V142H179V140L178 141ZM188 139H185L184 141H187ZM198 140V139H197ZM225 140V139H224ZM228 140V141H229ZM257 140V139H256ZM261 140V139H260ZM263 140V139H262ZM118 141V140H117ZM133 141H135L134 139H133ZM139 141V140H138ZM142 140L140 139V141H139V143L141 142ZM158 141H159V139H158ZM160 141H162L161 139H160ZM159 141V142H160ZM165 141V140H164ZM169 141V140H168ZM194 141V140H193ZM192 141V143L193 144H191V145H195V143ZM199 141H203V140H199ZM223 141V140H222ZM237 140H234V142H236ZM240 141L241 140H239V144H240ZM248 141L250 142V138L248 139ZM264 141V140H263ZM115 142V141H114ZM120 142H122L121 140H120ZM151 142V143H152ZM163 142V141H162ZM181 142V143H182ZM188 142V141H187ZM189 142V143H190ZM216 142V141H215ZM217 142H218V140H217ZM223 142H225V141H223ZM233 142V141H232ZM231 142V143H232ZM253 142V141H252ZM252 142H250V143H252ZM258 142V141H257ZM115 143H117V142H115ZM126 142H124V144H125ZM142 143V142H141ZM141 143H140V145H141ZM149 143H150V140H149ZM156 143V141L154 140V143H152V146H153V144H155ZM164 143V142H163ZM163 143H162V145H163ZM168 143V142H167ZM200 143H203V142H199V144ZM206 143L207 142H205V145H206ZM237 144H238V142H236ZM235 143V144H236ZM244 143V142H243ZM242 143V144H243ZM256 143V142H255ZM262 143V142H261ZM123 144V145H124ZM128 144V143H127ZM127 144H126V146H127ZM166 144V143H165ZM178 144H180V143H178ZM213 144V143H212ZM218 144V143H217ZM233 144V143H232ZM232 144H231V146H232ZM236 144V145H237ZM257 144V143H256ZM255 144V145H256ZM259 144V143H258ZM257 144V145H258ZM116 145V144H115ZM129 145V144H128ZM145 145V144H144ZM143 144L141 145V147L142 146H144ZM148 145V144H147ZM146 145V148L148 147ZM158 145H160V146H158ZM158 147H161V144H159L158 143ZM197 145V144H196ZM202 145H204V144H202ZM205 145H204V147H205ZM209 145V144H208ZM234 145V144H233ZM241 145V144H240ZM240 145H238V146H240ZM244 145V144H243ZM251 145V144H250ZM253 145V144H252ZM252 145L250 146V147H252ZM256 145V149H257V146ZM259 145H262V144H259ZM116 146H118V144L116 145ZM136 146V145H135ZM150 146V145H149ZM152 146H150V150H152L151 149V147ZM165 146V145H164ZM170 147V145H168V144H166V149H168V147ZM171 146H173V145H171ZM180 146H181V144H180ZM201 146V145H200ZM211 146V145H210ZM209 146V147H210ZM215 147H216V145H214ZM219 146V145H218ZM221 146V145H220ZM225 146V145H224ZM237 146V147H238ZM254 146V145H253ZM263 146V145H262ZM125 147V146H124ZM128 147V146H127ZM156 147V146H155ZM155 147H154V152H153V154H152V152H151V154L153 155V156H155L154 155V153L156 154L157 152H155L156 151V149H155ZM163 147V146H162ZM161 147V148H162ZM175 147V145L173 146V148ZM183 146H181V147H178V149L179 150H177L176 148H175V150H177V151H180V148H182ZM199 147V146H198ZM197 147V148H198ZM201 147H203V146H201ZM201 147H200V149H201ZM203 147V148H204ZM213 147V146H212ZM236 147V148H237ZM249 147V148H250ZM260 147V146H259ZM258 147V149L259 150H264V148L263 149H261V148H259ZM134 148H136V147H134ZM144 148H145V146H144ZM144 148H143V150H142V153L143 152H145L146 150H144ZM161 148L160 149H158L157 148V150H161ZM195 148H196V146H195ZM197 148H196V150H197ZM206 148H208V147H206ZM221 148V147H220ZM219 148V149H220ZM230 148V147H229ZM228 148V149H229ZM233 148H235V146L233 147ZM242 148V147H241ZM254 148V149H255ZM133 149V148H132ZM139 149V148H138ZM142 149V148H141ZM148 149V150H149ZM199 149V148H198ZM214 149V148H213ZM218 149V148H217ZM222 149V148H221ZM225 150H226V148H224ZM223 149V151H225ZM118 150H119V148H118ZM125 150V153H126V149H124ZM148 150L146 151V153H148ZM163 150V149H162ZM169 150V152L171 151V150H173V149H171V147L168 149ZM167 150V151H168ZM186 151H188L187 150V148L185 149ZM208 150H209V148H208ZM211 150V149H210ZM231 150V149H230ZM242 150H244L243 148H242ZM241 150V151H242ZM129 151V150H128ZM127 151V152H128ZM134 151V150H133ZM135 151H138V152H136V154L137 153H140L141 151H140V149L139 150H135ZM140 151V152H139ZM193 151H195V150H193ZM206 151H207V149H206ZM222 151V152H223ZM238 151V148L236 149V151L235 152H237ZM247 151H248V149H247ZM164 151H162V153H163ZM182 152V150L179 152V153H181ZM183 152L186 154V156L190 153L189 151V153L188 152H185L184 150H183ZM198 152H199V150H198ZM208 152H210V151H208ZM211 152H213V150H211ZM211 152L209 153V154H211ZM226 152V151H225ZM252 152V151H251ZM259 152V151H258ZM129 153V152H128ZM130 153H132V155H133V152H130ZM129 153V154H130ZM142 153H140L139 155H140V158H141V154ZM165 153H167V152H165ZM173 153V152H172ZM201 153V155L203 154L202 153V151L200 152ZM206 153V152H205ZM214 153V152H213ZM227 153V152H226ZM232 153H234V152H232ZM242 153V152H241ZM247 153V152H246ZM254 153V152H253ZM260 153V152H259ZM264 153V152H263ZM134 154H135V152H134ZM150 154V153H149ZM160 154V153H159ZM158 154V155H159ZM174 154H177V153H174ZM192 154V152L190 153V155ZM194 154H198V153H194ZM194 154H192L194 157H197L196 155H194ZM217 154H219V153H217ZM224 154V153H223ZM240 154V153H239ZM243 154H245V153H243ZM257 155H259L258 153H256ZM260 154H262V152L260 153ZM124 157H123V156ZM126 155V154H125ZM138 155V154H137ZM143 155V154H142ZM157 155V154H156ZM163 155H164V153H163ZM163 155H159L160 157H162ZM167 155V154H166ZM166 155H165V158H166ZM171 155H173V154H170V156ZM189 155V156H190ZM199 155V154H198ZM200 155V156H201ZM205 155H208V154H205ZM214 155V156H213ZM212 156L214 157V159H215V154H213ZM227 155V157H228V153L226 154ZM226 155H224L225 157H226ZM231 155V154H230ZM236 155V154H235ZM249 155V154H248ZM253 155H255V154H253ZM127 156V155H126ZM130 156H131V154H130ZM149 156V155H148ZM176 156V155H175ZM180 155L178 154V156L176 157L177 159H178V157H179ZM182 156V155H181ZM180 156V157H181ZM183 156H184V154H183ZM182 156V157H183ZM189 156H187V158L189 157ZM209 156H211V155H209ZM211 156V157H212ZM234 156V155H233ZM238 156V155H237ZM242 156V155H241ZM247 156V155H246ZM250 156H252V155H250ZM259 156H261L262 157V155H259ZM132 157H139V156H135V155H133ZM143 157V159L146 161V163H148L147 162V160H149V158H147V160L145 159L146 157H144V155L142 156ZM169 157V156H168ZM185 157V156H184ZM203 157H204V155H203ZM219 157V156H218ZM217 157V158H218ZM153 158H155V157H153ZM158 158V157H157ZM156 158V159H157ZM164 158V157H163ZM164 158V159H165ZM169 158H172V156L171 157H169ZM168 158V159H169ZM175 158V157H174ZM186 158V159H187ZM193 158V157H192ZM220 158H221V156H220ZM223 158V157H222ZM233 158H235V157H233ZM239 158H241L240 156H239ZM239 158H237V160L239 159ZM250 158L251 157H249V161H251L250 160ZM254 158V157H253ZM257 158H260V157H257ZM262 158H264V156L262 157ZM132 159H134V158H132ZM131 159V160H132ZM150 159H152V158H150ZM167 159V160H168ZM181 159V158H180ZM191 159V158H190ZM189 158H188V160H190ZM194 159H196V158H194ZM194 159H192L194 162H195V160ZM198 159H201L200 157H198ZM198 159H197V163L199 162L198 161ZM223 159H226V158H223ZM243 160H244V158H242ZM126 160V161H127ZM137 160H139V158L137 159ZM142 160V159H141ZM144 160H142L143 161V163H144ZM155 160V159H154ZM158 160V159H157ZM160 160V159H159ZM175 160V159H174ZM183 160H184V158H183ZM208 160V159H207ZM206 160V161H207ZM218 160V159H217ZM222 160V159H221ZM234 160V159H233ZM236 160V161H237ZM240 160V159H239ZM242 160V161H243ZM247 159H246V161H248ZM134 161V160H133ZM177 161H178V163L180 162L179 161V159L178 160H176V162L175 161H173V158H172V162H173V165H171L172 166V168H170V169H173V167H174V162L176 163V166H178V168H179V166L180 167H182L181 166V163H180V165H178V163H177ZM193 161H191L192 163H193ZM231 161H232V157H231ZM230 161V162H231ZM249 161H248V164H249ZM152 162H153V160H152ZM150 163V165L152 164L153 165V163ZM155 162H156V160H155ZM154 162V163H155ZM165 162H166V160H165ZM167 162H170L171 163V160L170 161H167ZM190 162V161H189ZM191 162H190V164L188 163V167H189V165H190V168H191V165L193 166L192 167V170H190L188 167V169L186 168V166H187V164H185L184 165V167L186 168V170L188 171L189 170V172L191 171H193L194 169L195 170H198V168L196 169V167H197V164H196V162H195V164H196V167H194V163L193 164H191ZM201 162V161H200ZM203 162V161H202ZM215 162H216V159H215ZM218 162V161H217ZM219 162H220V160H219ZM221 162H223V161H221ZM225 162H226V160H225ZM228 162H229V159H228V161L226 162L227 163V165H228ZM238 163H239V161H237ZM263 162V161H262ZM261 162V163H262ZM129 163H131L132 164V161L131 162H129ZM163 163V162H162ZM184 163V162H183ZM225 163V164H226ZM245 163V162H244ZM258 163V162H257ZM260 163V162H259ZM134 164H135V161L133 162V165H132V167L134 166ZM137 164V163H136ZM135 164V165H136ZM139 164H140V160L138 161V167L139 168H137V166H136V168L137 169H140L141 168V165L139 166ZM156 164V163H155ZM154 164V165H155ZM199 165L201 164V163H198ZM204 164H208L207 165V167L209 166V164H210V166H212L213 168H216V166L214 167V164L213 165H211V162L209 163H203V165ZM217 164V163H216ZM219 164V163H218ZM224 164V162H223V165H225ZM128 166L129 167V170L131 169L132 171H127L126 170V168L128 169V167H126V166ZM153 165V166H154ZM156 165H158V164H156ZM155 165V166H156ZM159 165H161V162H160V164ZM159 165H158V167H159ZM223 165H220V166H223ZM235 165V164H234ZM241 165L243 166V164L241 163ZM261 165V164H260ZM155 166L154 167H151V168H155ZM166 166H168V167H171L169 164L167 165V163L165 164V166H163V167H165V169H166ZM201 166H202V164H201ZM218 166V165H217ZM233 166V165H232ZM258 166V165H257ZM157 167V168H158ZM161 167V166H160ZM159 167V168H160ZM183 167V171L185 170V168ZM219 167V166H218ZM228 167H229V165H228ZM227 167V168H228ZM236 167H238L237 165H236ZM252 167V166H251ZM260 167V166H259ZM174 168H177V167H174ZM194 168V169H193ZM219 168H221V167H219ZM223 168V167H222ZM221 168V169H222ZM225 169H226V166L224 167ZM224 168H223V170H224ZM239 168V167H238ZM153 169H152V171H153ZM164 169V168H163ZM162 169V167H161V169H158V171H160V173H161V171L163 170ZM164 169V170H165ZM206 169V168H205ZM209 169H211V168H207L206 170H209ZM229 169H231V168H229ZM228 169V170H229ZM241 169V168H240ZM240 169L238 170V171H240ZM155 170V169H154ZM250 170H251V168H250ZM259 170V169H258ZM261 170V169H260ZM77 171V173H79V170H76ZM141 171H143V169L142 170H137L136 172L139 174ZM145 171L147 172L146 174L148 175L149 173H148V171H151V170H146L145 169ZM151 171V173H153ZM158 171H157V173H158ZM167 171V170H166ZM175 171H176V169H175ZM174 170H173V172H175ZM181 171H182V169H181ZM202 171H205V170H202ZM201 171V172H202ZM221 171V170H220ZM236 171V170H235ZM156 172V171H155ZM154 172V173H155ZM163 172V171H162ZM167 172H171V170H169L168 169V171ZM165 173V172H163V173H165L166 175L168 174V173ZM184 172H186V171H184ZM190 172V173H191ZM194 172V171H193ZM198 172L199 171H197V176H201L202 174H200V172H199V175H198ZM205 172H209V171H205ZM225 172V171H224ZM247 172H248V170H247ZM137 173H135V174H137ZM145 172H143V174H144ZM176 173V172H175ZM190 173H189V175H190ZM204 173V172H203ZM209 173H212L211 171L209 172ZM213 173H214V171H213ZM222 173V172H221ZM220 173V174H221ZM228 173H229V171H228ZM245 173V175H246V172H244ZM244 173H242V174H244ZM128 174H130V176L128 175ZM137 174V175H138ZM165 174L163 175V176H165ZM174 174V173H173ZM173 174L172 175H170L172 178H171V180L174 178L173 177ZM194 174H195V176H196V173L194 172ZM204 174H206V173H204ZM225 174L226 175H228L226 172H225ZM224 173H223V176L225 175ZM232 174V173H231ZM238 174V173H237ZM241 174V173H240ZM136 175V177H138L139 178V176L140 175H142V173L140 174V175H138L137 176ZM161 174H159L158 173V176H160ZM179 175V174H178ZM177 175V176H178ZM189 175H187V176H189ZM207 175V174H206ZM214 176H215V174H213ZM244 175V176H245ZM129 176V177H128ZM155 176H156V174H155ZM154 176V177H155ZM163 176H161L162 178H163ZM177 176H176V178H177ZM186 176V175H185ZM191 176H193V173H192V175ZM193 177L194 179H199L198 177ZM204 176V175H203ZM217 176V175H216ZM215 176V177H216ZM223 176H219V177H221L222 178V180L224 179H226L225 178V176H224V178H223ZM233 176V175H232ZM243 175L241 176V177H244ZM249 176V175H248ZM128 177V178H127ZM133 177V178H134ZM161 177H159V179L161 180V181H163L162 179H161ZM210 177H211V175H210ZM214 177V178H215ZM227 177V176H226ZM138 178H136V180H135V178H134V180H135V185L137 184L136 182H138ZM157 178V177H156ZM165 178V181H166V177H164ZM168 178H170L169 177V174H168ZM186 178V177H185ZM218 178V177H217ZM228 178V177H227ZM236 178V177H235ZM239 178V177H238ZM245 178H246V176H245ZM107 179H108V176H107V174H103V175H94V176H91V177H89V176H81V180H82V183L89 189V197H90V199L91 200H94V201H100L103 197H102V191H101V189H102V186L106 183V181H107ZM121 179V177H118L117 178V180L119 181ZM146 179V178H145ZM144 179V180H145ZM155 179V178H154ZM158 179V180H159ZM178 179V178H177ZM181 180H182V178H180ZM184 179V178H183ZM187 179H188V177H187ZM187 179H184V183H186L185 182V180L187 181ZM190 179H192V178H189L188 180L190 181ZM194 179H192L191 181H193ZM202 179V178H201ZM228 179H231V175H230V178H228ZM237 179V178H236ZM236 179H231L232 180V182H231V180H230V182L232 183L231 185H233V182H234V180H236ZM248 179V178H247ZM249 179H250V177H249ZM253 179V178H252ZM134 180H133V183H132V185L134 184ZM142 180V179H141ZM148 180V179H147ZM175 181H176V179H174ZM174 180H172V182L169 180H167L166 182H167V184H166V182L164 183V185L165 186H167L168 184H169V182H171V186H174V185H172V184H174ZM180 180V181H181ZM203 180H205V179H202L201 180V182H199L200 184H199V186L200 187H204V188H206V187H208L210 184H209V182H208V184H205V186L203 185V184H201V183H203V182H205L206 180H209V179H206L205 181H203ZM211 180V179H210ZM216 180V179H215ZM218 180H220L219 178H218ZM223 180V181H224ZM241 180V179H240ZM240 180H238V182L240 183ZM143 181V180H142ZM151 181V180H150ZM149 181V182H150ZM161 181H159L160 183H161ZM189 181H187L188 183H190ZM196 182H197V180H195ZM228 181V180H227ZM256 181V180H255ZM149 182H148V187H150L149 186ZM156 182V181H155ZM181 182H183V180L181 181ZM180 182V183H181ZM195 182V183H196ZM210 182H212L213 183V181H210ZM217 182H220V181H217ZM230 182H227L229 185H230ZM153 185H154V183L153 182H151ZM157 183H158V181H157ZM177 183V182H176ZM179 183V182H178ZM177 183V184H178ZM193 183V182H192ZM194 183V184H195ZM207 183V182H206ZM211 183V185L213 186V185H215L216 184V182H215V184L213 183L212 184ZM235 183H237V182H235ZM234 183V184H235ZM245 183V182H244ZM251 183V182H250ZM249 183V184H250ZM261 183V182H260ZM139 184H141L140 183V181H139ZM142 184H143V186L145 187V185L144 184H147V181L146 182H142ZM141 184V185H142ZM182 184L183 183H181V186H182ZM224 184H226L225 182H224ZM246 184V183H245ZM138 185V184H137ZM141 185H139V186H141ZM152 185V186H153ZM155 185H156V183H155ZM154 185V186H155ZM158 185V184H157ZM164 185H161V186H163L161 189L163 190V191H161V192H163V193H165L164 192V190L166 189L165 187H164ZM179 185V184H178ZM203 185V186H202ZM206 185H208V186H206ZM210 185V186H211ZM220 185V184H219ZM218 185V186H219ZM229 185H228V187L227 188H229ZM236 185V184H235ZM240 185V184H239ZM122 186V187H121ZM160 185H159V187H161ZM170 186V187H171ZM176 186V185H175ZM186 186V185H185ZM191 186V185H190ZM192 186H194V185H192ZM196 186H198V185H196ZM216 186V185H215ZM214 186V187H215ZM217 186V187H218ZM226 186H227V184H226ZM259 186V185H258ZM156 187H158V186H155V188ZM168 187V186H167ZM170 187H168L169 189H170ZM179 187V186H178ZM183 187V186H182ZM187 187V186H186ZM199 187V189L200 190H202L201 188ZM235 187H237V188H240L239 190H241L242 188H241V186L240 187H238V186H235ZM245 186H243V188H244ZM124 189L123 191V193H125V194H122V190H120V189ZM143 188V187H142ZM154 188V187H153ZM155 188H154V190H155ZM164 188V189H163ZM174 188V187H173ZM173 188H171V191H172V189ZM175 188H177V187H175ZM180 189H181V187H179ZM192 188H195V187H192ZM203 188V189H204ZM219 188H222L221 187V185H220V187H218V189ZM223 188H224V186H223ZM226 188V189H227ZM255 188V187H254ZM145 189V188H144ZM147 189V190H146ZM146 192L148 193V191L149 190H151L150 188H147V186H146ZM161 189H159V192H160V190ZM187 189V188H186ZM190 189H191V187H190ZM190 189H187V190H190ZM199 189H197V190H199ZM209 189V187L206 189L207 191H209V193L211 194V195H209V196H211L212 197V193H213V190L214 189H216V188H212L213 190H211V192H210V189ZM230 189V188H229ZM153 190V189H152ZM153 190V191H154ZM174 190L175 189H173V191L172 192H174ZM178 190V189H177ZM177 190H175L176 192H177ZM182 190L183 189H181L180 191H181V193H183L182 192ZM187 190H184V191H186L187 192ZM196 190V189H195ZM195 190H192V191H194L195 192ZM205 190V191H206ZM221 190L222 189H220V192H218V193H221ZM155 191H157V189L155 190ZM154 191V192H155ZM166 191V190H165ZM170 191V190H169ZM170 191V192H171ZM179 191V192H180ZM192 191H190V192H192ZM206 191V193H208ZM228 191H231V190H228ZM248 191V190H247ZM145 192V193H146ZM167 192H168V189H167ZM176 192H175V194H176ZM186 192L184 193V194H186ZM190 192H188L189 194H190ZM193 192V193H194ZM198 191H196V193H197ZM223 192V191H222ZM236 192V191H235ZM242 192V191H241ZM129 189H128V187L127 186H125L124 184H121L120 185V188H119V190L117 191V193L115 194V197H114V203L115 202H119V203H121V204H127L128 202H129ZM157 193H158V191H157ZM157 193L155 192V195H157ZM169 193V192H168ZM191 194V195H189V194H187V195H189V196H192L193 197V195L194 194ZM195 193V195H197ZM199 193V192H198ZM206 193H204V190H202V192H201V194L203 195V194H205L206 195ZM224 193H225V191H224ZM224 193H222V194H224ZM228 193H230V192H228ZM243 193V192H242ZM241 193V195L243 196V194ZM160 194V193H159ZM158 194V196L160 197V195ZM165 194H167V193H165ZM200 194V193H199ZM201 194H200V197H201ZM214 194V193H213ZM215 194H216V191H215ZM215 194H214V198L212 197V199L214 200L216 197H215ZM232 194H233V191H232ZM232 194H231V196H232ZM183 195V194H182ZM194 195V196H195ZM217 195V194H216ZM246 194H244V196H245ZM150 196V195H149ZM158 196H156V197H158ZM163 195H161V197H162ZM173 196V195H172ZM172 196H170V199L169 200H171V197ZM177 196V195H176ZM218 196V195H217ZM225 197L226 196H228V194L227 195H224ZM223 195L221 196V198L223 197V198H225ZM233 196H238V197H240L238 194L237 195H233ZM232 196V197H233ZM240 197V199L241 198H245V197ZM156 197H155V199H156ZM198 196H196V198H197ZM200 197H198V199L200 198ZM211 197H210V202H211ZM231 197V198H232ZM235 197V198H236ZM146 198V194H145V196H144V199ZM150 198L152 199V196H150ZM163 198H165V197H163ZM162 198V199H163ZM168 198V197H167ZM166 198V199H167ZM176 199V197H174L173 196V200H175ZM186 198H188L187 196L184 198L185 199V201L184 200H182V199H180L179 201L177 200V199H179V197L175 200V202L177 203V201H178V203L181 205V203H182V201H184L185 203H187V204H189V202H188V200L189 199H192V198H189V199H186ZM202 198H206V197H204V196H202ZM201 198V200H203ZM220 198V199H221ZM230 198V197H229ZM234 198V197H233ZM143 199V201L145 202V200L147 201L148 200V202H149V199H148V197L144 200ZM159 199H161V198H159ZM166 199H164V200H166ZM194 199H195V197H194ZM194 199H192V200H194ZM207 199H208V196H207ZM207 199H204V200H206L207 201ZM217 199V198H216ZM236 199H239V198H236ZM249 199V198H248ZM153 200V199H152ZM173 200L171 201V202H173ZM222 200H224V199H222ZM228 200V199H227ZM227 200H225L224 202H227ZM233 199H231V200H229V201H232ZM235 200V199H234ZM233 200V201H234ZM246 200V199H245ZM250 200V199H249ZM253 200V199H252ZM159 200H157V202H158ZM161 201L162 200H160V203H158L159 205L160 204H162L161 203ZM197 201V200H196ZM221 201V200H220ZM233 201H232V204H234V206H235V203H236V200L234 201L235 203H233ZM241 202H242V200H240ZM244 201V200H243ZM259 201V200H258ZM17 202H19V205L20 206H17ZM144 202H142V207L140 208V209H138V212L141 214V215H143L144 214V212H145V209H147V210H149V215H148V218L144 221V225H143V227L142 228H140V229H136V228H134V227H132V228H124V227H116L115 229H114V231H113V244H114V246H115V250H116V253H117V256H118V258H119V260L122 262V264H189L188 262H190L191 260H192V258H191V260L189 261L188 259H187V257H188V255H189V253H191V251L192 250H190L189 251V249H188V251H189V253H188V255L187 254H185V252H184V254H185V256L186 257H184V259H183V256L182 257H180L179 255L182 253L180 250H182L183 251V249L185 248V246L187 247L188 245L186 244H184V241H182L181 243H179L180 245H182L183 246V244H184V246H183V249H181L180 248V246H179V244H178V246H179V248H180V250H179V248H178V250L180 251V254H178V253H176L177 252V250H175L174 249V247L175 246H172V242H168L167 240H169V239H166L167 238V234L165 235V230H163V226H158L157 224H159L158 222H156L155 223V220L157 219L156 218V216H153V215H151V212H152V214H153V212H156V211H158V208L155 210V207H156V204L154 205V207L153 208H151V209H154V211H150V209L146 206V204L147 203H144ZM169 201H167V203H165V204H169V206H170V204L171 203H168ZM192 201H190V203H191ZM197 202H199V201H197ZM202 201H200L199 203H201ZM204 202V201H203ZM203 202H202V204H203ZM213 202V201H212ZM215 202H217V201H215ZM218 202H219V200H218ZM223 202V203H224ZM238 202H239V200H238ZM245 202V201H244ZM252 202V201H251ZM163 203V204H164ZM199 203H198V205H199ZM205 203V202H204ZM208 203V202H207ZM207 203H205L204 204V206H206V208L207 207H209L208 205H209V203L207 204ZM223 203H221L222 204V206L224 205ZM240 203V202H239ZM238 203V204H239ZM243 203V202H242ZM255 203H256V201H255ZM150 204H152V203H150ZM175 204V203H174ZM187 204H184L183 203V207H185V206H187ZM202 204H200V205H202ZM213 204H215L214 202H213ZM218 204H220V203H218ZM231 204V205H232ZM241 204V203H240ZM245 204H248V202L247 203H245ZM148 205H149V203H148ZM173 205V204H172ZM191 205H193V203L191 204ZM195 206V208H196V204H194ZM212 205V204H211ZM236 205H237V203H236ZM249 205V204H248ZM245 206L246 207V209H247V207H249V206ZM252 205V204H251ZM151 206H153V205H151ZM176 207H180V206H177V204L175 205ZM181 206V207H182ZM203 206V205H202ZM204 206H203V210H205L206 211V209L204 208ZM214 206H217L216 204L214 205ZM225 206H226V204H225ZM234 206H233V208H234ZM243 206H244V203H243ZM253 206V205H252ZM261 206V205H260ZM260 206H258V207H260ZM162 207H164V206H162ZM166 207H167V205H166ZM166 207H164V208H166ZM172 207V206H171ZM188 208L189 207H191V206H187ZM193 207V208H194ZM198 207H201V206H198ZM197 207V208H198ZM219 207V206H218ZM217 207V208H218ZM230 208H226V209H229L228 210V212L230 211V209H233V208H231V206H229ZM236 207H238V206H236ZM244 207V208H245ZM258 207H256V208H258ZM160 208V207H159ZM163 208V209H164ZM169 208V207H168ZM174 208V207H173ZM172 208V209H173ZM202 208V207H201ZM210 208V207H209ZM216 208V207H215ZM214 208V209H215ZM216 208V209H217ZM220 208H223V207H219L218 208V210L220 209ZM240 208H243V207H241L240 206ZM250 208V207H249ZM248 208V209H249ZM252 208V207H251ZM160 209H162V208H160ZM159 209V210H160ZM172 209H170L171 211H172ZM178 210H179V208H177ZM208 209V208H207ZM213 208H211V210H212ZM223 209H225V207L223 208ZM223 209H220L221 210V212L223 211ZM238 209H239V207H238ZM253 209V208H252ZM164 210H165V213L164 214H162L161 212L163 211L164 212ZM164 210H161V212H159V213H161V214H159L160 215V217L162 216V215H165L167 212H166V209H164ZM174 210H176V209H174ZM192 210V209H191ZM199 210H201L200 208H199ZM219 210V211H220ZM240 210V209H239ZM243 210V209H242ZM241 210V211H242ZM111 211H112V206H109V205H106L103 209H102V212H103V215L105 216V218H110V215H111ZM170 211V212H171ZM192 211H194V210H192ZM195 211H196V209H195ZM194 211V212H195ZM245 211V210H244ZM247 211V210H246ZM193 212V213H194ZM202 211H200V213H201ZM207 212H208V210H207ZM206 212V213H207ZM210 212V211H209ZM215 212V213H219L218 215H220V216H222L221 214L224 212ZM227 211L225 210V213H226ZM171 213H173V212H171ZM213 213V215L212 216H215V214H214V212H212ZM221 213V214H220ZM233 213V212H232ZM235 213V212H234ZM255 213L257 214V210L255 209ZM158 214V213H157ZM168 215H169V213H167ZM202 214H204V213H202ZM208 214V213H207ZM207 214H206V216L204 217V218H206V217H208L207 216ZM211 213H209L208 215H209V218H211L210 219V221L211 220H213L212 219V216L210 215ZM230 214V213H229ZM248 214V213H247ZM260 214H261V211H260ZM155 215V214H154ZM158 215V216H159ZM173 215V214H172ZM201 215V214H200ZM231 215H233V214H231ZM235 215L237 216V214L235 213ZM243 215V214H242ZM197 216H199V214L197 215ZM226 216V215H225ZM228 216V215H227ZM249 216H251L250 214H249ZM155 217V218H154ZM160 217L158 218V220L160 219ZM167 217H170V216H165V217H161L163 220V223H165V220H166V218ZM174 217V216H173ZM172 217V218H173ZM200 217V216H199ZM198 217V218H199ZM217 217V215L214 217V218H216ZM241 217V216H240ZM245 217H247V216H245ZM165 218V219H164ZM226 218V217H225ZM230 220H232V218H230V217H228ZM234 218V217H233ZM238 218V217H237ZM208 219V218H207ZM224 217L222 218V219H220V221L221 222H223L224 220H226V219H224ZM258 219H259V217H258ZM261 219V218H260ZM263 219V218H262ZM157 220V221H158ZM161 220V219H160ZM159 220V221H160ZM201 220L203 221V219L201 218ZM204 220H206V219H204ZM217 220H219V218L217 219ZM223 220V221H222ZM245 220V219H244ZM244 220H242V221H244ZM247 220V224H248V221H250V220H248V219H246ZM169 221V220H168ZM167 221V222H168ZM171 222H173L172 221V219L170 220ZM198 221H199V219H198ZM235 222H236V227H234V226H232V225H230V226H228V223L226 224V226H228L227 228H225V230H228L229 228L231 229V228H237V219L236 220H234ZM233 221V223H235ZM255 221H257V219L255 220ZM166 222V223H167ZM200 222V221H199ZM212 222V221H211ZM215 222H216V220H215ZM214 221H213V223H215ZM220 222V223H221ZM227 222V221H226ZM231 222V221H230ZM229 222V223H230ZM239 222H241V221H239ZM238 222V223H239ZM170 222H168V224H169ZM217 223V222H216ZM252 223V222H251ZM161 224V223H160ZM167 224V225H168ZM218 224V223H217ZM224 224V223H223ZM231 224V223H230ZM242 224L243 223H241V226H242ZM246 224V225H247ZM256 224H257V222H256ZM157 225V226H156ZM161 225H163V224H161ZM218 225H220V224H218ZM250 225V224H249ZM258 225V224H257ZM170 226H171V224H170ZM173 226V225H172ZM203 226V225H202ZM204 226H205V224H204ZM207 226V225H206ZM205 226V227H206ZM209 226H210V224H209ZM211 226H213V224L211 225ZM221 226V225H220ZM224 226V225H223ZM226 226H224V227H226ZM240 226V227H241ZM245 226V225H244ZM251 226V225H250ZM252 226H253V224H252ZM165 227H166V224H165ZM201 227V226H200ZM200 227H199V229H200ZM217 227V226H216ZM249 227V226H248ZM247 226H246V228H248ZM156 228H157V231H156ZM160 228H162V230L164 231L163 232V234L162 233H159V234H157V232H158V230ZM222 229H223V227H221ZM250 228V227H249ZM257 228V227H256ZM169 229H170V227H169ZM182 229H185L184 227L182 228ZM187 229L188 228H186V232H187ZM198 229V228H197ZM198 229V230H199ZM202 229V228H201ZM221 229V230H222ZM245 229V228H244ZM251 229V228H250ZM255 229V228H254ZM162 230L160 229V231L162 232ZM167 230H168V228H167ZM171 230H172V228H171ZM173 230H174V228H173ZM172 230V231H173ZM198 230H196L197 231V234L199 233V231ZM205 230H206V228H205ZM204 230V231H205ZM212 230V229H211ZM232 230V229H231ZM233 230H235V229H233ZM232 230V231H233ZM238 230H239V226H238ZM241 230H243L242 229V227H241ZM262 230V229H261ZM159 231V232H160ZM170 231V230H169ZM180 231H182V230H180ZM179 231V232H180ZM185 231H183V232H185ZM203 231V230H202ZM201 231V233H203ZM235 231H237V229L235 230ZM240 231V230H239ZM252 231V230H251ZM250 231V232H251ZM255 231V230H254ZM166 232H168V231H166ZM178 232V231H177ZM176 232V233H177ZM188 232H189V230H188ZM207 232H208V230H207ZM229 232H231V231H229ZM228 231H227V233L228 234H230ZM241 232H243V231H241ZM169 233V232H168ZM175 233V232H174ZM193 233V232H192ZM210 233H212L213 234V232H210ZM221 233H222V231H221ZM233 233V232H232ZM235 233H237V232H235ZM245 233H246V231H245ZM252 233V232H251ZM255 233V232H254ZM256 233H258V231L256 232ZM170 234H172V233H170ZM170 234H169V236H170ZM180 234H181V232H180ZM194 235H196L195 234V232L193 233ZM193 234H189L190 235V239H192L191 238V235H193ZM200 234V233H199ZM198 234V235H199ZM204 234V233H203ZM207 234L208 235H211V234H209V232L208 233H206V235H204V236H207ZM223 234V233H222ZM227 234V235H228ZM264 234V233H263ZM162 235H164V236H166V238L164 237V236H162ZM181 235H183V234H181ZM181 235H179V236H181ZM185 235V234H184ZM183 235V236H184ZM197 235V236H198ZM214 235V234H213ZM224 235H226V231H225V234H223V237H224ZM232 235V234H231ZM230 235V236H231ZM241 235H243L242 233H241ZM253 234H251V236H252ZM172 236H173V238L176 236H174L173 234H172ZM177 236H178V234H177ZM188 236V235H187ZM187 236H186V238H187ZM203 236V235H202ZM238 236V235H237ZM247 235H243V237L245 238ZM254 236L255 237H257L256 236V234H254ZM196 236H194L193 238H195ZM201 237V235L200 236H198V238H200ZM225 237H229V236H225ZM202 238V237H201ZM207 239L208 238H210V239H212V240H214L216 237H213L212 236V238H211V236H208V237H206ZM206 238H204V240L206 241ZM220 238V237H219ZM234 238V237H233ZM231 239V241L232 240H234L235 238H239V236L238 237H235L234 239ZM175 239V238H174ZM174 239H173V242H175L174 241ZM180 239V238H179ZM182 239V238H181ZM180 239V240H181ZM188 239H189V237H188ZM189 239V240H190ZM209 239V240H210ZM224 239V238H223ZM223 239H221L222 241H223ZM240 239V238H239ZM247 239V238H246ZM246 239H245V241H246ZM258 239H259V237H258ZM171 241H172V238L170 239ZM184 240V239H183ZM193 240H197L196 238L195 239H193ZM193 240H190V241H193ZM203 240V239H202ZM201 240V241H202ZM203 240V241H204ZM211 240V241H212ZM217 240H218V238H217ZM224 240H226V239H224ZM230 238L228 239V242H227V244L228 245H230ZM237 240V239H236ZM242 240V239H241ZM240 240V241H241ZM260 240V239H259ZM186 242L185 243H187V241L188 240H185ZM202 241V242H203ZM215 241H216V239H215ZM219 241H220V239H219ZM221 241V242H222ZM238 241V240H237ZM244 241V242H245ZM264 241V240H263ZM178 242V241H177ZM195 242V241H194ZM213 242V241H212ZM211 242V243H212ZM218 242V241H217ZM216 242V243H217ZM221 242H219V244L221 243ZM224 242V241H223ZM236 242V241H235ZM242 242V241H241ZM240 242V243H241ZM251 242V241H250ZM256 242V241H255ZM176 243V242H175ZM183 243V244H182ZM189 243H191V242H189ZM197 243V242H196ZM195 243V244H196ZM204 243V242H203ZM210 243V241L209 242H207L206 241V244H209ZM243 243V242H242ZM248 243H249V241H248ZM247 243V244H248ZM177 244H175L176 246H177ZM200 244H201V242H200ZM225 244V243H224ZM223 244V245H224ZM237 244H238V242H237ZM236 244V245H237ZM244 244V243H243ZM249 244H251V243H249ZM173 245H174V243H173ZM198 246H196L195 245V248H197V247H199V243L197 244ZM210 245H212V244H210ZM226 245V244H225ZM225 245L224 246H222V247H225ZM228 245H226V246H228ZM231 245H233V243L231 244ZM230 245V246H231ZM239 245V244H238ZM238 245H237V247H238ZM246 245V244H245ZM253 245V244H252ZM181 246V247H182ZM189 246H191V245H189ZM192 246H194V244H192ZM191 246V247H192ZM214 246H217V244L215 245L214 244ZM235 246V245H234ZM205 247V246H204ZM232 247V246H231ZM239 247H240V245H239ZM242 247V246H241ZM246 247V246H245ZM176 248V249H177ZM200 248V247H199ZM198 248V250H200ZM201 248H203V247H201ZM210 248H212V246H210ZM218 248V247H217ZM228 248V247H227ZM230 248V247H229ZM229 248H228V250H229ZM234 248V247H233ZM235 248H236V246H235ZM242 248H244V247H242ZM248 248V247H247ZM254 248H255V246H254ZM254 248H252L251 247V249H253L254 250ZM190 249H194V247H192V248H190ZM206 248H204L203 249V251L205 250ZM225 249H226V247H225ZM224 249V250H225ZM239 249H241V248H239ZM255 249H257V248H255ZM187 250V249H186ZM185 250V251H186ZM195 250V252H196V254L198 255V253H197V251L198 250H196V249H194ZM193 250V251H194ZM207 250V249H206ZM226 250L227 252H229L230 251V253H232L231 252V250H232V248H231V250ZM246 250V249H245ZM249 250V249H248ZM253 250H252V252H253ZM187 251V252H188ZM201 252V251H199V255H200V258L202 257L203 258V256H201V253H204V254H202V255H205V253H206V251L205 252ZM209 251V250H208ZM236 251H237V248H236ZM239 252L238 253H240V250H238ZM243 251H244V249H243ZM255 251H257V250H255ZM210 252V251H209ZM209 252H207L208 254H209ZM212 252V251H211ZM194 253V252H193ZM192 253V254H193ZM213 253V252H212ZM226 253V252H225ZM254 253V252H253ZM252 253V254H253ZM183 254V253H182ZM196 254H194V255H196ZM214 254H216V253H213V255ZM222 254H224L223 252H222ZM226 254H228V253H226ZM234 254H237V252L236 253H234ZM246 254H248V253H246ZM257 254H258V256H259V254L260 253H258L257 252ZM191 255V254H190ZM194 255H191L192 257L194 256ZM210 255V254H209ZM238 255H241V254H238ZM237 255V256H238ZM244 254H242V256H243ZM248 255H250V254H248ZM228 256H229V254L227 255V256H225V254H224V257H226V259H228ZM232 256H233V258H234V255H233V253H232ZM245 256H247V255H244L243 257H241V259H243ZM253 256V255H252ZM251 256V257H252ZM255 256V255H254ZM190 257V256H189ZM199 257V256H198ZM197 257V258H198ZM206 257H207V254H206ZM209 257V256H208ZM249 257V259H250V256H248ZM261 257V256H260ZM58 257H57V255H56V252L55 251H53V253L48 257V259H50V260H56ZM186 258V259H185ZM202 258H201V260H202ZM211 255H210V258H208V259H210L211 260ZM229 258H232L231 256H229ZM232 258V259H233ZM238 258H240V256L238 257ZM246 258V257H245ZM244 258V259H245ZM190 259V258H189ZM199 259V258H198ZM204 259H205V257H204ZM216 259H217V261H218V259H219V257L217 258V256H216ZM224 259V258H223ZM187 260H188V262H187ZM200 260V261H201ZM213 260H214V258H213ZM221 259H219V261H220ZM234 260V259H233ZM233 260H231L230 259V261L229 262H233ZM252 261H253V259H251ZM255 260V259H254ZM260 260V259H259ZM199 261V260H198ZM203 261H205V260H203ZM218 261V262H219ZM224 261V260H223ZM227 261V260H226ZM234 261H236V260H234ZM237 261H239L238 259H237ZM237 261L235 262L236 264H237ZM241 261V260H240ZM244 260H242V262H243ZM246 261H247V258H246ZM193 262V261H192ZM206 262V261H205ZM205 262H204V264H205ZM212 262H214V261H212ZM216 262V261H215ZM214 262V263H215ZM216 263V264H219V263ZM221 263L220 264H224V263H222V260L220 261ZM231 262V263H232ZM248 262V261H247ZM247 262H246V264H247ZM249 262H251L250 260H249ZM249 262H248V264H249ZM256 262V261H255ZM254 262V263H255ZM234 263V262H233ZM232 263V264H233ZM234 263V264H235ZM240 263V262H239ZM253 263V264H254ZM191 264H194V263H191ZM199 264V263H198ZM206 264H210V261H209V263H206ZM242 264H245V261H244V263H242ZM251 264V263H250Z\"/></svg>", "mask_w": 264, "mask_h": 264}, {"label": "snow or ice", "instance_id": "3", "mask_svg": "<svg viewBox=\"0 0 264 264\" xmlns=\"http://www.w3.org/2000/svg\"><path fill=\"white\" fill-rule=\"evenodd\" d=\"M171 23L176 25L177 43L183 45V15L179 11L173 12ZM217 53L222 59L221 65H197L193 62L191 70L193 74L210 72L212 82L231 94L233 103L238 104V90L250 91L254 86L255 53L249 50L237 52L227 46L218 48ZM67 92L65 88L53 94L63 99ZM90 116L91 110L87 106L66 109L67 122L73 127L82 125ZM33 123L39 124L42 139L33 145L29 156L43 177L41 195L34 203L24 206L29 222L25 223L24 219L17 222L14 239L21 241L23 232L29 229L33 239L39 236L53 241L62 240L65 232H72L85 248L83 253L77 252L74 247L32 249L29 252L33 258L31 264H122L113 244V231L116 227H143L149 210L145 209L141 215L138 209L142 207L145 189L122 178L123 166L104 153L99 141L82 137L79 145L74 146L73 136L70 131L63 130L62 121L47 117L39 122L28 121L29 126ZM103 174L108 176L101 189L103 198L100 201L91 200L81 176ZM118 177H121L119 181ZM121 184L129 189L127 204L114 203ZM148 195L155 200L154 192L149 190ZM106 205L112 206L110 218H105L102 212ZM17 206H20L19 202ZM173 215L174 228L195 230L200 227L195 214L186 206L173 210ZM7 236L8 233L0 232V264H19L4 254V249L11 243ZM53 251L58 257L56 260L48 259Z\"/></svg>", "mask_w": 264, "mask_h": 264}, {"label": "water", "instance_id": "4", "mask_svg": "<svg viewBox=\"0 0 264 264\" xmlns=\"http://www.w3.org/2000/svg\"><path fill=\"white\" fill-rule=\"evenodd\" d=\"M2 100H4L3 97H2ZM13 100H14V99H13Z\"/></svg>", "mask_w": 264, "mask_h": 264}]
</instances>
